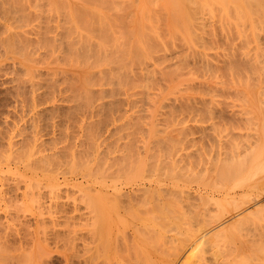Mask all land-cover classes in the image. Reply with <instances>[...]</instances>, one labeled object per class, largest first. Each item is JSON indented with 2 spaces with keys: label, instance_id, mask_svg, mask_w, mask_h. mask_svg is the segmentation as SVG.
Here are the masks:
<instances>
[{
  "label": "rangeland",
  "instance_id": "rangeland-1",
  "mask_svg": "<svg viewBox=\"0 0 264 264\" xmlns=\"http://www.w3.org/2000/svg\"><path fill=\"white\" fill-rule=\"evenodd\" d=\"M24 1V0H23ZM26 2H28V3H31L32 4V9L33 10H35L36 8L38 9L39 8V10H38V12H40L41 13V16H43V17H41L40 16V13H38V12H36V13H38L39 15H38V19L37 20H33L32 21V25L35 23H38V30H40V28H42L40 31L41 32H38V39H33V41L34 42H31L30 41V43L29 44H31L30 45V47H29V44L27 45L26 43H24L23 41V43L26 45V46H24V50H23V48L21 47V49L22 50H20V48H19V46H20V44L22 43V42H20L19 40H17V41H19L20 42V44H19V46L17 47L16 46V43L18 44L19 42H16V40H15V43L14 44H10L11 46H8V47H6V48H8L7 50H6V48H5V42H4V47H2V45H0V55L2 56V57H0V90L3 92V90H4V92H3V94H2V92L0 91V108H2V109H0V113H2L0 116V121L2 120H4L3 121V123L4 122H8L7 123V125L4 127L3 126V123L2 122H0V124H1V126H3V127H0V128H3L4 130H5V128H8L9 127V125L10 124H14L15 123V120H16V122L17 123H15L16 124V126L15 125H13V126H11V127H13L12 128V130L14 129V131L12 132L11 131V133H12V136H13V133H14V135L16 134V133H18V132H16L17 130L18 131H21L20 132V134L18 133L17 135H15V136H11V135H9V137H12V138H16V139H14V141L16 140V141H19L18 139H21L22 138V134H24L23 132H22V130H24V128L23 127H26V130H27V128H29L30 129V125L31 124H36V128L38 129V141H40V142H42L41 144H40V142H38V145H40L39 147H38V151H39V148H40V152H41V149L43 150V153L45 152V153H50L49 155H52L53 153H54V156L57 154V155H60V156H58V157H56V158H58L60 161H58V159H56L53 155V157L55 158H53L52 156H50L49 157V155H47V157H48V162L44 159V157L45 156H43V159H44V161H45V164H43L41 161V163L40 162H38V165L39 166H41L40 168H39V166H38V170H36V169H34L33 167H29V166H27L26 167V165L24 164V166L22 165V161L20 162V160H21V158H18L15 154L16 153H14V156H15V158L16 159H19V161H17L16 159H14L13 158V155H12V153L9 155V153H10V150H8V149H6V151L8 152H6L8 155H9V160L8 161H6L7 159H8V157H7V154H6V157L7 158H5L6 160V162L4 161V156L0 153V157L1 156H3L2 158H1V160L3 159V161L4 162H1V160H0V163H2V165L0 164V174H2V169L4 170V169H6V167L7 168H9L10 167V169H6L7 170V173H6V175L4 174L6 171L4 170L3 172V174H2V176H0V178L1 177H3V181H4V177H5V184L3 185L2 183H3V181H2V178L0 179V181L2 182H0V184L1 185H3L4 186V188H5V194L7 193L6 192V190L7 189H9V192H12V190H13V192H14V190H18L19 188H21V187H23L22 185H18L17 186V181L19 180L20 182H22V181H24L23 183H24V185H25V182L26 181H28V179H33V181L32 182H34V180L35 181H38V183L40 184V186H39V184H38V197H35L37 200H38V208H37V206H36V203H37V200L36 201H34V202H30L29 200V202L31 203H26V206H24V208L25 209H23L22 207V210H20V208L18 209V207H16V206H14V201H13V196H10V193H9V198H4V196H7V195H5L4 194V191L2 190L3 189V186H2V188H1V185H0V193H2V194H0L1 196H0V199H2V201L3 202H1V200H0V213H3L4 214V216H2V217H5V218H7L8 217V213H6V212H8L9 210V208L10 207H12L13 209H14V212H13V209H11V211L12 212H10L9 211V214H12L11 216L9 215V218H7V219H3V218H1L0 219V221H2V219H3V221L5 220V221H7V222H9L10 224L9 225H11V227L13 228H17V226L18 227H21V224H23L22 222L24 221V220H26V219H29L30 217H32L33 218V216L35 215V216H37L38 217V246H40V247H37L38 249H41V250H35V251H37V252H35V253H38V252H42V255H45L46 253L47 254H49V260L51 259L52 261H54V260H56L55 258H59L60 256H61V254H63V253H65V252H69V248L68 249H66L67 247H65L67 244H69V242H68V240L67 239H69V235L67 234V228H71V226H73V223H74V221H76V220H74L73 219V217H75L74 215H79V213H77L76 211L77 210H79L81 207L83 208V210L84 211H86L85 209H87L86 208V204H85V206L83 207L82 206V204H80L81 202H82V196H83V200H84V195L83 194H85V193H83V194H81L83 191L82 190H87V187H84L85 185L84 184H86V185H91L90 187H92V185H93V187H92V189L94 188L95 190L96 189H98V191H99V189H100V191H99V195H103L104 193L106 194H108V202H110V201H112L113 199H115V197H114V194L115 193H117L118 191H121V195L120 194H117V195H119V197L120 196H122V194L124 193V194H128V192L130 191V192H134L133 194H134V196L136 197V194L137 195H139L140 193H141V191H143L144 190V192H145V189H141L140 187H143V186H148L149 185V189H150V187H151V189L150 190H152L151 192H154L155 193V190H156V192H158L157 190H159V189H157V188H160V187H165V189H171L170 191H173L174 189H175V194H179V190L181 191V193L183 194V196H181L182 194L180 193V196L181 197H183L182 199H178L179 198V196H178V194H177V196L176 197H178V198H176L174 195V200H177L176 201V203H178V205H179V207H180V205H185L186 203H184L183 202V200L188 196L189 197V195L191 196V198H192V196H194L193 198H195L196 199V196H198V195H196L195 196V194L197 193V194H199V193H202V194H199L200 195V197L199 198H197L194 202H196L197 204H200V205H198V207H197V210L200 212H198V211H192L191 212V209L193 208V207H191V209L189 210V209H187L186 210V208H188L189 207V205H188V207H186L187 206V204L185 205V207L184 206H181L180 208V212H184V210H186L187 212V214L185 213L184 214V216L183 217H186L185 215H188L187 217H186V219H183V217L181 218V215H183V213H180V212H178V213H175V211H176V207L173 209V210H175V211H173L172 210V208H170V207H172L173 206V204L175 205V203H174V200L172 199H170L171 198V196H172V194H170V196H168V197H170V198H168L167 199V197H166V199H163L164 197H165V195L166 194H168L167 192H168V189H167V191H166V193H165V195H164V197L162 196L163 194H161V192H164L165 191V189H160L159 190V192L157 193L158 195V197L159 196H162V197H160L161 198V200H163V203L164 204H160V199H158V197L157 198H154V199H157V203H158V201H160L159 202V204H154L153 203V198H152V200H151V198L148 196V194H150V190H148V189H146V193H148L147 195H145L146 197V199H149V203H152V204H154V205H151V204H149V206H150V211L148 210V208H147V210H146V207H149L148 205H147V203H145L144 201L146 200L145 198H142V196L144 195L143 193H141V198L143 199H141L140 198V195L139 196H137L138 197V203L142 206V207H138L139 208V210H141L140 208H143L144 209V207H145V209L142 211V215H141V213H140V211L138 210V212L139 213H137V212H134L136 209H137V206L139 205L138 203V205L136 204V206H135V210H133L132 212H131V210L132 209H134V206H132V208H127L128 206H126V208H124V207H122V206H124V203L122 204V203H119V205L117 204V202H116V205H118V207L116 208V207H114L113 205L115 204H113V203H110V204H112V206L114 207V209H113V207L111 206V207H109V212H111V211H113L114 213H115V211H116V215L113 213V212H111V213H113L114 214V216H113V214H111V213H108V214H110L109 215V219L111 218V220H112V218H114L111 222H109V219L107 218V220H108V225L109 226H113V228H114V230H112L111 229V227L109 228V226H107L109 229V234H108V239L107 240H111V239H115V241H117V238H114V236L113 235H115L114 233L115 232H117L116 233V235L117 236H115V237H118V238H120L118 235H120L122 238H121V241H119V242H121V243H119V244H122V241H123V239L124 238H127L129 241H130V238L128 237V235H129V233L130 234H133V233H135L136 232V230H137V232L139 231V228H140V226L141 227H143L144 226V229L142 230V233H143V231L145 230V225H149L150 224V226H152V220H148V221H146L147 219H146V217H145V215H144V217H145V221L144 222H146V223H144V225L142 224V223H137L138 222V220H137V217L138 216H135L136 215V213L137 214H140L142 217H143V212H144V214H145V212H153V214L154 215H156L157 217L159 216L160 217V219L158 218V219H155V218H157V217H155V216H153L152 214V217L153 218H151V219H153V221H154V219L157 221V220H161L162 218H166L167 220H168V211H165V213H167V215L166 214H164V215H166V216H164V217H161L162 215H161V213H159L158 215L156 214V213H158V212H160L158 209H154L153 207H155L156 205H164L165 206V204H167L168 206H170V207H166L168 210H172L174 213H175V218H176V220L173 218L172 219V217L170 216V212H169V216L171 217H169V220L171 221V220H173V223L175 222H177L176 223V226L179 228V231H178V228L175 226V228L177 229H175V228H173L174 227V225H173V223L171 224V225H169L170 226V229L168 230V229H166L165 228V226H164V224H162L163 223V221H165L164 219L163 220H161L162 222L161 223H159V222H157V224L158 225H155V226H152V227H154V228H156V229H154V231H152V232H155V230L157 231L158 229V232H159V234H158V232H155V234L157 233V235H158V237L159 236H163V238L161 239L160 237L158 238L160 241H158L159 242V244L157 243L156 244V249L158 248L157 247V245L158 246H160V248L159 249H157L158 250V252L156 253V251H155V249H153V246L149 243V242H152L153 241V238H155V242L157 241L156 239V237H157V235H153V233H152V235L153 236H151L150 238H146L145 236V232L147 231V229L149 228H147L146 229V231L143 233V235H142V233H139L140 235H142L144 238H146V239H152V241L150 240H148V243L150 244V246H152L151 248H152V251L150 250L151 248H150V246H148V243H143L142 241H144V238H142V240L140 241V242H142V245L143 244H147V245H145V246H147V247H145V246H143V247H145L147 250L149 249L150 251H148V252H152V253H149L148 254V256L147 257H145V260L144 261H146V263H144V264H166L167 262H169V261H167V260H171L172 258H173V251H171V249H170V251H168V248H170V245H168V244H170V243H172V242H170L171 240H173L174 238V236H176L175 237V241H176V243L177 244H180L181 243V241H183V240H180L181 238V236H179L181 233V235H184L185 234V232L187 233V231H188V235H190L191 236V234H196V235H198L197 237H196V235L195 236H193L192 235V239L190 238V236L188 237L186 234V236L188 237L187 238V240H188V242H187V240L185 239V241H186V246H185V244H184V246H183V249L182 248H180L182 245H183V243H181V245L179 246H177V247H179V248H176V246L174 247V245H176L175 243H173V246H172V250L175 248L176 250H178L179 251V249H181L180 250V253H179V255L175 258V260H174V262H173V264H177V262H178V264H180V262L182 261V260H187V261H189L190 262V264H191V261H192V259L194 260L195 259V261L197 260V257H198V254L200 253V252H196L195 251V249H194V247L193 248H191L192 246H194L197 242H199V240H201V239H199V237L201 236V238H202V240L204 239V237L207 235V234H205V232L207 231V230H210L209 228H212V227H214L213 229L214 230H216V228L218 229V228H222V224H223V227L224 228H226V227H228V223H229V225L231 224V221H230V219L232 220V221H235V220H237L236 218H239L240 216H241V213L243 212V210H249V209H253L254 208V206H256L257 204H255L254 202V204L252 203L251 204V202L250 203H247V205H246V207L244 206V208H242V210L241 209H239V210H237L239 213H240V211H242L241 213H240V216L239 217H237V216H234V214L235 215H237V213H234L236 210H232V205H228L229 206V209L227 210V208L225 209V211H224V213H223V217L226 219H224V218H222L219 222H216V223H214V221H210V220H213L212 218L214 217H208V218H206L208 215V212H207V209L208 208H210L209 210H211V211H209L210 213H212V214H210V216L211 215H214L215 213H213V209L215 210V207H216V205L215 206H212V207H208L207 206V203L208 202H211L210 201V199H206L205 201L204 200H201V198H203V197H201V196H208V197H212L213 198V194H214V196H216L215 198L217 199L218 197H220V199L223 197L222 195L224 194V196L225 197H223V200H224V198L226 199L227 197V200H229V199H232V196H233V198L237 195H239L240 196V194H238V192H243L244 191V195H242V196H246V195H248V197H254V196H256V195H260L259 196V198L257 199V202H258V206H261V205H263L264 204V165H263V169L262 168H256L255 170H253V171H255L256 172V174H255V172L253 173V171L252 172H248L246 175H245V178L246 179H244L243 181H242V183L240 184L239 183V185H232L233 186V188H231L232 186H231V184L229 185L228 183H223L224 185H226V184H228V185H226V186H228L227 188H229V186H231L229 189L230 190H228L227 188H226V186H225V188L223 189L222 187H221V183L219 184L218 182V180L215 178V180H217V181H214V173H215V169L211 172H209V167H211L212 165H209V164H214V163H212L213 161H212V159L214 158V157H216V156H214V155H219V156H221L223 153V155H225L226 153H228V152H230L231 151V148H234V150H239V149H242V147L240 148V143H239V140L238 139H240V141H244L242 144H244V146H250V143L251 144H253V139H258L259 138V136H261L262 135V133H263V130H264V118H263V115H264V113H263V111H264V101H262L264 98H261V97H264V76L262 77L261 75H262V73L264 72V35H262V32L264 33V11H262L261 12V10H259L260 11V13L258 12V9H255V10H257L256 12H258L259 14H257L256 12H255V10H253L252 9V12L251 13H256V15H255V13L254 14H251V16H256L257 18L260 16L261 18H262V16H263V18L261 19L260 17V20H259V22H258V26H257V19L255 18V17H253L255 20H254V22L256 23V25H254L255 23L254 22H252L253 20H252V18H249V20H248V23L246 22V26L249 28V26H250V24H251V27L248 29V28H245V20L246 19H243V18H245V16H246V18H247V16H249L250 17V15H248V13H247V11H248V8L245 6V0L243 1V0H240V3L239 2H237L236 3V5L235 4H233V5H235L234 6V11H235V13L233 12V9L231 8V4H230V2L229 3H224V4H226V6L228 7V5H229V7H230V9H228V8H226L225 9V5L223 6L224 7V9L226 10H224V9H222V11L224 10L225 11V13L228 11V10H230V11H228L227 12V14H225L224 13V15L225 16H223L222 18H223V20H222V18L221 17H218V15H223V14H220V13H218V12H220V10H221V7H219L218 6V4L217 3H214V1H212V0H205L204 2H202V4L203 5H205V6H207V4H209L208 6H210L209 7V9H211V12H207L208 11V9L207 8H203V6H201V2H200V4H199V6H196L195 8H193L192 9V12H195L194 14H192V12H191V14H192V16L193 15H196V18L199 16H201V19H199V17H198V21L196 20L195 21V16L192 18L191 16H186L187 17V22L185 23V28H186V31H188V32H190V30L191 29H189L188 27H191V25H192V27H194L193 25H196V24H198L199 22L202 24V25H197V27L195 26V28H193L194 30H197V31H193V33H191V34H194V35H191L192 37L191 38H195V41H194V38L190 41L189 39V36L188 35H186V37H182V35L180 34V32L179 31H177V30H175L174 28H169L170 26H175L174 24H173V22H172V20L170 19V17H171V15H169L168 14V18L166 19L167 21H165V20H163L164 18H165V15H167V13H168V11L165 9V7L163 6V0H146V2H144V4H142L143 2L142 1H144V0H121L122 1V3L123 2H125V4H127V7H124L123 6V4L121 3V1H119V0H104L103 2H102V0H99L100 1V3H102L101 5H103L104 6V8L106 7V6H114V7H116V12L112 9V7H111V10L109 9V11L107 12L106 10H108L107 8L109 7H107L106 8V10L104 9L103 10V7L100 5L99 7H98V5H96L97 4V2L95 3V2H93V0H88V3L90 4L91 2H93V3H95V4H90V7H94L95 5V7L94 8H96V9H99V11H100V13H102L101 14V16H105L106 18L108 17V16H112V17H116L115 19L113 18L112 19V17H108L107 19H105V17H101L102 19H103V22L100 24L101 26H104L105 25V22L104 21H106L107 20V24L104 26L105 27V29L104 30H106V27H110V30H109V27L107 28V32H108V30L109 31H112L113 30V32H111V34H109V35H111V36H109V37H111L110 39H109V41L111 40V42H113V43H115V42H117V41H120L121 40V42H119V44L118 43H116V45L118 44V46H120V45H122L123 43L125 44L126 43V50H128V53H127V56L128 57H125V58H127V59H125V58H123V52H121V54H119V53H117V54H119L118 56H122V60H123V62H121L120 60V64H119V62H115V61H112L113 60V58H117V55H114V54H112V53H116V52H118L119 50V48H121L122 46H120L119 48L117 47V50L118 51H115L116 50V48H111V52H110V47H109V45L111 46V45H114L115 46V44H110V43H108V42H105V40H103L102 41V37L104 36V34H103V36L102 37H100L101 35L99 34L100 33V31H99V27H101L100 25L98 26V22L96 23V22H94L93 21V19H90V17L89 16H87V17H84V18H86V19H83L82 18V16H84V12H82V14H81V16L79 17V16H77L76 17V19H75V21H77V22H74L73 24H74V26H75V29H73V27L72 28H69V33H68V31H67V33H65L64 35L65 36H60L59 38L57 37V38H55V37H53L52 35H53V33L52 32H48V33H45L44 32V28L45 27H49V28H51V29H53V27H54V25L56 24V26H60L61 25V23H60V20H61V22H62V24H64V25H67V26H70L71 25V23L72 22H69V21H71L72 20V18L70 17V19H69V17L67 16V18H65L64 16H66V14L64 15V13L66 12V5L65 4H63V3H66L67 2V4L68 5H70L68 2H73V0H25ZM24 1V2H25ZM59 1V2H58ZM75 1V0H74ZM81 1V0H80ZM79 0H77V1H75L76 2V4L77 3H82V2H80ZM90 1V2H89ZM94 1H96V0H94ZM98 1V2H99ZM130 1V2H129ZM243 1V2H242ZM47 2V3H46ZM87 2V1H86ZM137 2V3H136ZM158 4H157V3ZM44 3V4H43ZM156 3V4H155ZM124 4V5H125ZM147 4V5H146ZM148 4H149V6H148ZM213 4H216L217 6L216 7H218V9L220 8V10L217 12L218 13V15L216 14V12L215 11H217L218 9L217 8H215L214 9V6H213ZM42 5V6H41ZM64 6V8L62 7V6ZM79 5H83V4H79ZM78 5V6H79ZM94 5V6H93ZM120 5V6H119ZM130 5H132V6H130ZM144 5H146V6H148L147 8H146V6L145 7H143ZM41 6V7H40ZM126 6V5H125ZM142 6V7H141ZM150 6H152L151 8H150ZM207 6V7H208ZM212 6H213V9H212ZM222 6V5H221ZM236 6H239L240 8H243V9H241L242 11H244V12H242L241 10H238V8L236 7ZM45 9H44V8ZM81 7H83V6H81ZM123 9H122V8ZM139 7V8H138ZM140 7H141V10L143 11L142 13L140 12H138V10L140 9ZM158 7H160L159 9H156V8H158ZM163 7H164V9H163ZM198 7H199V11L197 10L198 9ZM200 7H201V9H200ZM233 7V6H232ZM35 8V9H34ZM40 8H41V10H40ZM43 8V9H42ZM64 10H63V9ZM80 8V7H79ZM110 8V7H109ZM162 8V9H161ZM239 8V9H240ZM36 9V10H37ZM54 9V10H53ZM81 9V8H80ZM79 9V10H80ZM83 9L84 8H82V10H80V11H83ZM121 9V10H120ZM149 9V10H148ZM154 9H156L157 11L159 10L160 12H158L157 13V11L156 10H154ZM205 9H206V11H205ZM228 9V10H227ZM35 10V11H36ZM133 10H135V12L133 11ZM140 10V11H141ZM164 10H166L165 12H167L165 15L163 14L164 12ZM214 10V11H213ZM263 10V9H262ZM46 12V13H43V12ZM63 11H65L64 13H63V15L61 14ZM113 11V13H111ZM121 11L123 12L122 14H121ZM149 11V13H147V12ZM154 11H156V12H153ZM188 11H191V9L190 10H188ZM204 11V12H203ZM212 11H213V13H212ZM221 11V12H222ZM223 11V12H224ZM52 12V13H51ZM109 12H110V15H108L107 16V14H109ZM129 14H128V13ZM135 14H134V13ZM146 14H145V13ZM163 12V13H162ZM207 12V13H206ZM222 12V13H223ZM230 12V13H229ZM237 12H238V14L240 15H238L237 14ZM240 12H242V13H240ZM106 13V14H105ZM126 13H127V15H126ZM139 13V14H138ZM161 13L164 15V16H162L161 15ZM190 12H188V14H189ZM200 13V14H199ZM247 15H246V14ZM1 15V18H2V13H0ZM45 14V15H44ZM131 14H134V17L133 18H129L128 16H130ZM142 14V15H141ZM191 14H189V15H191ZM207 14V15H206ZM230 14V21L228 22L227 21V18L228 17H226L227 15H229ZM232 14V15H231ZM235 14L236 15H238V16H235ZM245 14V15H244ZM55 15V16H54ZM56 15H57V18H56ZM187 15V14H186ZM215 15H217V17H215ZM234 15V16H233ZM242 15L244 16V17H242ZM258 15V16H257ZM46 16V17H45ZM138 16V17H137ZM207 16V17H206ZM49 17H51V18H53V19H51V18H49ZM79 17V18H78ZM126 19H125V18ZM128 17V18H127ZM167 17V16H166ZM191 17V18H190ZM213 17V18H212ZM224 17H226L225 19H226V21L228 22V25H227V22H225L224 20ZM232 17V18H231ZM235 17V18H234ZM236 17H238L240 20H238V18L236 19ZM242 17V18H241ZM0 18V19H1ZM66 19V21H65V19ZM83 19V20H81V19ZM147 18V19H149L148 21H150L151 20V22H150V24H149V22H147L145 19ZM172 18V17H171ZM211 18V19H210ZM9 19H11V20H7V28L9 29V30H6L7 28H6V26L5 25H2V22L1 21H3V19L0 21V29H2L3 30V32L0 30V32L2 33H0V36H1V38L3 39V41H4V38H3V33L5 32V34H4V37H6L8 34H12L13 33V31L14 30H16L15 28V25L16 26H18L19 24H21V22H20V20L18 19V20H16L17 18H9ZM12 19H14V21H12ZM55 19H57V21L55 20ZM68 19V20H67ZM96 19H98V18H96ZM108 19H110V20H108ZM125 19V20H124ZM188 19L189 20H193L194 21V23L193 24H191L190 22H189V25H188ZM236 19V20H235ZM248 19V18H247ZM78 20H80V21H78ZM111 20H113V22L115 21V20H117V24H115V25H113L112 27L110 26V24H112L113 22L111 21ZM124 20V21H123ZM138 20H145L146 22H147V24H145L146 22H144V21H142V23H140L139 25H138ZM153 20H156L157 21V23H155L156 21H154L153 22ZM162 20L165 22V25H163L164 24V22H162ZM212 21V22H210V21ZM216 20V21H215ZM232 20V21H231ZM241 20H242V22H241ZM257 20V21H256ZM49 21H51V23L49 22ZM68 21V22H67ZM73 21V20H72ZM85 21H87V22H85ZM102 21V20H101ZM111 21V22H110ZM169 21V22H168ZM202 21V22H201ZM217 22V23H215V22ZM223 21H224V23H226L225 24V26H223L224 25V23H223ZM236 21H238V22H236ZM247 21V20H246ZM250 21V22H249ZM260 21H263V22H260ZM10 22V23H9ZM66 22V23H65ZM80 22V24L81 25H79L78 23ZM133 22V23H132ZM137 23V25L139 26H135V24ZM158 22H159V25L161 26V29H160V26H156V28H155V25L156 24H158ZM167 22V23H166ZM196 22V23H195ZM210 22V23H209ZM232 22H233V24H232ZM85 23H87V25L88 24H90V25H88V26H90V27H94L95 29H96V31L98 32H94L92 35H88V33H87V31H84V29L86 30V27L85 26H87ZM104 23V24H103ZM115 23V22H114ZM130 23V24H129ZM134 25H132V24ZM144 23V24H143ZM153 23H155V24H153ZM208 23V24H207ZM215 23V24H214ZM229 23H230V25H229ZM236 23H238V24H236ZM241 23V24H240ZM8 24H10L11 26H13V27H15L14 29H13V27H10ZM72 24V25H73ZM76 24V25H75ZM77 24H78V26H77ZM126 24V25H125ZM162 24V25H161ZM169 26V27H167V25ZM187 24V25H186ZM220 24V25H219ZM232 24V25H231ZM241 25V27H243L244 26V28H240V25ZM248 24H249V26H248ZM261 24H263V25H261ZM31 25V24H30ZM49 25V26H48ZM52 25V26H51ZM108 25V26H107ZM120 26L119 28L118 27H115V26ZM128 25H132L131 26V28H129V26ZM147 25H148V27H147ZM206 25H210L211 27L209 28H206L207 26ZM239 25V26H238ZM243 25V26H242ZM257 26V27H255V30H256V33H254L255 32V30H254V27L253 26ZM259 25H260V27H262L261 29H260V27H259ZM4 26H5V29H3L4 28ZM9 26V27H8ZM29 26V25H28ZM55 26V27H56ZM79 26H83V28L84 29H82L81 27H79ZM140 26H141V28H144L145 30H146V33L148 34V33H151V36L152 37H154V38H152L151 39V36H150V38L148 37L150 34H148V36H147V34L146 33H144V34H146V38L144 37V34H142L143 35V37H144V39H146V43H143L145 40H143V38H142V40L143 41H141L140 42V44H139V42L137 41V39H135L134 38V35L133 36H131V35H129L130 33H131V31H132V28H133V32L132 33H134V30H136V29H138V28H140ZM143 26V27H142ZM165 26L167 27V28H165ZM214 26H220V27H214ZM230 26H233L234 28V30L236 31V32H232V34H233V36H232V34H230V30L231 31H234V30H232V27L230 28ZM3 27V28H2ZM79 27V28H78ZM97 27V28H96ZM115 27V28H114ZM121 27H123V29H122V31L123 32H120L119 30L121 29ZM128 27V28H127ZM153 28L154 30L155 29H157L158 28V33H156L157 31H155L154 33H153V35L154 34H156V35H152V31H154L153 29H151V28ZM200 27V28H199ZM225 29H224V28ZM117 28V30H118V32H117V30H115ZM148 28H150L152 31H150V29L148 30ZM163 28H165V30L163 29ZM169 28V29H168ZM188 28V29H187ZM219 28V29H218ZM222 28V29H221ZM239 28H240V30H241V33H240V30H239ZM257 28V29H256ZM71 29H73V30H71ZM101 29H102V27H101ZM112 29V30H111ZM143 29V30H144ZM172 29V30H171ZM192 29V30H193ZM208 31H207V30ZM209 29H210V32H213V35L214 34H217V35H214V36H216V37H214L213 35H210V32H209ZM212 29L214 30V31H212ZM218 29V30H217ZM223 31H227L228 30V33H229V35H230V37H229V35H228V37L226 36L228 33L226 32H222L221 30ZM230 29V30H229ZM248 29V30H247ZM259 29V30H258ZM76 30H78L77 32H76ZM80 30V31H79ZM82 30H83V32H82ZM104 30H102V32L103 33H105L104 32ZM131 30V31H130ZM142 29H140V32L141 33H143L142 31H143ZM144 30V31H145ZM161 30V31H160ZM164 30V31H163ZM170 30V31H169ZM205 30H206V32H205ZM247 30V31H246ZM253 30H254V32H253ZM7 31V32H6ZM72 31V32H71ZM73 31L74 32H76V33H74L73 34ZM126 31H130V32H126ZM149 31V32H148ZM162 31L165 33V32H167L168 31V35H167V33L166 34H164V33H162ZM172 31V32H171ZM174 31V32H173ZM251 33H250V32ZM259 31H261V32H259ZM11 32V33H10ZM78 32H79V37H78V35H76V34H78ZM86 33V37L85 36H83L84 34H82V36H83V39H82V36L80 35L81 33ZM247 32H248V34H247ZM260 34H259V33ZM108 33H110V32H108ZM112 33H115V34H112ZM121 33H122V35H121ZM131 33V34H132ZM171 33H174V34H171ZM243 33V34H242ZM66 34L68 35V36H66ZM70 34V35H69ZM96 34H98V35H96ZM126 34H127V36L129 35V38H130V40H129V38H128V40L131 42L130 44L132 45L133 43L134 44H136V46H137V50H134L133 48L134 47H131L132 49H133V53L135 52V53H138L139 54V50H138V44L140 45L139 47L141 48V46H143V48H141V57H139V59L137 60H135V57H137V56H135L134 55V60L135 61H137V62H135L133 59H132V57L128 60V58L132 55L133 56V53H132V49L130 48V44H129V42L127 43L126 41H127V39H126V41L124 40V37L126 36ZM212 34V33H211ZM224 34V35H223ZM235 34V35H234ZM236 34L238 35V36H236ZM240 34H242V36L240 35ZM254 34V35H253ZM258 34V35H257ZM6 35V36H5ZM30 35H32V34H30ZM72 35V36H71ZM94 35V36H93ZM108 35V34H107ZM106 35V36H107ZM112 35H116V37H117V35H118V37L115 39V37H114V39L112 38ZM164 35H167L166 37H168V36H170V37H168L167 38V40H171V39H173L174 40V42L175 41H177V42H180V43H174V42H170V41H167L165 38V36ZM177 36V37H175V38H173V36ZM222 35V36H221ZM253 35V36H252ZM255 35H256V37H255ZM262 35V36H261ZM33 36V35H32ZM90 38H89V37ZM246 36V37H245ZM248 36V37H247ZM250 36V37H249ZM252 36V37H251ZM73 37H74V39H76V40H74L73 39ZM84 37H85V39L88 37V42H89V46H91V49H89L90 47H86L87 46V43L85 44V42L87 41H85V39H84ZM98 40H96L95 38ZM108 37V36H107ZM121 37V38H120ZM163 38V37H165L164 38V40H163V42H162V39L161 38ZM213 37V38H212ZM224 37V38H223ZM226 37L228 38L227 39V41H228V43H227V41H226ZM240 37H245V38H247L246 39V41L244 40V38H241L240 39ZM255 37V38H254ZM0 38V39H1ZM66 38V41L64 40ZM72 38V39H71ZM120 38V39H119ZM126 38V37H125ZM157 38V39H156ZM158 38H159V41H158ZM171 38V39H170ZM181 38V39H180ZM185 39V40H183V39ZM189 38V39H188ZM202 38V39H201ZM215 38V39H214ZM219 38H221V39H219ZM256 38H258V39H256ZM104 39H107V38H105V36H104ZM118 39V40H117ZM134 39V40H133ZM151 39V40H150ZM156 39V40H155ZM230 39H232L231 40V45H230ZM36 40H38V41H36ZM85 42H84V41ZM108 40V39H107ZM113 40V41H112ZM148 40H150V41H148ZM160 40H161V42H160ZM181 40H182V43H181ZM189 40V41H188ZM205 43V44H203L204 46H202L201 47V43H202V41ZM243 40V41H242ZM248 40H249V42H248ZM253 40V41H252ZM257 40H259V41H257ZM1 41V40H0ZM75 41H76V43H75ZM122 41H123V43H122ZM125 41V42H124ZM135 41V42H134ZM165 41V42H164ZM172 41V40H171ZM183 41L185 42L184 43V45H183ZM186 41H187V43H186ZM201 41V42H200ZM234 42V44H233V42ZM246 42V44H248V45H246L245 46V42ZM77 42H80V43H78L80 46L83 44V46H84V48H83V46L82 47H80L78 44H77ZM91 42H92V44H91ZM93 42H95L94 43V45H93ZM101 42V43H100ZM103 42H105V43H103ZM189 42H191L192 43V46L190 45L191 43H189ZM194 42V43H193ZM236 42V43H235ZM260 42V43H259ZM1 43V42H0ZM22 43V44H23ZM39 43V44H38ZM64 43H67V44H64ZM71 43H73L75 46H76V44L79 46V47H74V45L72 46L71 45ZM120 43H122V44H120ZM138 43V44H137ZM142 43L143 44H151V45H148V46H144V45H142ZM160 43V45H158ZM161 43H163L162 45H161ZM189 43V44H188ZM213 43V44H212ZM215 43V44H214ZM225 43L227 44V45H225ZM241 43H243V45H244V47H242L241 46ZM250 43V44H249ZM99 44V46H97V45ZM103 44H104V46H105V51L107 52V50L109 49V55L111 56V55H113L112 57V59H111V57L109 58L107 55H108V52L106 53L104 50H103ZM124 44H123V46H124ZM165 44H167L166 46H165ZM188 44V45H187ZM207 44H211V45H207ZM238 44L240 45V46H238ZM7 45V44H6ZM13 45H15L14 47H16L17 48V50H16V48H14L13 47ZM86 45V46H85ZM128 45H130V46H128ZM180 45H183V46H180ZM191 47H190V46ZM233 45H235L234 47H233ZM259 45V46H258ZM23 46V45H22ZM94 46H97L96 48L94 47ZM124 46V47H125ZM135 46V45H134ZM199 46V47H198ZM205 46H208L209 48H205ZM228 46V47H227ZM233 48H232V47ZM236 46H237V48L238 49H236ZM254 46V47H253ZM12 48V50H9V48ZM27 47H29V48H27ZM32 47V48H31ZM71 47V48H70ZM111 47H113V46H111ZM116 47V46H115ZM165 47V48H164ZM196 47V48H195ZM204 47V48H203ZM212 47V48H211ZM215 47V48H214ZM230 47V48H229ZM239 47H240V49H239ZM252 47H253V49L255 50V51H253L252 50ZM3 48H5V49H3ZM26 48H27V50L29 51V52H27V50H26ZM83 48V49H85V50H82L84 53H88L89 51H87L88 49L90 50V52L89 53H91V51L93 52V53H91V54H84L82 51H81V49ZM86 48H88V49H86ZM139 48V49H140ZM147 48V49H146ZM148 48H150V50L148 49ZM151 48H154V49H152V52L154 53V55H152V52H151ZM188 48V49H187ZM191 48V49H190ZM192 48L194 49L195 48V51L194 50H192ZM198 48V49H197ZM214 48V49H213ZM235 51H233L232 49ZM242 48H244V49H242ZM260 48V49H259ZM20 51H19V50ZM30 49H33V51H34V53H32V54H34V55H31V54H29L30 52H32V51H30ZM38 49V50H37ZM67 49V50H66ZM72 49H74V50H72ZM96 49H98L99 51H97ZM113 49V50H112ZM122 49V48H121ZM120 49V50H121ZM187 49V50H186ZM197 49V50H196ZM230 49H231V51L234 53H232L231 51H230ZM249 49H250V51H249ZM258 49H259V51H258ZM4 50V51H3ZM26 50V51H25ZM69 50V51H68ZM77 50H79L78 52H77ZM101 50H103V55H102V52H101ZM123 50H125V48L123 49ZM144 50V51H143ZM146 50L148 51V52H146ZM154 50H156V51H154ZM238 50V51H237ZM241 51V53H240V51ZM253 51V53H252V51ZM7 51V52H6ZM12 51H14L13 53H11ZM16 51V52H15ZM20 53H19V52ZM21 51H23L22 52V54L23 55H25L24 57H22L20 54H21ZM24 51L25 52H27V54L28 55H26L25 53H24ZM42 51H43V53H42ZM76 51V52H75ZM181 51V52H180ZM192 51V52H191ZM201 51V52H200ZM203 51V52H202ZM205 51V52H204ZM256 51H257V54H256ZM2 52L4 53V54H2ZM68 52H70V53H68ZM105 52V53H104ZM127 52V51H126ZM142 52H143V54L145 53V55H150L149 57L147 56H145V55H143L142 54ZM157 52V53H156ZM188 52V53H187ZM207 52V53H206ZM212 52V53H211ZM230 52H231V55H229L230 54ZM242 52H243V54H242ZM261 52V53H260ZM18 53H19V55H18ZM37 53V54H36ZM74 53H76V54H74ZM134 53V54H135ZM196 55H195V54ZM200 53V54H199ZM211 54V56H210V54ZM217 53V54H216ZM222 53V54H221ZM224 53V54H223ZM248 53H249V57H248ZM16 54H17V56H16ZM43 54V55H42ZM62 54V55H61ZM128 54H130V55H128ZM157 54V55H156ZM187 55V56H185V55ZM204 54V55H203ZM208 54V55H207ZM253 55V57H252V55ZM39 55V56H38ZM48 55V56H47ZM49 55L51 56V57H49ZM77 55V56H76ZM101 55V56H100ZM137 55V54H136ZM140 55V54H139ZM152 55V56H151ZM156 55V56H155ZM178 55L180 56V57H178ZM189 55V56H188ZM203 57H202V56ZM206 55V56H205ZM222 55V56H221ZM232 55H236V56H232ZM238 55V56H237ZM256 55V56H255ZM262 55V56H261ZM21 56V57H20ZM35 56H38L37 58L35 57ZM69 56V57H68ZM87 56V58H88V60H86V57ZM185 56V59L183 58L182 59V57H184ZM230 56V57H229ZM257 56H260V57H257ZM12 57V58H11ZM34 57V58H33ZM102 57H106L105 58V60L102 58ZM150 57H151V59H150ZM193 57V58H192ZM226 57V58H225ZM233 57V58H232ZM244 57V58H243ZM255 57H256V59H257V61L256 60H254L255 59ZM25 58V59H24ZM35 58H36V60H35ZM99 58H101V59H99ZM119 58V57H118ZM140 58H143L142 59V62L145 64V63H147V64H145V66H144V64L141 62V59ZM146 58H148V59H150V60H148V59H146ZM178 58H180L179 60H178ZM188 58V59H187ZM191 58V59H190ZM206 58V59H205ZM211 60H210V59ZM215 60H214V59ZM221 58V59H220ZM249 58V59H248ZM259 58V59H258ZM30 59V60H29ZM52 59V60H51ZM67 59V60H66ZM69 59V60H68ZM114 59V60H115ZM132 59V61H131V65H130V67H129V64H130V60ZM145 59L147 60V61H145ZM156 59V60H155ZM187 59V60H186ZM246 59V60H245ZM252 59V60H251ZM263 60V61H261V60ZM20 60V61H19ZM24 60V61H23ZM76 60V61H75ZM100 60V61H99ZM199 60V61H198ZM224 60H225V62L226 63H224ZM227 60H229V61H227ZM230 60H231V64L233 65L232 67L233 68H235V70L232 68V70H223V69H229L230 68V66H227V65H231L230 64ZM234 60V63H232V61ZM249 60V61H248ZM258 60H259V63H258ZM30 61H32V62H30ZM38 61V62H37ZM45 61V62H44ZM63 61H66V63L65 62H63ZM102 61V62H101ZM116 61H117V59H116ZM127 61H129V63L127 62ZM138 61H140V63L139 64H137L138 63ZM149 61V62H148ZM178 61V62H177ZM187 61V62H186ZM221 61V62H220ZM253 61V62H252ZM4 62V63H3ZM28 62V63H27ZM99 63L100 62V64H98V65H96L95 66V64L96 63ZM128 64H127V63ZM134 62V63H133ZM197 62V63H196ZM201 62V63H200ZM250 62V63H249ZM260 62H262V63H260ZM32 63V64H31ZM65 65H64V64ZM68 63V64H67ZM95 63V64H94ZM119 65H118V64ZM122 63L124 64V66L122 65ZM169 63V66L171 67H169L167 64ZM188 63H189V65H188ZM207 63H210V64H207ZM213 63V64H212ZM215 63V64H214ZM223 65H222V64ZM229 63V64H228ZM252 63H254V64H252ZM256 63H258V65H260V67L262 68H259V70H258V67L256 66ZM4 64V65H3ZM19 64V65H18ZM94 64V65H93ZM109 64V65H108ZM115 64V65H114ZM134 64H135V66H134ZM171 64V65H170ZM179 64H180V66H179ZM203 64V65H202ZM64 65V66H63ZM68 65V66H67ZM114 65V66H113ZM119 67H118V66ZM120 65H121V67L123 66V68H126V69H121L120 68ZM125 65H127V66H125ZM140 65V66H139ZM144 66V68H143V66ZM166 65V66H165ZM192 65V66H191ZM198 65V66H197ZM200 65V66H199ZM219 65V66H218ZM221 65V66H220ZM1 66H3V67H1ZM4 66H5V68H4ZM15 66H16V69H15ZM81 68H80V67ZM92 66V67H91ZM105 66V67H104ZM110 66V67H109ZM172 66H173V68H172ZM190 68H189V67ZM196 66V68H194ZM201 66H204V67H201ZM210 66V67H209ZM216 66V67H215ZM225 66V67H224ZM227 66V67H226ZM245 66V67H244ZM253 67V69L255 68V70H252L251 68ZM256 66V67H255ZM6 67H7V69H6ZM21 67V68H20ZM88 67H90V68H88ZM198 67H201V68H203V69H201V68H199V69H197ZM212 67V68H211ZM213 67H215V68H213ZM224 67V68H223ZM229 67V68H228ZM238 67H242L241 69H239ZM29 68V69H28ZM114 68V69H113ZM119 71V73H118V71L116 70V69ZM120 68V69H119ZM129 68H130V70H132V71H130L129 70ZM134 68V69H133ZM138 68V69H137ZM148 68V69H147ZM150 68V69H149ZM152 68H153V70H152ZM161 68H163V69H161ZM193 68V69H192ZM256 68H257V70H256ZM19 69H20V71H19ZM26 69V70H25ZM58 69V70H57ZM136 69V70H135ZM145 69V70H144ZM171 69H172V71H171ZM180 69V70H179ZM209 69H210V72H212V73H210L209 72ZM16 70H17V72H19V73H17L16 72ZM22 70V71H21ZM109 70V71H108ZM110 70H111V72H110ZM114 70V75L112 74V71ZM122 70V71H121ZM125 70H127L126 71V73H124L125 72ZM139 70V71H138ZM144 70V71H143ZM147 70V71H146ZM150 71V73H149V71ZM192 70V71H191ZM194 70V71H193ZM262 70V71H261ZM9 71V72H8ZM25 71V72H24ZM29 71H30V73H29ZM90 71V72H89ZM94 73H93V72ZM95 71H97V73L95 72ZM107 71V72H106ZM138 73V74H135L136 72ZM174 71H176V72H174ZM207 71V72H206ZM226 71V72H225ZM232 71V72H231ZM14 72V73H13ZM20 72H23V73H20ZM49 72V73H48ZM116 72V73H115ZM121 72H123V74H124V76H122L123 74L121 73ZM128 72V73H127ZM129 72H130V74H129ZM146 72H147V74H146ZM154 72V73H153ZM172 72V73H171ZM204 72V73H203ZM223 72L225 73V75H223V78H221L222 77V74H223ZM227 72H229V73H227ZM231 72V73H230ZM234 72V73H233ZM16 73V74H15ZM86 73H88L87 75H86ZM91 73V74H90ZM134 73V74H133ZM168 75H167V74ZM259 75H258V74ZM32 74V75H31ZM34 74V75H33ZM46 74V75H45ZM97 76H96V75ZM111 74V75H110ZM118 74V75H117ZM128 74V75H127ZM148 74H150V76L148 75ZM164 74V75H163ZM176 76H175V75ZM221 74V75H220ZM232 74V75H231ZM234 74V75H233ZM238 74V75H237ZM248 74V75H247ZM26 75L28 76V77H26ZM44 75V76H43ZM86 75V76H85ZM89 75H90V78H89ZM92 75V76H91ZM99 75L101 76V77H99ZM119 75H121L120 77L122 78H120V77H118ZM126 75V76H125ZM130 75V76H129ZM143 75V76H142ZM163 75V76H162ZM166 75V79H165V76ZM170 75H171V77H170ZM191 75V76H190ZM237 75V76H236ZM240 75V76H239ZM251 75V76H250ZM263 75H264V73H263ZM17 76V77H16ZM20 76V77H19ZM49 76V77H48ZM96 78H95V77ZM105 76V77H104ZM110 76V77H109ZM133 77V79H132V77ZM230 78V80L232 81V82H230L229 81V79H228V77ZM233 76H234V78H233ZM248 76V77H247ZM254 76V77H253ZM21 77L22 78H26L25 80L23 79H21ZM67 79H66V78ZM84 77H87V79L85 80L84 79ZM104 77V78H103ZM111 77H114V79H113V82H112V78ZM126 77V78H125ZM136 77V78H135ZM150 77V78H149ZM193 77V78H192ZM220 77V78H219ZM236 77H237V79H236ZM260 77H262V78H260ZM15 80H14V79ZM19 78V79H18ZM28 78V79H27ZM34 78V79H33ZM46 78V79H45ZM60 78V79H59ZM82 78H83V80H85V81H83L82 80ZM91 79V80H89V79ZM109 78V79H108ZM135 78V79H134ZM145 78V79H144ZM150 79V83H148L149 81L147 80V79ZM155 78V79H154ZM173 79V81H172V79ZM192 78V79H191ZM240 78H242V79H240ZM245 80H244V79ZM247 78V79H246ZM249 78H250V80H249ZM40 81H38V80ZM62 79V80H61ZM68 79H70V81L68 80ZM98 79H100V80H98ZM107 79V80H106ZM111 79V80H110ZM122 80V83H123V81H124V83L123 84H121L120 83V81ZM154 79V80H153ZM208 79H209V81H208ZM224 81H223V80ZM235 79V80H234ZM253 79H256V80H253ZM262 79V80H261ZM17 80H20V82L21 81H24V82H18ZM47 80H49V82L47 83ZM64 80H65V82H64ZM93 80V81H92ZM108 80H110V81H108ZM120 80V81H119ZM128 80V81H127ZM144 80V81H143ZM169 80V81H168ZM190 80H192V81H190ZM207 80V81H206ZM229 82H228V81ZM248 80V81H247ZM11 81H13V82H11ZM14 81H15V83H14ZM38 81V82H37ZM55 81L57 82V83H55ZM90 81H92L91 83H89V87H88V82H90ZM106 81H107V84H106ZM126 81V82H125ZM134 81V82H133ZM136 81V82H135ZM146 81V82H145ZM179 82L178 84H176L177 82ZM202 81V82H201ZM211 81V82H210ZM220 81V82H219ZM228 83H227V82ZM235 81V82H234ZM244 81V82H243ZM18 82V84L19 85H21V86H24V87H21V86H17V83ZM27 82V83H26ZM59 82H61L60 84H59ZM67 82H74L73 84L72 83H70V87H69V85H68V87H67V84H69V83H67ZM75 82H77V83H75ZM86 83L85 85H84V83ZM128 82H131V85L128 83ZM133 82V83H132ZM139 82V83H138ZM166 82V83H165ZM185 82V83H184ZM189 82V83H188ZM199 82V83H198ZM223 82V83H222ZM225 82V83H224ZM250 82V83H249ZM254 84H253V83ZM5 83V85H3ZM6 83H8V84H6ZM14 83V84H13ZM24 83V84H23ZM37 83H38V85H37ZM110 83H112V84H110ZM136 83V84H135ZM141 83V84H140ZM146 83H147V85H146ZM168 83V84H167ZM204 83V84H203ZM207 83V84H206ZM212 83V84H211ZM230 83V84H229ZM248 83V84H247ZM28 84V85H27ZM43 84V85H42ZM52 84V85H51ZM77 84V85H76ZM108 84H109V86H108ZM114 84H116V87H114ZM125 84V85H124ZM144 84V86L143 87H146V89H143V87H140V86H142ZM148 84H150V87L148 88ZM167 84V85H166ZM175 86H173V85ZM181 84V85H180ZM194 84V85H193ZM204 86H203V85ZM206 84V85H205ZM214 84V85H213ZM221 84V85H220ZM244 86H243V85ZM251 84V85H250ZM257 84V85H256ZM13 85H15V87H16V89H15V91H14V86ZM27 87H26V86ZM49 85V86H48ZM55 85V86H54ZM59 85V86H58ZM74 85H75V87H74ZM124 85V86H123ZM209 87H208V86ZM216 85H218V86H216ZM225 85H227V86H225ZM229 85H231V86H233V88H231V86L229 87ZM246 85V86H245ZM250 85V86H249ZM256 85V86H255ZM2 86V87H1ZM54 86V87H53ZM63 86V87H62ZM64 86H65V88H64ZM133 86V87H132ZM172 86V87H171ZM205 86H207V88L205 87ZM210 86H212V87H210ZM223 86H224V88H223ZM262 86V87H261ZM5 87H11V89L13 90H11L10 88H8V92H7V90H5L4 88ZM14 87V88H13ZM20 87H21V89H20ZM29 88L28 90L27 89H25V90H27V95H25L26 94V92H24V88ZM50 87H53V88H50ZM88 87V88H87ZM93 87H94V89H93ZM122 87V88H121ZM128 89H127V88ZM140 87V88H139ZM185 88V90L186 91H188V92H186L185 93V91H184V88ZM201 87H204L203 89L201 88ZM214 87V88H213ZM221 87V88H220ZM254 87V88H253ZM36 88V90H37V92H38V97L36 96V94H37V92H36V90H33V89H35ZM38 88V89H37ZM72 89V90H70V89ZM100 88H102V89H100ZM131 88V89H130ZM165 88V89H164ZM170 88V89H169ZM175 90H174V89ZM201 88V89H200ZM216 88V89H215ZM228 89L226 92H225V90L226 89ZM235 88H237V89H235ZM251 88V89H250ZM7 89V88H6ZM21 90V92H20V90ZM51 91H50V90ZM73 89H74V91H73ZM86 89H91V90H89V91H87ZM142 89V90H141ZM148 89V90H147ZM171 89H173V91L171 90ZM176 89H178L177 91H176ZM207 89V90H206ZM212 89L214 90V91H212ZM220 89V90H219ZM225 89V90H224ZM230 89V90H229ZM232 89V90H231ZM240 89H241V91H242V93H240L241 91H240ZM253 89V90H252ZM19 90V91H18ZM45 90V91H44ZM53 90V91H52ZM77 90V91H76ZM81 90V91H80ZM96 90V91H95ZM117 90V91H116ZM136 92V94H135V92ZM141 90V91H140ZM146 90H147V92H146ZM163 90H164V92H163ZM201 92H199V91ZM205 90V91H204ZM219 90V91H218ZM250 90V91H249ZM5 91H6V93H5ZM10 91V92H9ZM11 91H12V93H11ZM31 91V92H30ZM34 91V92H33ZM42 91V92H41ZM81 92L80 94L79 93H76V92ZM167 91V92H166ZM175 91V92H174ZM179 91H181V92H179ZM183 91V92H182ZM208 93H207V92ZM224 91V92H223ZM231 91V92H230ZM232 91L234 92V91H236V92H238V94L236 93H232ZM19 92V93H22V94H24V95H22L23 97H24V99L26 100L27 98H25V97H28L29 99H31V100H29L28 99V101L26 102L22 97H19L21 94H19L18 93V95H17V93ZM24 92V93H23ZM32 92L34 93V96H33V94H32ZM40 92V93H39ZM51 92V93H50ZM71 94H70V93ZM72 92H73V94H72ZM121 92V93H120ZM132 92H133V94H132ZM138 92V93H137ZM141 92V93H140ZM146 92V93H145ZM152 92V93H151ZM163 92V93H162ZM198 92V93H197ZM210 92L212 93V94H214L213 96H212V94H210ZM251 92H252V94H251ZM36 93V94H35ZM68 93V94H67ZM94 93H95V95H94ZM131 93V94H130ZM150 93V94H149ZM175 93H177V94H175ZM190 94V95H188V94ZM218 93V94H217ZM225 93V94H224ZM228 93V94H227ZM230 93V94H229ZM240 93V94H239ZM244 93V94H243ZM12 94V95H11ZM123 94V95H122ZM130 94V96H128ZM135 94V95H134ZM153 94V95H152ZM7 95H8V97H7ZM45 95V96H44ZM81 95V96H80ZM85 95H87V96H85ZM111 95V96H110ZM126 95V96H125ZM151 95V96H150ZM157 95V96H156ZM186 95V96H185ZM216 95V96H215ZM235 95V96H234ZM237 95V96H236ZM253 95V96H252ZM260 95V96H259ZM16 96H18V98H16ZM79 96V97H78ZM122 96H124V97H122ZM144 96V99L142 98ZM153 96V97H152ZM154 96L156 97V98H154ZM212 96V97H211ZM241 96V98L243 99V100H241V98L239 99V97ZM248 96V97H247ZM7 97V98H6ZM37 97V98H36ZM78 97V98H77ZM115 97H117V98H115ZM138 97L140 98V99H138ZM152 97V98H151ZM181 97V98H180ZM185 97V98H184ZM204 97V98H203ZM206 97V98H205ZM236 97H237V100H236ZM6 98V99H5ZM10 100H9V99ZM15 98L17 99L16 100V105H15V101H13V99L15 100ZM34 98H36V99H34ZM43 100V102L40 100ZM70 98H72V100L70 99ZM133 98V99H132ZM137 98V99H136ZM165 98V99H164ZM177 98V99H176ZM179 98H180V100H179ZM23 99V100H22ZM47 99V100H46ZM110 101H109V100ZM112 99V100H111ZM114 99H116V100H114ZM118 99V100H117ZM155 99H156V102H155ZM175 99V100H174ZM184 99V100H183ZM187 99H189V100H187ZM207 99V100H206ZM213 99V101H211ZM251 99V100H250ZM8 100V101H7ZM35 100L37 101V103L35 102ZM74 100L77 102V103H75L74 102ZM123 100V101H122ZM140 100V101H139ZM147 100V101H146ZM177 100V101H176ZM181 100H183V102L181 101ZM186 100H187V103H190V104H188L187 105V103H186ZM192 100V101H191ZM205 100V101H204ZM209 100V101H208ZM255 100V101H254ZM5 101H7V103L5 102ZM17 101H18V103H17ZM23 101V102H22ZM30 101V102H29ZM32 101V102H31ZM89 101V102H88ZM92 101V102H91ZM109 101V102H108ZM117 101H118V103H117ZM122 101V102H121ZM136 101V102H135ZM246 103H245V102ZM251 101V102H250ZM2 102V103H1ZM80 102V103H79ZM91 102V103H90ZM111 102V103H110ZM152 102V103H151ZM185 102V103H184ZM203 102V103H202ZM204 102L206 103V105L204 104ZM208 102H210V105H209V103ZM248 102H250V103H252V104H250V103H248ZM260 104H259V103ZM19 103H20V107L18 106L19 105ZM57 103V104H56ZM109 103V104H108ZM157 103V104H156ZM167 103V104H166ZM218 105L217 107L215 106L216 104ZM23 104V105H22ZM67 105V106H65V105ZM76 104V105H75ZM79 104V105H78ZM93 106H92V105ZM119 106H118V105ZM123 104V105H122ZM180 104V105H179ZM196 104V105H195ZM202 104V105H201ZM238 104V105H237ZM253 104H254V106H253ZM14 105V106H13ZM32 105L33 106H38L37 108H35V107H32ZM49 105V106H48ZM113 105V106H112ZM204 105H205V107H204ZM240 105V106H239ZM79 106V107H78ZM84 106H86V108L84 107ZM97 106V107H96ZM131 106V107H130ZM175 106H176V108H177V110H176V108H175ZM189 106H191V107H189ZM193 106H194V108L196 109V111L194 110V108H193ZM198 108H197V107ZM200 106V107H199ZM211 106H212V108H211ZM215 106V107H214ZM249 106V107H248ZM20 108L21 109V111L20 110H15L16 108ZM22 107V108H21ZM32 107V108H31ZM59 107V108H58ZM61 107V108H60ZM75 107V108H74ZM82 107H84L83 109H82ZM97 108V109H95V108ZM116 107H118V109L116 108ZM154 107V108H153ZM172 107V108H171ZM182 109H181V108ZM25 108H27V109H29L30 111H33L34 113L37 111V114L35 113H33V114H27V110L25 109ZM34 108V109H33ZM51 108H53V109H51ZM57 108V109H56ZM71 108V109H70ZM80 108V109H79ZM93 108L95 109V111L93 110ZM111 108V109H110ZM169 108V109H168ZM191 108H193V110L191 109ZM215 108H216V110H215ZM257 108H258V111H256L257 110ZM10 110V112L8 113V114H10V115H12V120H11V116L10 115H8V116H5V117H8V118H3L2 119V117H4V115H6V113L5 112H7V111H9ZM32 109V110H31ZM51 111H50V110ZM67 109V110H66ZM70 109V110H69ZM82 109V110H81ZM88 109H90V110H88ZM110 109V110H109ZM115 109V110H114ZM145 109V110H144ZM171 109V110H170ZM173 109V110H172ZM183 109H184V112H183ZM206 109V111H204ZM240 109V110H239ZM3 110V111H2ZM7 110V111H6ZM24 110V111H23ZM28 110V111H29ZM54 110V111H53ZM73 110H75L76 112H74ZM79 110H81V111H79ZM85 110V111H84ZM104 110V111H103ZM124 110V111H123ZM143 110H144V112H143ZM200 110H202V111H200ZM210 110H211V112H210ZM213 110V111H212ZM218 110V111H217ZM222 110V111H221ZM239 110V111H238ZM242 110V111H241ZM245 110V111H244ZM247 110V111H246ZM250 110V111H249ZM18 111H20V112H23L24 114L22 115L20 112V114L19 113H17L18 114V116L16 117V112H18ZM29 111V113H32V112H30ZM63 111H64V113H63ZM67 111V112H66ZM71 111V112H70ZM86 111H88V112H86ZM90 111V112H89ZM99 111V112H98ZM115 111V112H114ZM155 111V112H154ZM175 111H177V112H175ZM179 111V112H178ZM199 111H200V113H199ZM208 111V112H207ZM220 111V112H219ZM252 111V112H251ZM259 111H261L260 113V115H262V116H260V118L258 117L259 115L257 114ZM60 112V113H59ZM77 112H79V113H77ZM93 112H95V113H97V114H95V113H93ZM101 112V113H100ZM169 112H172V114L171 113H169ZM190 112V113H189ZM202 112V113H201ZM205 112H207L208 114H209V112H210V114L208 115L207 113V115L205 114ZM213 112H214V114H213ZM220 113V115L219 114H217V113ZM225 114H224V113ZM255 112V113H254ZM3 113H4V115H3ZM70 113H71V115H72V117L73 118H71V116H70ZM110 113V114H109ZM136 113H137V116H138V118H136L137 116H136ZM178 113V114H177ZM238 113V114H237ZM243 113V114H242ZM94 114V115H93ZM103 114V115H102ZM134 114V115H133ZM145 116H143V115ZM171 114V115H170ZM175 114V115H174ZM190 114V115H189ZM199 114H202V115H199ZM204 114V115H203ZM212 114V115H211ZM217 114V115H216ZM237 114V115H236ZM240 114V115H239ZM244 114H245V116H244ZM3 115V116H2ZM19 115H21L20 117L22 118L21 119V121H19L20 120V118H18L19 117ZM28 115H30L29 117L31 118V119H29L28 120V118L26 117V116H28ZM74 115V116H73ZM100 115V116H99ZM163 115V116H162ZM249 115V116H248ZM256 117H255V116ZM10 116V117H9ZM23 116H25V117H23ZM36 116V118H34ZM38 116V117H37ZM63 116V117H62ZM89 116V117H88ZM104 118H103V117ZM108 116H109V118H108ZM121 116V117H120ZM129 116V117H128ZM131 116V117H130ZM175 118H174V117ZM232 116V117H231ZM239 116V117H238ZM249 118V120H250V122H249V120L247 119V117ZM252 116V117H251ZM15 117V118H14ZM74 117H76V118H74ZM79 118V120H78V118ZM134 117L137 119V121H136V119H134ZM169 117H170V119H169ZM212 117L214 118L213 119V121H212ZM218 117V118H217ZM231 117V118H230ZM236 117V118H235ZM243 117V118H242ZM246 117V119H244ZM255 119H254V118ZM23 118H26V119H24V121H23ZM38 118V123H40V122H43L44 123V125L45 126H43V123H41V124H38L36 121H34V119H37ZM67 118V119H66ZM94 118V120H91V119H93ZM119 118V119H118ZM128 120H127V119ZM146 118H149V119H146ZM164 118V119H163ZM171 118H172V120H171ZM182 118V119H181ZM221 118V119H220ZM224 118V119H223ZM228 118V119H227ZM237 118H239V119H237ZM258 118V119H257ZM13 119H15L14 121H13ZM73 121H72V120ZM77 119V120H76ZM111 119H112V122H111ZM132 119V120H131ZM133 119H134V123L136 122L137 124L136 125H134L135 127H133ZM139 119H140V122H139ZM142 119V120H141ZM168 119V120H167ZM230 119H232L233 120V122H232V120H230ZM236 119V120H235ZM241 119H242V122H240L241 121ZM246 121H244V120ZM254 119V120H253ZM7 120V121H6ZM26 120H28V122L26 121ZM46 120V121H45ZM55 120V121H54ZM68 120V121H67ZM81 120V121H80ZM87 120H88V122H87ZM108 120V121H107ZM150 120V121H149ZM156 120V121H155ZM166 120V121H165ZM176 120H177V122H178V120H180L178 123L179 124H177V122H176ZM215 120H217V121H215ZM227 120H229L230 121V123L232 124H230ZM248 120V121H247ZM253 120V121H252ZM11 121H13L12 123H11ZM25 121L29 124H26L25 125ZM75 121V122H74ZM89 121H91V122H89ZM95 121V122H94ZM127 121V122H126ZM131 121H132V124H131ZM155 121V122H154ZM165 121V122H164ZM170 121H172V122H170ZM176 122V124H175V122ZM182 121V122H181ZM225 121V122H224ZM236 121H237V123H236ZM254 121H256V122H254ZM262 121V122H261ZM23 122V123H22ZM47 122V123H46ZM79 122V123H78ZM138 122H139V124L140 125H138ZM154 122V123H153ZM181 122V123H180ZM209 122H210V124H209ZM46 123V124H45ZM63 123V124H62ZM91 123H92V125H91ZM97 125H96V124ZM166 123H168V124H166ZM236 123V124H235ZM244 123H245V125H244ZM248 123V124H247ZM250 123V124H249ZM20 124V125H19ZM47 124H48V126H47ZM50 124V125H49ZM70 124V125H69ZM72 124V125H71ZM117 124V125H116ZM164 124H165V127H164ZM181 124V125H180ZM185 126H184V125ZM198 124V125H197ZM201 124H202V128H201ZM18 125L19 126H21V127H18ZM24 125V126H23ZM74 125V126H73ZM159 125V126H158ZM160 125H162V126H160ZM175 125V126H174ZM183 125V126H182ZM191 127H190V126ZM229 125V126H228ZM238 125V126H237ZM240 125V126H239ZM243 125V126H242ZM249 125V126H248ZM41 126V127H40ZM49 126H51V127H49ZM54 126H56V127H54ZM58 126H60V127H58ZM69 128H68V127ZM92 126V127H91ZM104 126H105V129H104ZM144 126V127H143ZM155 126V127H154ZM180 126H181V129L182 128H184V130L182 129H180ZM206 126V127H205ZM215 126H217V127H215ZM222 126V127H221ZM237 128H235V127ZM242 126V127H241ZM11 127H10V129H11ZM16 127H17V129H16ZM49 127V128H48ZM88 127H90L91 129H90V131H92V132H90V131H88ZM95 127V128H94ZM115 127V128H114ZM128 127H130V128H128ZM161 129H160V128ZM171 127L173 128V131H172V129H171ZM174 127L176 128V130L174 129ZM190 127V128H189ZM209 127V128H208ZM231 128V130L230 129H228V128ZM23 128V129H22ZM48 130H47V129ZM51 128V129H50ZM60 128V129H59ZM63 128H64V130H63ZM76 128V129H75ZM86 128H87V130H86ZM126 128V129H125ZM136 128V129H135ZM138 128V129H137ZM140 128V129H139ZM146 128V129H145ZM155 128H157L156 130H155ZM169 130H167V129ZM179 130H178V129ZM188 130H190V131H188ZM215 128H217V130H214ZM218 128H222V130L221 129H218ZM248 128V129H247ZM3 129H0V134H3V133H1V131L3 130ZM9 128L8 129H6L8 132L7 133H9L10 134V130ZM28 129V130H29ZM49 129H50V131H49ZM59 129V130H58ZM73 129V130H72ZM84 129H85V131L86 132H84ZM95 129V131H93ZM99 129V130H98ZM124 129V130H123ZM130 129H132L131 131H129ZM151 129V130H150ZM153 129V130H152ZM164 129V130H163ZM209 129V130H208ZM228 129V130H227ZM236 129V130H235ZM63 130V131H62ZM71 132H70V131ZM77 130H78V133H77ZM97 130V131H96ZM165 130H167V132L165 131ZM174 130L176 131V133H174ZM186 130H187V133H186ZM194 130V131H193ZM202 130H203V132H202ZM206 130H208L206 133H205V131ZM212 130V131H211ZM221 130V131H220ZM230 130V131H229ZM238 130V131H237ZM259 130V131H258ZM90 133V134H88V132ZM134 131H136L135 133H134ZM147 131V132H146ZM154 131V132H153ZM165 131V132H164ZM173 133H172V132ZM179 131V132H178ZM181 131V132H180ZM199 131V132H198ZM225 131V132H224ZM232 131V132H231ZM53 132H55V133H57V134H53ZM63 132V133H62ZM73 132V133H72ZM76 132V133H75ZM96 132V133H95ZM102 132V133H101ZM111 132H112V135H111ZM118 132V133H117ZM119 132L121 133V135L119 134ZM129 132V133H128ZM131 132V133H130ZM142 132V133H141ZM145 132H146V134H145ZM150 132H152V133H149ZM183 132V133H182ZM195 132V133H194ZM225 134H224V133ZM227 132V133H226ZM253 132H255V133H253ZM257 132V133H256ZM260 132H262V133H260ZM7 133H4V134H6V135H8ZM60 133V134H59ZM66 133V134H65ZM84 133V135H82ZM88 135H87V134ZM98 133V134H97ZM114 133V134H113ZM125 133H128V134H125ZM133 133V134H132ZM144 133V134H143ZM155 133V134H154ZM165 134V136H164V134ZM174 134V135H176V136H172L171 134ZM177 133L179 134V135H177ZM186 134V136H184L185 134ZM189 133V134H188ZM191 133H193V134H191ZM203 133V134H202ZM210 133V134H209ZM249 133H251V134H249ZM4 134L2 135V136H0V139L1 140H4V142H6L5 141V139H7V137L8 136H4ZM62 134V135H61ZM92 134V135H91ZM94 134V135H93ZM141 134H143V135H141ZM166 134H168V135H170L171 137L169 138V136L168 135H166ZM182 134V135H181ZM191 134V135H190ZM200 134V135H199ZM229 134V135H228ZM253 134V135H252ZM60 135V136H59ZM63 135H65V136H63ZM86 135V136H85ZM134 135H136L135 136V138L133 137ZM146 135V136H145ZM152 135V136H151ZM155 135V136H154ZM206 135H208V136H206ZM215 137H214V136ZM224 135V136H223ZM225 135H226V137H225ZM230 135H232V136H230ZM244 135H246V137L247 138H245V136ZM251 135V136H250ZM256 137H255V136ZM258 135V136H257ZM4 136V137H3ZM56 136V137H55ZM59 136V137H58ZM70 136V137H69ZM73 136V137H72ZM83 136V137H82ZM119 136V137H118ZM166 136H168V137H166ZM179 137V139H180V137H181V139L183 140V142L181 141V139H180V141L178 142V137ZM191 136L193 137L192 139H191ZM200 136V137H199ZM213 136V137H212ZM230 136V137H229ZM237 136V137H236ZM244 138H243V137ZM8 137V138H9ZM19 137V138H18ZM49 139H48V138ZM53 137V138H52ZM82 137V138H81ZM133 137V138H132ZM155 137H156V139H155ZM158 137V138H157ZM173 137V138H172ZM176 137V138H175ZM189 139H188V138ZM203 137V138H202ZM205 137V138H204ZM210 137V138H209ZM238 137H240V138H238ZM258 137V138H257ZM4 138V139H3ZM52 138V139H51ZM55 138V139H54ZM64 138V139H63ZM69 138H70V140H69ZM121 138V139H120ZM146 138V139H145ZM163 138V139H162ZM167 139V140H165L164 142H163V140L164 139ZM195 138V139H194ZM200 138V139H199ZM216 138V140H217V143H215L216 142V140L214 141V139ZM226 138V139H225ZM230 138V139H229ZM231 138H232V141H231V143L230 142H228L229 144H230V146H229V144L227 143V141H229V140H231ZM236 138H238L237 139V141H234V139H236ZM250 138V139H249ZM53 139H54V141H53ZM68 139V140H67ZM127 139H128V141H127ZM137 139V140H136ZM148 139V141H146ZM153 139H155V140H153ZM170 139H171V142H170ZM173 139V140H172ZM177 140V141H175V140ZM207 139V140H206ZM229 139V140H228ZM244 139V140H243ZM245 139H247V140H245ZM0 140V141H1ZM13 140V139H12ZM123 140V141H122ZM132 140H133V142L135 143H132ZM135 140V141H134ZM157 140V141H156ZM162 140V141H161ZM168 140H169V142H168ZM186 140V141H185ZM191 140V141H190ZM209 140H211V141H209ZM224 140V141H223ZM255 140H254V142H255ZM7 141H8V139H7ZM46 141V142H45ZM48 141V142H47ZM55 141H56V143H55ZM59 141V142H58ZM60 141H61V143H60ZM71 143H70V142ZM87 141H89V143L91 144V146H90V144L88 145V143H87ZM96 141V143H94L95 144V146L92 144L93 142H95ZM117 141V142H116ZM122 141V142H121ZM126 141L129 143V145H133L134 147H128V150H127V146H128V143H126ZM184 141L186 142L185 144L187 145V146H189L188 148H186L187 146L184 144ZM188 141H190V142H188ZM206 141V142H205ZM225 141H226V143H227V148L225 147L224 148V144H225ZM233 141H234V145H232L231 146V144H233ZM50 142V143H49ZM79 142V143H78ZM131 142V143H130ZM155 142V143H154ZM159 144H158V143ZM166 142H168V144H166ZM175 142V143H174ZM193 142V143H192ZM198 142V143H197ZM212 143V144H210V143ZM239 143V144H237V145H235L236 143ZM3 143V142H2ZM2 143H0V144H2ZM48 143V144H47ZM81 143V144H80ZM113 143H114V145H113ZM170 143V144H169ZM177 143V144H176ZM188 143V144H187ZM196 143V144H195ZM201 143V144H200ZM248 143V144H247ZM3 144H5V143H3ZM15 144H17V142L15 143ZM42 144H43V146H42ZM47 145V147H46V145ZM51 144V145H50ZM56 144V145H55ZM65 144V145H64ZM67 144V145H66ZM87 144V145H86ZM147 144V145H146ZM154 144H155V146H156V148H155V146H154ZM165 144H166V146H165ZM171 144H173V145H171ZM190 144V145H189ZM217 144V145H216ZM223 145V148H219V147H222L221 145ZM245 144H247V145H245ZM97 145V146H96ZM110 145H112V146H110ZM122 145H124V148H122L123 146ZM137 145V146H136ZM138 145H139V147H138ZM163 147H162V146ZM177 145H179V146H177ZM185 145V146H184ZM194 145V146H193ZM198 145V146H197ZM45 146V147H44ZM54 146V147H53ZM71 147V148H68V147ZM83 146H84V148H85V146H86V148H87V146H88V149H87V151H91V148H92V156H91V154H90V151L89 152H87V151H85L86 153H84V150H82L83 152H81L80 150L81 149H83ZM137 148H136V147ZM161 146V147H160ZM197 146V147H196ZM200 146V147H199ZM206 146L209 148V146H210V149H207L206 148ZM213 146V147H212ZM216 147V149H215V147ZM243 146V145H242ZM14 147H16V145L14 146ZM17 147H18V144H17ZM49 147H52L51 149L52 150H49ZM89 147H91V148H89ZM96 147V148H95ZM174 147H176V148H174ZM179 147V148H178ZM184 147V148H183ZM196 147V148H195ZM203 147V148H202ZM236 147H238V149L236 148ZM46 150H45V149ZM47 148H48V150H47ZM56 148V149H55ZM66 148H68V149H66ZM95 150H94V149ZM107 148V149H106ZM129 148H130V150H129ZM142 148V149H141ZM186 148V149H185ZM191 148V149H190ZM193 148V149H192ZM196 150H195V149ZM197 148H199V150L201 149L202 150V152H203V154H204V156H203V154H202V156H203V160L200 158L199 159V161H197V164H196V161L194 162L195 164L193 165L194 166V168H195V170H194V172H193V170L191 171L190 169H192V168H186V167H188V163H186V164H188V165H186V164H184V161H185V159H184V161H183V158H186V157H188V155H190L191 153H193V154H198V152H199V150L197 149ZM236 148V149H235ZM244 148H246V147H243V149ZM66 149V153L68 154V155H66V153H65V150ZM75 149H77V151L75 150ZM80 149V150H79ZM160 149V150H159ZM173 149V150H172ZM45 150V151H44ZM74 151L75 153L77 152V153H79L78 155H76L77 157H79V155H81L80 157H79V159H80V161L77 159H75L76 158V156H75V153H73L72 151ZM86 150V149H85ZM97 150V151H96ZM104 150V151H103ZM195 150V151H194ZM200 150V151H201ZM233 149H232V151H234ZM51 151V152H50ZM56 152V154H55V152ZM59 151V152H58ZM67 151H69V152H67ZM81 153H80V152ZM102 152L101 153V155L100 156H98L97 155V158H101V161L104 159V161H102V163L105 165V163L107 164V166H104L103 164H102V167H104V168H100V169H98V171H96L95 170V168H99V165L101 164V162H98V159L97 158H95L96 157V154L97 153H95V152ZM106 151V152H105ZM130 151V152H129ZM142 151V152H141ZM187 153H186V152ZM191 151V152H190ZM209 151H210V153H209ZM217 151V152H216ZM5 152V151H4ZM12 152V151H11ZM53 152V153H52ZM70 152H72V154L70 153ZM104 152H105V155H104ZM124 154H123V153ZM132 152V153H131ZM141 152V153H140ZM175 152V153H174ZM178 152H180L181 154H182V152H183V154H184V156H183V154L181 155V154H178ZM190 152V153H189ZM195 152H197V153H195ZM205 152V153H204ZM214 152H216L217 154H215ZM218 152H220V153H218ZM226 152V153H225ZM235 152V151H234ZM237 152H239V151H237ZM3 153V152H2ZM43 153H41V154H39L38 155V157L40 156V155H42ZM136 153V154H135ZM206 153H208V155H205ZM231 153V152H230ZM5 154V153H4ZM74 154V155H73ZM112 154V158H111V155ZM186 154V155H185ZM193 154H191V155H193ZM212 154V155H211ZM44 155V154H43ZM46 155V154H45ZM121 155H122V157H121ZM134 156V158H131V159H135V157H136V159L134 160L135 162H136V160H137V162H138V164H136V167L134 166V165H132L131 164V161H130V159H129V157H127L129 160H127V158H126V156ZM136 155V156H135ZM142 155V156H141ZM217 155V156H218ZM230 155V154H229ZM71 156V157H70ZM72 156H74V158L72 157ZM103 156V157H102ZM110 156V157H109ZM119 156L121 157V159H122V161H120V158H119ZM138 156V157H137ZM181 157L180 158V160H179V157ZM209 156H210V158H211V160H209L210 158H209ZM12 157V158H11ZM26 157V156H25ZM34 157H35V155H34ZM51 157H52V161H50L51 160ZM60 157V158H59ZM125 157V158H124ZM149 157L151 158V159H149ZM161 157H163V160H164V162H165V159H166V162H168L167 160H169V165H168V163L167 164H164V162H162L163 160H162V158H161V160H160V158ZM183 157V158H182ZM205 157H206V159H208L207 161H206V159H205ZM29 158V157H28ZM30 158H32V156L30 157ZM29 158V159H30ZM41 158V157H40ZM65 158V160H69V159H71L72 160V158H73V160H75L76 161V163H77V161H79L78 163H80V165H78V166H74V164H76V163H74V162H69V163H67L68 162V160L67 161H64L63 159ZM86 158H90L91 160H92V162L90 161H88V159H87V163L89 162V163H92V165L91 164H87L88 165V167L90 168V173H89V170H88V173H83L84 172V170L86 171V169H83L85 166L87 167V165H85V163H86V160H84V159H86ZM103 158V159H102ZM138 158V159H137ZM155 158V159H154ZM23 159V158H22ZM24 159H26V158H24ZM28 159V160H29ZM96 159H97V163H99V165L97 164V166L98 167H95V165H94V163L96 162ZM110 159H112L110 162H109V160ZM115 159V160H114ZM145 159V160H144ZM264 159V158H263ZM27 160V159H26ZM27 160V162H29ZM31 160V159H30ZM83 160H84V166L82 165V163H83ZM93 160H95V162L93 161ZM141 160H143L142 162H141ZM146 160H148V162H146ZM153 160V161H152ZM200 160H202V161H200ZM14 161H17V162H19L21 165H18L17 164V162L15 163ZM113 161H115L114 163L116 164L115 166H114V163H113ZM123 161H125V163L126 162H128L127 164H129V169H131L132 171H130V170H128V168L127 167H125L124 168V165H125V163L123 162ZM130 161V162H129ZM139 161H140V163H139ZM156 161H157V163H156ZM170 161H171V163H170ZM209 161H212V162H209ZM10 162V163H9ZM23 162H25V160L23 161ZM46 162H47V165H46ZM52 162V163H51ZM58 162H59V164H58ZM61 162V163H60ZM63 162V163H62ZM119 162H122V163H120L119 164ZM134 162V163H135ZM173 162V163H172ZM174 162H176V165L178 166V164H179V167H180V165H182V166H184L186 169H187V171L186 172H188V170H190L189 172H188V174L189 175H191V173H192V175L194 176V174L193 173H195V171H197V168L199 167V168H201L200 167V165H202L203 166V168H205V169H207L206 171H207V174L205 173L203 176H204V178L201 176L202 174H203V171L204 172H206L204 169H203V171L202 170H200V171H202V173L200 172V177H202V178H200V183H198L197 181L199 180V178L197 179V173H199L198 171H197V173L195 174L196 176H194V177H196L195 179V181H196V183H193V179L192 178H190L189 177V175L188 174H186V172H184L186 169L183 167V169H185L183 172L185 173H181V172H179V170L181 171V169H179V170H176V169H178V167L177 166H172V164H175ZM178 162V163H177ZM180 162H182V163H180ZM186 162V161H185ZM199 162V163H198ZM202 162V164H200ZM206 162H207V165H209V166H206ZM26 163V162H25ZM65 163H66V165H65ZM111 163V164H110ZM113 163V164H112ZM133 163V162H132ZM141 163H145L144 164V166H142L143 164H141ZM150 163V164H149ZM151 163H153V166L152 167H154L153 169L152 168H150V165H151ZM5 164H10V166H6ZM13 164V165H12ZM14 164H15V166H14ZM42 164V165H41ZM48 164L50 165H52V167H51V165L50 166H48ZM57 164V165H56ZM62 164V165H61ZM69 164H70V166H69ZM126 164V166H128ZM157 164H159V165H161V166H159V165H157ZM170 164H171V166L173 167V169H171V166H170ZM184 164V165H183ZM61 167H60V166ZM68 165V167H66ZM82 165V166H81ZM123 165V166H122ZM130 165H132V166H134L135 168L134 169H136V168H138L139 166L138 165H140V167L142 168V172L139 170V168H138V171H140L141 173L138 175L139 177H138V179H137V176L135 177V179H134V176L135 175H137L136 173H137V171L135 170H133V167L132 166H130ZM196 165V166H195ZM2 166V167H1ZM17 166V167H16ZM21 166V167H20ZM43 166L46 168L47 166V168L46 169H44L43 168ZM71 166L73 167V168H71ZM91 166H93V167H91ZM109 166V167H108ZM192 166V167H193ZM15 167V169H13ZM28 168V172H27V169H25V168ZM75 167H77V168H75ZM95 167V168H94ZM100 167H101V165H100ZM107 167V168H106ZM121 167V168H120ZM147 167L149 168V170L147 169ZM159 167V168H158ZM174 167H177V168H174ZM189 167H191V166H189ZM207 167V168H206ZM213 167V166H212ZM211 167V168H212ZM16 168H18V170L16 171ZM24 168V170L22 171V169ZM51 168V169H50ZM68 168V169H67ZM94 168V169H93ZM111 168H112V171L113 172H111ZM116 168V169H115ZM165 168H170L171 170H172V172L173 173H175L174 171H178L177 173H178V175H179V178H176L175 176L177 175V174H173V175H169V176H167V175H165V173H166V171H168L167 169H165ZM182 168V167H181ZM214 168V167H213ZM13 169V170H12ZM32 169V170H31ZM40 169V170H39ZM42 169V170H41ZM47 169L49 170V171H47ZM61 169V170H60ZM66 171H65V170ZM73 169V170H72ZM147 169V170H146ZM150 169H152V171H150ZM175 169V170H174ZM14 170L16 171V172H14ZM22 171V174L21 175H23V177H21L20 176V179L18 178L19 177V175L18 174H20L21 173V171ZM26 170V171H25ZM33 170H35V171H33ZM57 172H56V171ZM61 171L62 172V174H61V172H58V171ZM63 170V171H62ZM72 170V171H71ZM93 170H95L96 172H94ZM99 170H101L102 171V176H100V174L98 173L99 172ZM119 170H120V172H119ZM145 170V171H144ZM158 171V175L160 174V176H158V177H156L157 176V174H155L154 172L155 171ZM171 170L169 171V172H167L166 174H169L170 172H171ZM174 170V171H173ZM11 171H12V175H11ZM19 171V172H18ZM31 171V172H30ZM51 171V173H48V172H50ZM134 171V172H133ZM146 171L149 173V171H150V173H152L151 175H148V173H146ZM154 171V172H153ZM10 172V175H9V177H7L8 176V173ZM30 172V173H29ZM32 172H34L33 174H32ZM37 173V175L36 176H38V177H35V174ZM67 172V173H66ZM87 172V171H86ZM93 172L95 173V175L93 174ZM124 172V173H123ZM125 172H127V177H126V173ZM136 172V173H135ZM15 173H17L16 174V176H17V181H15L16 180V176L15 177H13L14 176V174ZM29 173V174H28ZM44 173V174H43ZM60 173V174H59ZM128 173H131L132 174V176H133V173H134V176L132 177L131 176V174L129 175ZM149 173V174H150ZM250 173V174H249ZM39 174H40V176H39ZM90 175V176H88V175ZM96 174H97V176H96ZM116 174H117V176H116ZM120 174V175H119ZM145 174V175H144ZM148 176H147V175ZM171 174V173H170ZM185 176H184V175ZM209 174H210V176H209ZM249 174V175H248ZM256 176H255V175ZM4 175V176H3ZM24 175L26 176V177H24ZM46 175V176H45ZM97 178H95L94 176ZM154 175H155V177H154ZM211 175H213V176H211ZM248 175V176H247ZM252 175H254V176H252ZM13 178H12V177ZM32 176V177H31ZM53 177V179L54 180H52V178H51V180H49L48 181V177H49V179H50V177ZM88 176V177H87ZM120 176V177H119ZM142 176H144L145 177V179H144V177H142ZM151 176V177H150ZM165 176V177H164ZM192 176V177H193ZM247 176V177H246ZM7 177V178H6ZM10 177H11V180H10ZM35 177V178H34ZM131 179H130V178ZM151 179H150V178ZM171 177V178H170ZM185 177L186 178H189V179H186L185 180ZM206 177V178H205ZM211 178V180H212V178H213V183L214 182H216V185L218 184V185H220V188L218 189V188H215L216 187V185H214V190L212 189V185L210 186V185H206V180L208 179V178ZM263 177V178H262ZM9 178V179H8ZM36 178H38V180H36ZM89 178H90V180H89ZM95 180H94V179ZM99 178H101V180H98ZM117 178V179H116ZM154 178H155V180L157 181H155L154 180ZM23 179V180H22ZM119 179H120V181H119ZM192 179V180H191ZM22 180V181H21ZM92 180V181H91ZM103 180V181H102ZM116 180H117V182H116ZM135 180V181H134ZM148 182H147V181ZM152 180V181H151ZM190 180V181H189ZM209 181L208 182H210V183H212V181L210 180V179H208ZM246 180V181H245ZM255 180V181H254ZM256 180H257V183H256ZM19 181H18V184H20L19 183ZM94 181V182H93ZM95 181H96V183H95ZM102 181V182H101ZM132 181V182H131ZM194 181V182H195ZM259 181V182H258ZM86 182V183H85ZM91 182H92V184H91ZM97 182L99 183V184H97ZM108 182H109V184H108ZM111 182H112V184H111ZM130 182V183H129ZM135 182V183H134ZM142 182H144V184L142 183ZM147 182V183H146ZM151 182V183H150ZM157 183V185H155L156 183ZM161 184H160V183ZM243 182H244V185H243ZM9 183H12L11 185H10V187H8V184ZM54 183V184H53ZM100 183H101V185H100ZM104 185H103V184ZM121 185H120V184ZM139 183H142L143 184V186H141L142 184H139ZM148 183H150V184H148ZM210 183H208V184H210ZM212 183V184H213ZM253 183H256V184H253ZM22 184V183H21ZM71 184V185H70ZM119 184V185H118ZM130 184V185H129ZM137 184H139L140 186H138ZM215 184V183H214ZM247 184V185H246ZM255 185V186H253V185ZM16 185V186H15ZM96 185V186H95ZM98 185V186H97ZM116 185V186H115ZM118 185V186H117ZM153 185V186H152ZM224 185H222V186H224ZM240 185H243V186H241L240 187ZM249 185V186H248ZM251 185L253 186V187H251ZM7 187V189H6V187ZM13 186H15L14 188L15 189H13ZM46 186V187H45ZM47 186H50L49 187V189L47 188ZM57 186V187H56ZM74 186V187H73ZM89 186H88V188H89ZM100 186H102V187H100ZM104 186V187H103ZM119 186H120V189H119ZM157 186V187H156ZM159 186V187H158ZM235 186H237V187H235ZM238 186H239V188H238ZM18 189H17V188ZM52 187V188H51ZM72 187V188H71ZM96 187V188H95ZM99 187V188H98ZM131 187H132V189H131ZM135 187H137V188H139V190H136L137 188H135ZM152 187H156V188H154L155 190L153 191V189H152ZM235 187V188H234ZM47 188V189H46ZM57 188V189H56ZM74 188H76V189H74ZM105 188V189H104ZM222 188V189H221ZM243 188H244V190H243ZM10 189H11V191H10ZM40 189V190H39ZM53 189V190H52ZM92 189H88L89 190V192H88V190H87V193H90V191L92 190ZM93 189V190H94ZM104 189V190H103ZM107 189H111L110 191L109 190H107ZM124 189V190H123ZM136 190V191H131V190ZM173 189V190H172ZM215 189H216V191H215ZM218 189V190H217ZM221 189V190H220ZM226 189L229 191V193H228V191L226 192ZM262 189V191H260ZM50 191V192H48V191ZM66 190V191H65ZM74 191V192H72V191ZM92 190V192H94ZM102 190H103V192L104 193H100V192H102ZM163 190V191H162ZM186 190H188V191H186ZM212 190V191H211ZM220 190V191H219ZM226 192H224V191ZM241 190V191H240ZM8 191V190H7ZM18 191H20V190H18ZM34 191H35V188H34ZM71 191V192H70ZM76 191V192H75ZM97 191V192H98ZM109 191V192H108ZM124 191H126V192H124ZM138 191H140V193L138 194ZM161 191V192H160ZM169 191V192H170ZM215 191V192H214ZM223 191V192H222ZM12 192V193H13ZM55 194H54V193ZM67 192V193H66ZM71 194H69V193ZM135 192H136V194H135ZM186 192H187V194H186ZM210 192H211V194H210ZM220 192V193H219ZM231 192V193H230ZM235 192V193H234ZM241 192V193H242ZM11 193V194H12ZM44 193H45V195H44ZM95 194H96V191L94 192ZM114 193V194H113ZM119 193V192H118ZM131 193V194H132ZM145 193V194H146ZM160 193V194H159ZM174 193V192H173ZM195 193V194H194ZM235 195H234V194ZM247 193V194H246ZM257 193V194H256ZM54 196H53V195ZM65 194H66V196H65ZM69 194V196H67ZM78 194V195H77ZM80 194H81V196H80ZM91 194V193H90ZM93 194V193H92ZM189 194V195H188ZM192 194V195H191ZM222 194V195H221ZM227 194H233L231 197L230 196H228ZM255 194V195H254ZM42 195V196H41ZM48 195V196H47ZM59 195H60V198H59ZM76 195L79 197V200H78V198L76 197ZM117 195L115 194V196H116V199H117ZM155 195V194H154ZM154 195H151L152 197L154 196ZM169 195V194H168ZM186 197H185V196ZM217 195H219L218 197H217ZM43 196H45V198H44V200H42L43 199ZM70 196H71V198H70ZM75 196V197H74ZM147 196H148V198H147ZM236 196V197H237ZM238 196V197H239ZM242 196H240V197H242ZM8 197V196H7ZM54 197V198H53ZM66 197H68V198H66ZM72 197L74 198V199H76V200H78V201H76L75 202V204H74V202H73V200H70V199H72ZM118 197V198H119ZM156 197V196H155ZM185 197V198H184ZM207 197V198H208ZM210 197V198H211ZM235 197V198H236ZM237 197V198H238ZM239 197V198H240ZM11 198V199H10ZM52 198V199H51ZM65 198H66V200H65ZM70 198V199H69ZM120 198H123V196L122 197H120ZM8 199V200H7ZM169 199H170V201H171V204H170V201H169ZM204 199V198H203ZM5 200V201H4ZM6 200L7 201H9V208L6 206H4L5 205V203H7L6 202ZM13 201V203H12V201ZM52 200V201H51ZM54 200V201H53ZM139 200H142V201H139ZM164 200H165V202H164ZM182 200V201H181ZM200 200L201 201H204L202 204L201 203H199L200 202ZM211 200H214V198L213 199H211ZM218 200H219V198H218ZM222 200V199H221ZM48 201V202H47ZM75 201V200H74ZM79 201H81L79 204H80V206H78L77 207V210L76 211H73L74 209L73 208H75L76 206H77V204H78V202ZM151 201V202H150ZM41 202H43V203H41ZM45 202V203H44ZM84 202V201H83ZM183 202V203H182ZM48 203H50V204H48ZM71 203V204H70ZM74 204V206L75 207H72L73 206V204ZM77 203V204H76ZM141 203H144V205L146 204L147 206H144L143 207V204H141ZM162 203V202H161ZM181 203V204H180ZM215 203V202H214ZM47 204V205H46ZM58 204V205H57ZM78 204V205H79ZM83 204V205H84ZM170 204V205H169ZM211 203H209V205H210ZM212 204H213V202H212ZM4 206L5 208H3V207H1V206ZM7 205H8V203H7ZM19 205V204H18ZM27 205H28V207H27ZM31 205V206H30ZM72 205V206H71ZM115 205V206H116ZM201 205H203L202 207H203V209H201V208H199V206H201ZM254 205V206H253ZM23 206V205H22ZM33 206V207H32ZM44 206V207H43ZM59 206V207H58ZM60 206H61V208H60ZM227 206V205H226ZM32 207V208H31ZM64 207V208H63ZM160 207V206H159ZM158 207V208H159ZM178 207V206H177ZM189 207V208H190ZM257 207V206H256ZM1 208H3V210L4 209H6L7 211L5 212V211H3L2 212V209ZM8 208V209H7ZM31 208V209H30ZM44 208H48V209H44ZM50 208H51V210H50ZM54 208H56V209H54ZM60 208V209H59ZM66 208L68 209V210H66ZM71 208V211L69 210ZM79 208V209H78ZM85 208V209H84ZM122 208H124V209H122ZM156 208H157V206H156ZM249 208V209H248ZM28 211H27V210ZM33 209V210H32ZM37 211H39V213L38 212H35V210ZM57 209H58V211H57ZM62 209V210H61ZM64 209V210H63ZM116 209V210H115ZM127 209V210H126ZM151 209H153L152 211H151ZM179 209V208H178ZM199 209H201V210H199ZM18 210V211H17ZM41 210H42V213H41ZM47 210H49V211H47ZM67 212H66V211ZM121 210H123V211H121ZM130 210V211H129ZM154 210H155V213H154ZM158 210V211H157ZM166 210V209H165ZM192 210H194V208L192 209ZM202 210H203V212H202ZM17 211V212H16ZM31 211H33V213L31 212ZM54 211V212H53ZM80 211H82V210H80ZM80 211H78V212H80ZM125 211V212H124ZM157 211V212H156ZM47 212V213H46ZM71 212V213H70ZM72 212H74L75 214H72ZM83 212V211H82ZM121 212V213H120ZM124 212V214L126 213V212H128V215L130 216V218L129 217H127L128 215H124V214H122ZM134 212V213H133ZM172 212V213H173ZM194 212H196L195 214H194ZM216 212V211H215ZM232 212H233V214H232ZM6 213V214H5ZM22 213H24L23 215L24 216H27L26 218L25 217H23V215H22ZM36 213V214H35ZM131 213V214H130ZM171 213V214H172ZM199 215H198V214ZM203 213H206L205 215H203V217L201 218V216H202V214ZM232 215H231V214ZM238 213V214H239ZM245 213V212H244ZM2 214V215H3ZM19 216V217H17V215ZM21 216H20V215ZM25 214H27V215H25ZM42 214V216L44 217H42V216H40ZM52 214V215H51ZM65 214V215H64ZM69 214H71V215H69ZM133 214H135V215H133ZM201 214V215H200ZM47 215V216H46ZM65 217H67L68 215L71 217L70 219L67 217L66 219H64V216ZM73 215V216H72ZM149 215V219H150V214H147L146 216H148ZM173 215V214H172ZM194 216V215H197V216H195V218H191V220L193 221H191L190 220V218H189V216ZM228 215H230V216H228ZM1 216V215H0ZM50 216V217H49ZM126 217L125 219H126V221L127 220H129L130 222H127V223H131V224H128V227L126 226L127 224H125V220L124 219H122V218H124V217ZM133 216V217H132ZM134 216H135V220H134ZM140 216V217H141ZM174 216V215H173ZM201 218V220L202 221H204L203 219H204V216H205V219H206V222H203L204 223V225H205V223H207L206 224V227L201 223V226L203 225L204 226V228L202 229V227H200L199 225H200V222H202L201 220L199 221V217ZM232 216V218H230ZM234 216V217H233ZM21 217H23L22 219H21ZM29 217V218H28ZM47 217V218H46ZM115 217H116V219H115ZM139 217V218H140ZM155 217V218H154ZM228 217H229V219H228ZM32 218H30V219H32ZM46 218V219H45ZM48 218L50 219L49 221H48ZM148 218V217H147ZM180 218H181V220H183L182 222H181V220H180ZM196 218H199V219H196ZM8 219H9V221H8ZM20 220V221H18L17 223H16V221L15 220ZM43 219V220H42ZM77 219H79V218H77ZM143 219L144 218H142V221H143ZM196 219V220H195ZM12 220V221H11ZM54 220H55V222H54ZM70 220V221H69ZM114 220H117V221H114ZM137 220V221H136ZM140 220H141V218H140ZM167 220L165 221V223L167 222ZM185 220H190V224L189 225H192L193 227H194V229H195V227H196V229H197V227L201 230H204V232L203 231H200L199 229V232L197 231V233H195L196 231H194L193 233H189L190 231H191V229L193 228L192 226H190L191 228H189V225H187L188 223H189V221H188V223H187V221L185 222ZM224 220H225V223H224ZM262 220H264V218L263 219H261V221ZM44 221V223H45V225L44 224H42V222ZM51 221V222H50ZM53 221V222H52ZM124 221V222H123ZM156 221H155V224H156ZM194 221H199L198 223H197V226H196V222L194 223ZM229 221V222H228ZM260 221V220H259ZM13 222V223H12ZM20 222V223H19ZM39 222L41 223V224H39ZM69 222V223H68ZM112 222H115V223H113V225H112ZM118 222V223H117ZM141 222V221H140ZM172 222V221H171ZM171 222H169V223H171ZM194 223V224H192V223ZM211 222H213V224L215 225V226H213L212 225V223ZM51 223V224H50ZM56 223V224H55ZM120 223V224H119ZM136 223V224H135ZM154 223V222H153ZM168 223V222H167ZM167 223L165 224V225H167ZM181 223L183 224L182 226H181ZM187 223V224H186ZM211 223V224H210ZM234 222H232V224H233ZM242 223V224H241ZM241 223H239V225H237L238 223H236L234 226L237 228V226H238V228L240 227L241 228V226L242 225H244L243 227H245L244 229L245 230H243V227L239 230L240 232H242V231H244L245 233H247L246 232V230L247 229H249L250 227H252L253 229H257V227L259 228V226H261V224H264V221L263 222H261L260 224H257L256 225V223H259L258 221H256L255 223H251V225L249 224H246L247 222H245L244 223V221H242ZM244 223V224H243ZM19 224H20V226H19ZM68 224V226H70V227H68V226H66ZM121 224H125V226L126 227H124V226H121ZM138 224V225H137ZM178 224V225H177ZM184 224H186L188 227H187V231H184V227H186V225L184 226ZM209 224V225H208ZM225 224H226V227H225ZM230 225V227L232 226L233 228H234V226L233 225ZM240 224H241V226H240ZM49 225H52V226H49ZM117 225V226H116ZM120 225V226H119ZM137 225V229L133 232V228H132V226H136ZM159 225H163V226H159ZM245 225H248L247 227H249V228H247L246 229V226ZM252 225H254V226H252ZM46 226V227H45ZM49 228H48V227ZM81 226V225H80ZM79 226V227H80ZM159 226V227H158ZM169 226H168V228H169ZM210 226H212V227H210ZM255 226H257L256 228H255ZM32 227V229L34 228L33 226H31ZM57 227V229H55ZM67 227V228H66ZM116 227H119V228H121V230H122V227H124V228H127L126 230H124V231H121L120 233H124V234H119V232H118V230L120 231V229H118V228H116ZM132 229H131V228ZM147 227V226H146ZM167 227V226H166ZM183 227V228H182ZM232 227H231V229H232ZM23 228H24V225H23ZM41 228V229H40ZM47 228V229H46ZM151 228V227H150ZM163 228V229H162ZM164 228H165V230H164ZM235 228V229H236ZM50 229H52V230H50ZM83 229V230H82ZM107 229V228H106ZM118 229V230H117ZM193 229V230H194ZM213 229H212V231H213ZM251 229V228H250ZM252 229V230H253ZM61 230V231H60ZM85 229L82 227H80V233L82 234H80L81 236H83L84 237V235H85V238L87 237L86 235V230L84 231ZM169 231V232H164V231ZM174 230H176V231H174ZM192 230V231H193ZM230 230V229H229ZM44 231V232H43ZM82 231H84V232H82ZM151 230H149V232H150ZM171 231V232H170ZM172 231H174V232H176L175 234L172 232ZM182 231H184V232H182ZM211 231V232H212ZM234 231V232H233ZM248 231V230H247ZM58 232H62V234L65 232V234H63V235H61L60 237H58L57 236V233ZM106 232H108L107 230H106ZM136 232V234H135V239L134 240H132L133 241V243L131 244L130 242H129V246L130 245H133L134 243H137L138 245H141V243L139 242L138 243V239L139 238H137V237H142V236H138L137 233ZM140 232H141V228H140ZM148 232V231H147ZM146 232V234H148ZM179 232H181V233H179ZM209 233H210V231H208ZM230 232H233L232 234H231V236L236 232V234L235 235H237V233H239L238 231H235V230H230ZM83 233H85L84 235H83ZM113 233V234H112ZM202 233V234H201ZM207 233V232H206ZM125 234H127V236L125 235ZM243 234V233H242ZM242 234H241V236H242ZM54 235V236H53ZM96 235V234H95ZM124 235H125V237H124ZM145 235V236H144ZM168 235H170V236H168ZM203 235V236H202ZM234 235V237L236 238V240H235V238L232 236V238H234L233 239V241L235 240V245L233 244V245H227V244H231L230 242H233V241H230V242H228L227 241V239L229 240V237H230V235H228V237L226 238L225 236L223 237L222 236V238L220 239V242L222 243V246H220V247H217V246H215V247H217L219 250H217L218 252H220L221 250H222V252H220L221 254H222V256H220L221 254L220 253H218L219 255L218 256H220L221 258H223V259H225L226 257H227V259H230V261H232L231 260V258L233 259V257L231 256V254L229 255V252L230 251H232V250H230V249H233L234 247H232V246H236V245H240L241 243H243L244 242V239L242 238V237H244V234H243V236L241 237L239 234L237 235V236H235ZM63 236V237H62ZM80 236V237H81ZM98 236V235H97ZM112 236V237H111ZM156 236V237H155ZM173 236V237H172ZM239 236H240V238H239ZM58 237V238H57ZM80 237H79V239H80ZM111 237V238H110ZM131 237V236H130ZM148 237V236H147ZM153 237V238H152ZM169 237V238H168ZM185 237V236H184ZM183 237V238H184ZM237 237H238V240H240V239H242V242H240V243H238V240H237ZM61 238H62V240H61ZM84 238V239H85ZM137 238V239H136ZM171 238H173V239H171ZM186 238V237H185ZM199 239V240H197V239ZM231 238V239H232ZM57 239V240H56ZM79 239H77V240H79ZM81 239H82V237H81ZM80 239V240H81ZM100 239V238H99ZM97 240V243H98V241H101V240ZM167 239H169L170 241H169V243L167 244V241H165V240H167ZM190 239V240H189ZM53 240H54V244H53ZM60 240H61V242H60ZM80 240L78 241V242H80ZM86 240V239H85ZM85 240H84V242H83V239H82V243H85ZM136 240V241H135ZM162 240H163V242H162ZM196 240V241H195ZM44 241H46V242H44ZM88 241V240H87ZM86 241V242H87ZM117 241V242H118ZM131 241V242H132ZM153 241V242H154ZM241 241V240H240ZM65 242V243H64ZM67 242V243H66ZM152 242V244H155V243H153ZM173 242H174V240H173ZM196 242V243H195ZM220 242H219V244H220ZM61 244V246L60 247H58V244ZM81 243V242H80ZM79 243V244H80ZM168 245L167 247L165 246L166 244ZM237 243V244H236ZM49 244V245H48ZM53 244V245H52ZM62 244H65V245H62ZM137 244H134L133 246H134V248L132 247V246H130V252L132 253V250H133V253H134V251H135V255H137V251H136V249H137ZM189 244V245H188ZM193 244V245H192ZM56 245V248H58V249H55L54 248V246ZM81 245H83V244H81ZM81 245H80V248H81ZM141 245V246H142ZM172 245V244H171ZM203 245V249H204V247H206L207 248V246H209V245H207V243L204 245V243L202 244ZM136 246V247H135ZM191 246V247H190ZM228 246V247H227ZM65 248V249H62V251H61V249H59V248ZM154 247H155V245H154ZM190 247V248H189ZM200 248H202L201 247V245L199 246ZM210 247V246H209ZM222 247V248H221ZM230 247H232V248H230ZM43 248V249H42ZM47 248V249H46ZM189 248V249H188ZM205 248V249H206ZM230 248V249H229ZM55 249V250H54ZM141 249H143V248H141ZM203 249H198V251H204L205 252V249L203 250ZM208 249V252H209V248H207ZM207 249H206V252H207ZM215 250H216V248H214ZM229 249V250H228ZM42 250H44V251H42ZM47 250V251H46ZM52 250V251H51ZM56 250H58V251H56ZM63 250H64V252H63ZM66 250V251H65ZM154 250V251H153ZM160 250V251H159ZM2 251V250H1ZM11 251H14V250H11ZM10 251V252H11ZM45 251H46V253H45ZM187 251V252H186ZM210 251L212 252V249H210ZM229 251V252H228ZM3 252V251H2ZM2 252H0V253H2ZM7 252V254L8 255H10L9 253H8V251H6ZM5 252V253H6ZM153 252H154V254H153ZM176 252V251H175ZM196 252V255H194V253ZM204 252H201V253H204ZM206 252H205V254H203L204 256L206 255L207 257H206V259H208L207 260V263H206V261L204 262V263H206V264H211V262H215L216 263V261H212V260H209V259H212V256H211V252H209V254H208V252H207V254H206ZM251 252V253H250ZM4 253V252H3ZM2 253V254H3ZM12 253H14V252H12ZM16 253H18V251L16 252ZM16 253H14V255H16ZM45 253V254H44ZM59 253V257H57V254ZM131 253H129V254H131ZM156 253V254H155ZM164 253L165 254H169V255H164ZM184 255H183V254ZM228 253V254H227ZM249 253L251 254V255H253L254 253L250 250L249 251ZM253 253V254H252ZM46 254V257L45 256H43V258H47L46 260H48V255ZM79 254L82 256V251H80L79 252ZM134 254L132 255H130L131 257H133L134 256ZM40 255V256H39ZM55 255V256H54ZM80 255H79V258H81L80 257ZM139 255H140V253H139ZM152 255V256H151ZM153 255H155V256H153ZM158 255V257H156ZM195 256V258H194V256ZM226 255H228V256H226ZM249 255V254H248ZM142 254H141V258H140V256H139V258L138 257H136V259L138 258V263H139V261L142 259ZM180 256V257H179ZM230 256V257H229ZM250 256V255H249ZM7 257H9V256H7ZM13 257V258H12ZM15 256H12L11 255V258L8 260L7 259V261H5L6 259V256H4V258L2 259V257H0V264H4L5 262H7V264H12L11 262H12V260L14 259V261H13V264L15 263V264H30L31 262H33V263H31V264H37V263H39V261L41 260V259H39V261L37 262V260H38V258H40L41 257V253H38V258L36 257V256H33L32 258H33V261H32V259L31 258H26L27 259V261L26 262H24V260H22V258H25V256H20V257H18L19 259H17V258H14ZM55 257V258H54ZM126 256L124 255V258H125ZM144 257V256H143ZM159 257H160V259L162 260V262L160 261V259H159ZM211 257V258H210ZM220 257H219V261H223V259H221L220 260ZM252 257V256H251ZM250 257V258H251ZM254 258H251V260L253 259V261H255L256 260V257L255 256H253ZM37 258V259H36ZM42 258V257H41ZM127 258V257H126ZM156 258V259H155ZM163 258V259H162ZM190 258V260H188ZM192 258V259H191ZM237 260H236V259ZM234 259V262L235 261H242L239 257L237 258V257H235ZM246 258H248V257H246ZM30 259H31V262H30ZM35 259V260H34ZM133 258H131V260H132ZM134 259H135V256H134ZM140 259V260H139ZM155 259V260H154ZM227 259H225V260H227ZM255 259V260H254ZM2 260H4V261H2ZM10 260H11V262H10ZM50 260V261H51ZM160 262H159V261ZM251 260H249V264L250 263H252V264H254L253 263V261L252 262H250ZM9 261V262H8ZM30 263H29V262ZM209 261H211V262H209ZM248 261V260H247ZM1 262H3V263H1ZM141 262V261H140ZM150 262V263H149ZM156 262V263H155ZM245 262H246V259H245ZM256 262V261H255ZM137 263V264H138ZM203 263V264H204ZM236 263V262H235ZM239 263V262H238ZM241 263H243V261L241 262ZM240 263V264H241ZM248 263V262H247ZM246 263V264H247ZM142 264V263H141ZM244 264V263H243Z\"/></svg>",
  "mask_w": 264,
  "mask_h": 264
},
{
  "label": "bare ground",
  "instance_id": "bare-ground-1",
  "mask_svg": "<svg viewBox=\"0 0 264 264\" xmlns=\"http://www.w3.org/2000/svg\"><path fill=\"white\" fill-rule=\"evenodd\" d=\"M24 1H25V0H24ZM24 1H23V0H0V13H2V18H1V16H0V18H1L0 21L3 19V21H1V22H2V25H5V26H6V25H7V20H11V19H9V18H17L16 20L19 19L20 22H21V24H19L18 26L15 25L16 28L13 27V26H11L10 24H8L10 27H13V29L15 28L16 30H14L12 34H8L7 36L5 35L6 37H4V34H5V32H4L3 35H2L3 38H4V41H3V39H2L1 36H0V38H1V39H0V40H1V41H0V42H1L0 45H2V47H4V45H3L4 42H5V48L8 47V46H11L10 44H14L16 39H17V40L20 39V40H21V41L19 40L20 42H22V41L24 40L25 42H24V41H23V42L26 43L27 45L30 43V41H31V42H34L33 39H34V40H35V39H38V32H41L40 30H41L42 28H40V30H38V29H39V28H38V23H36V24L34 23V24L32 25V21L38 19V15H39L38 13H40L41 11L38 12L39 8H38V9L36 8L37 10L34 8L36 11L33 10V9L31 8V7H32V4H31V3H28V2H26V1L24 2ZM65 1H66V0H65ZM75 1H77V0H75ZM75 1L73 0V2H68L70 5H68L67 2H66V3H63V4L66 5V9H67V10H66V12L63 11V12L61 13L62 15H63L64 12H65L64 15L67 13L66 16L63 15L65 18H67L68 15L72 18L73 21H72V20L69 21V22H72L71 25H70V26L64 25V24H62V22H63L64 20H63L62 22H61V20H60V23H61L60 26H56V24L58 23V22H57V23L54 25L53 29H51V28H49V27H45V28H44V32H45V33L52 32V33H53L52 36L55 37V38H57V37L59 38V37L62 36V35L65 36L64 34L67 33V31H68V33H69V28H72V27H73V29H75V26H74L73 23H74V22H77V21H75V19H76L77 16L80 17L81 14H82V12H84V13H83L84 16H82L83 19H86V18H84V17L89 16L90 19H93L94 22H96V23L98 22V26L103 22V19H104L103 17H105V16H101V14H102L103 12L100 13L99 9L94 8L96 5H98V7H99V6L102 4V3H100L99 0H96V1L93 0V2H95V3L97 2V4H96L95 6L93 5L94 7H90V4H91V3H92V4H95V3L91 2V3L89 4V3H88V0H81V1L79 0V1L82 2V3H77V4H76ZM86 1H87V2H86ZM98 1H99V2H98ZM103 1H104V0H102V2H103ZM108 1H109V0H108ZM119 1H121V0H119ZM122 1H123V0H122ZM122 1H121V3H122ZM140 1H141V0H140ZM148 1H149V0H148ZM204 1H205V0H163V6H164L165 9L168 11V13L165 12L166 10L163 11L164 13L162 12L164 15L167 13V15H165V18H164L163 20L167 21L166 19L169 17V16H168V14H169V15H171V17H172V18L170 17V19L172 20L173 24L175 25V26H170V27H169V26L166 24L167 27H169V28H174L175 30L179 31L180 34L182 35V37H186V35H188L189 38H190V39H189V38H188V39L191 41V40L194 38V37L191 38V37H192L191 35H194V34H191V33H193V31H197V30H194L193 28H195V26L197 27V25H198L200 22H199L198 24H196V25H193L194 27H192L191 24L194 23V21H193L194 19H193V20H192V19H191V20L188 19V25H189V22H190V23L192 22V23L190 24L191 27H188L189 29H191V30H190L191 33H190V32H188L189 30L186 31V28H185V27H186V26H185V23L187 22V20H186L187 17H186V16H188V17L191 16L192 18L195 16V21H196V20L198 19L199 16H198L197 18H196V15H193V16H192V14L195 13V12H192V9L195 8L196 6H199L200 2H201V6H203V8H207V9H208V11H207L208 13L211 12V9H209L210 6H208L209 4H207L208 7L202 4V2H204ZM212 1H214V3H217L218 6L220 5L219 7H221V10H220V8L218 9V7H216V6H217L216 4H213L214 9H215V8L218 9L217 11H215L216 14H217V15H218V13L223 14L222 16H221V15H218V17H221V18H222L223 16H225V15H224V13H225V11H226L225 9L229 7V5H228V7H227L226 4H224V3H229V2H230V4H231L230 6H231V8L233 9V12H234V13H235V11H234V10H235V9H234V6L236 5L237 2L240 3V0H212ZM243 1H244V0H243ZM243 1H242V2H243ZM58 2H59V1H58ZM89 2H90V1H89ZM129 2H130V1H129ZM142 2H143L142 4H144V2H146V0H144V1H142ZM46 3H47V2H46ZM123 3L125 4V2H123ZM123 3H122V4H123ZM136 3H137V2H136ZM156 3H157V2H156ZM156 3H155V4H156ZM232 3L235 4V5H233ZM43 4H44V3H43ZM79 4H83V5H79ZM92 4H91V5H92ZM124 4H123V6H124V7H127V4H125L126 6H125ZM157 4H158V3H157ZM244 4H245V6L248 8V11H247L248 15H250V17L247 16L248 19L246 18V16H245V18H243V19H246V20H247V21L245 20V28H248V27L246 26V25H247L246 22L248 23L249 18H252V20H253L252 22H254V20H255L253 17H255L257 20H258V19L260 20V18H261L260 16H261V15L259 16L260 18H259V17L257 18V17L254 16V15L251 16V14H254V13L257 11V10H255V9H258V12H259V13H260L259 10H261V12L264 11V0H245V3H244ZM65 5H64V6H65ZM78 5H79V6H78ZM103 5H104V4H103ZM103 5H101V6L103 7V10H104V9L106 10V8L109 6V5H108V6H106V7L104 8L105 5H104V6H103ZM146 5H147V4H146ZM146 5H144L143 7H145ZM221 5H222V6H221ZM224 5H225V6H224ZM41 6H42V5H41ZM41 6H40V7H41ZM61 6H62V5H61ZM64 6H62V7L64 8ZM81 6H83V7H81ZM119 6H120V5H119ZM130 6H132V5H130ZM148 6H149V4H148ZM148 6H146V8H147ZM213 6H212V9H213ZM223 6L225 7V9H224ZM232 6H233V7H232ZM79 7H80L81 9H80ZM109 7H110V8H109ZM109 7L107 8L108 10H106L107 12L109 11V9L111 10V7H112V9H113L114 11L116 10V7H114V6H112V5L109 6ZM124 7H123V8H124ZM141 7H142V6H141ZM141 7H140V9L138 10L139 13H140V12H141V13L143 12V11L141 10ZM151 7H152V6H150V8H151ZM164 7H163V9H164ZM236 7L238 8V10L243 9V8H240L239 6H236ZM43 8H44V7H43ZM43 8H42V9H43ZM45 8H46V7H45ZM45 8H44V9H45ZM63 8H62V9H63ZM82 8H84L83 11H80V10H82ZM121 8H122V7H121ZM123 8H122V9H123ZM138 8H139V7H138ZM159 8H160V7L156 8V9H159ZM239 8H240V9H239ZM79 9H80V10H79ZM151 9H152V8H151ZM156 9H154V10H156ZM161 9H162V8H161ZM190 9H191V11H188V10H190ZM195 9H196V8H195ZM200 9H201V7H200ZM222 9H224L225 11L223 10V11H224V12H223ZM228 9H230V7H229ZM228 9H227V10H228ZM252 9L255 10L254 13H251V12H252ZM262 9H263V10H262ZM40 10H41V8H40ZM53 10H54V9H53ZM63 10H64V9H63ZM120 10H121V9H120ZM140 10H141V11H140ZM148 10H149V9H148ZM159 10H160V9H159ZM159 10H158V11L156 10L157 13L160 12ZM197 10L199 11V7H198ZM219 10H220V12H218ZM133 11L135 12V10H133ZM156 11H154V12H156ZM205 11H206V9H205ZM213 11H214V10H213ZM213 11H212V13H213ZM221 11H222L223 13H222ZM228 11H230V10H228ZM228 11H227V12H228ZM241 11H242V10H241ZM36 12H38V13H36ZM115 12H116V11H115ZM134 12H133V13H134ZM146 12H147V11H146ZM152 12H153V11H152ZM154 12H153V13H154ZM188 12H190L189 14H191V12H192V14L189 15ZM203 12H204V11H203ZM207 12H206V13H207ZM217 12H218V13H217ZM227 12H226L225 14H227ZM242 12H244V11H242ZM242 12H240V13H242ZM258 12H256V13L259 14ZM43 13H46V12L44 11ZM51 13H52V12H51ZM111 13H113V11H112ZM122 13H123V12L121 11V14H122ZM127 13H128V12H127ZM127 13H126V15H127ZM139 13H138V14H139ZM144 13H145V12H144ZM147 13H149V11H148ZM162 13H161V15L164 16ZM229 13H230V12H229ZM256 13H255V15H256ZM262 13H263V12H262ZM105 14H106V13H105ZM128 14H129V13H128ZM134 14H135V13H134ZM134 14H131V15L128 16V17L130 18V17L133 15V16L131 17V18H133V17H134ZM145 14H146V13H145ZM186 14H187V15H186ZM199 14H200V13H199ZM237 14H238V12H237ZM245 14H246V13H245ZM245 14H244V15H245ZM0 15H1V14H0ZM44 15H45V14H44ZM102 15H103V14H102ZM108 15H110V12H109V14H107V16H108ZM141 15H142V14H141ZM206 15H207V14H206ZM217 15H215V17H217ZM231 15H232V14H231ZM238 15H239V14H238ZM238 15L235 14V16H238ZM246 15H247V14H246ZM40 16H41V13H40ZM54 16H55V15H54ZM69 16H68V17H69ZM166 16H167V17H166ZM201 16H202V15H201ZM201 16L199 17V19H201ZM233 16H234V15H233ZM239 16H240V15H239ZM239 16H238V17H239ZM257 16H258V15H257ZM263 16H264V15H263ZM263 16H262V18H263ZM41 17H43V16H41ZM45 17H46V16H45ZM70 17H69V19H70ZM79 17H78V18H79ZM101 17H102L103 19H102ZM108 17H112V16H108ZM108 17H107V18H108ZM128 17H127V18H128ZM137 17H138V16H137ZM191 17H190V18H191ZM206 17H207V16H206ZM226 17H228V18H227V21L229 22V21H230V19H229V18H230V14L227 15ZM226 17H224V19H225ZM238 17H236V19H237ZM242 17H244V16L242 15ZM242 17H241V18H242ZM49 18H51V17H49ZM56 18H57V15H56ZM65 18H64V19H65ZM96 18H98V19H96ZM107 18L105 17V19H107ZM113 18L115 19L116 17H112V19H113ZM124 18H125V17H124ZM212 18H213V17H212ZM231 18H232V17H231ZM234 18H235V17H234ZM239 18H240V17H239ZM239 18H238V20H240ZM262 18H261V19H262ZM51 19H53V18H51ZM80 19H81V18H80ZM83 19H81V20H83ZM105 19H104V20H105ZM125 19H126V18H125ZM125 19H124V20H125ZM144 19H145V18H144ZM146 19H147V18H146ZM146 19H145V20H146ZM199 19H198V20H199ZM210 19H211V18H210ZM236 19H235V20H236ZM55 20L57 21V19H55ZM67 20H68V19H67ZM76 20H77V19H76ZM101 20H102V21H101ZM108 20H110V19H108ZM124 20H123V21H124ZM145 20H138V25H139L140 23H142V21H144V22L147 21V22H149V24H150L151 20H150V21H148L149 19H147L146 21H145ZM163 20H162V22H164ZM198 20H197V21H198ZM222 20H223V18H222ZM257 20H256V21H257ZM259 20L257 21V26H258V22H259ZM12 21H14V19H12ZM65 21H66V19H65ZM78 21H80V20H78ZM111 21L113 22V20H111ZM111 21H110V22H111ZM140 21H141V22H140ZM154 21H156V20H153V22H154ZM209 21H210V20H209ZM215 21H216V20H215ZM215 21H214V22H215ZM224 21L227 22L226 19H225ZM224 21H223V23H224ZM231 21H232V20H231ZM263 21H264V20H263ZM263 21H260V22H263ZM49 22L51 23V21H49ZM67 22H68V21H67ZM85 22H87V21H85ZM104 22H105V25H106V24H107V20L104 21ZM114 22H115V23H114ZM114 22H113L112 24H110L111 27H112L113 25L117 24V23H116L117 20H115ZM139 22H140V23H139ZM147 22H146L145 24H147ZM168 22H169V21H168ZM201 22H202V21H201ZM210 22H212V21H210ZM210 22H209V23H210ZM228 22H227V25H228ZM236 22H238V21H236ZM241 22H242V20H241ZM249 22H250V21H249ZM9 23H10V22H9ZM65 23H66V22H65ZM132 23H133V22H132ZM132 23H131V24H132ZM135 23H136V22H135ZM155 23H157V21H156ZM155 23H153V24H155ZM166 23H167V22H166ZM195 23H196V22H195ZM215 23H217V22H215ZM215 23H214V24H215ZM238 23H239V22H238ZM238 23H236V24H238ZM254 23H255V22H254ZM30 24H31V25H30ZM72 24H73V25H72ZM78 24L81 25L80 22H79ZM78 24H77V26H78ZM85 24L87 25V23H85ZM103 24H104V23H103ZM129 24H130V23H129ZM143 24H144V23H143ZM202 24H203V23H202ZM202 24L200 23L199 25H202ZM207 24H208V23H207ZM225 24H226V23H224L223 26H225ZM232 24H233V22H232ZM232 24H231V25H232ZM240 24H241V23H240ZM240 24H239V25H240ZM28 25H29V26H28ZM75 25H76V24H75ZM88 25H90V24H88ZM88 25L85 26V27H86V30L83 28V26H79V27H81L82 29H84V31H87L88 35H92V34L96 31V29H95L94 27H90V26H88ZM101 25H102V24H101ZM101 25H100V26H101ZM105 25H104V26H105ZM125 25H126V24H125ZM132 25H133V24H132ZM132 25H131V26H132ZM136 25H137V23L135 24V26H136ZM138 25H137V26H138ZM157 25L160 26V25H159V22H158V24L155 25V28H156ZM161 25H162V24H161ZM163 25H165V22H164ZM186 25H187V24H186ZM190 25H189V26H190ZM219 25H220V24H219ZM229 25H230V23H229ZM239 25H238V26H239ZM254 25H256V23H255ZM261 25H263V24H261ZM5 26H4V28H3V27H2V28L5 29ZM9 26H8V27H9ZM48 26H49V25H48ZM51 26H52V25H51ZM55 26H56V27H55ZM104 26H101L102 29H101V27H99V31H100L99 34H100V35L102 34L100 37H102L103 34H104L105 38H107L108 40H107V39H104V36H103V37H102V41L105 40V42H108V43H110V44H115L116 47H115L114 45H111V46H113V47H111V46L109 45V47H110V52H111V48H113V49L116 48L115 51H118V50H119V51L116 52V53H112V54H114V55H117V58H116L117 61H116L115 58L112 57L113 55H111V56L109 55V54H110V53H109V49L107 50V52H108V55H107V56H108V57L110 56L111 59L113 58L112 61L119 62V64H120V61L123 62V60L121 59L122 56H118L119 54H121V52L124 51V52H123V54H124V55H123V58L128 57V56H127L128 50H126V46H125L126 43L124 44L123 41H122V43L124 44L125 47L123 46L122 43H120V44H122V45H120V46H122V47H121L122 49H121V48H119L120 46H118V44H119V42H121V40H120V41H117V42H115V43H113V42H114L113 40H112L113 42H111V40L109 41V39L111 38V37H109V36H111V35H109V34H111V32H113V30L111 29L112 31H109V30H110V27L107 25V26L109 27L108 32H110V33H108V32L106 31L108 27H106V30H104V29H105ZM128 26H129V28H131L130 25H128ZM133 26H134V25H133ZM133 26H132V27H133ZM158 26H157V27H158ZM206 26H207L206 28H208V27L210 28V27H211L210 25H206ZM242 26H243V25H242ZM248 26H249V24H248ZM252 26H253V25H252ZM257 26H253V27H254V30H255V27H257ZM0 27H1V26H0ZM79 27H78V28H79ZM115 27H118V28H119L120 26H117V25H116ZM115 27H114V28H115ZM138 27H139V26H138ZM142 27H143V26H142ZM147 27H148V25H147ZM167 27L165 26V28H167ZM214 27H216V26H214ZM217 27H220V26H217ZM217 27H216V28H217ZM231 27H232V30H234V29H233L234 27H233V26H230V28H231ZM250 27H251V24H250L249 28H250ZM259 27H260V25H259ZM263 27H264V26H263ZM6 28H7V26H6ZM96 28H97V27H96ZM127 28H128V27H127ZM150 28H151V27H150ZM150 28H148V30H149ZM165 28H163V29L165 30ZM169 28H168V29H169ZM188 28H187V29H188ZM199 28H200V27H199ZM223 28H224V27H223ZM225 28H226V27H225ZM225 28H224V29H225ZM240 28L242 29V28H244V26L241 27V25H240ZM240 28H239V30H240ZM249 28H248V29H249ZM261 28H262V27H260V29H261ZM73 29H71V30H73ZM122 29H123V27H121V29H120L119 31H120V32H123ZM140 29L143 30L144 28H141V26H140V28L134 30V33H132V32H133V28H132V31L130 30L132 34L130 33L129 35H131V36L134 35V38L137 39V41L139 42V44H140V42L143 41V40H145L143 43H146V42H147L146 39H147L148 37L150 38L151 33H148V34H150V35L148 36V34L146 33V30H145V29H144L145 31H144V30L142 31L143 33L140 32ZM151 29H153V28H151ZM151 29H150V31H152ZM160 29H161V26H160ZM192 29H193V30H192ZM218 29H219V28H218ZM218 29H217V30H218ZM221 29H222V28H221ZM221 29H220V30H221ZM226 29H227V28H226ZM248 29H247V30H248ZM256 29H257V28H256ZM0 30L3 32L2 29H0ZM6 30H9V29L7 28ZM102 30H104L105 33H103ZM115 30H117V28H116ZM153 30H154V29H153ZM157 30H158V28L155 29L154 31H152V35H153V33H154L155 31H157ZM164 30H163V31H164ZM171 30H172V29H171ZM206 30H207V29H206ZM206 30H205V32H206ZM229 30H230V29H229ZM247 30H246V31H247ZM254 30H253V32H254ZM258 30H259V29H258ZM77 31H78V30H76V32H77ZM79 31H80V30H79ZM130 31H126V32H130ZM160 31H161V30H160ZM163 31H162V33H164ZM165 31H166V30H165ZM169 31H170V30H169ZM207 31H208V30H207ZM212 31H214V30L212 29ZM221 31H222V30H221ZM225 31H226V30H225ZM225 31L223 30L222 32H225ZM6 32H7V31H6ZM71 32H72V31H71ZM76 32L73 31V34L76 33ZM82 32H83V30H82ZM96 32H97V31H96ZM117 32H118V30H117ZM148 32H149V31H148ZM171 32H172V31H171ZM173 32H174V31H173ZM209 32H210V29H209ZM226 32L228 33V30H227ZM226 32H225V33H226ZM232 32H236V31H235V30H234V31H231V30H230V34H232ZM249 32H250V31H249ZM259 32H261V31H259ZM259 32H258V33H259ZM0 33H1V32H0ZM10 33H11V32H10ZM68 33H67V34H68ZM80 33H81V32H80ZM84 33H85V32H84ZM84 33H81L80 35L82 36V34H84ZM97 33H98V32H97ZM144 33L147 34V36H148L147 38H146V34H144ZM156 33H158V31H157ZM166 33H167V35H168V31L165 32L164 34H166ZM206 33H207V32H206ZM211 33H212V34H211ZM240 33H241V30H240ZM250 33H251V32H250ZM254 33H256V30H255ZM1 34H2V33H1ZM30 34H32L33 36L30 35ZM67 34H66V36H68ZM107 34H108V35H107ZM112 34H115V33H112ZM142 34H144V37H145L146 39H144V37H143ZM171 34H174V33H171ZM242 34H243V33H242ZM242 34H240V35L242 36ZM247 34H248V32H247ZM259 34H260V33H259ZM69 35H70V34H69ZM76 35H78V37H79V32H78V34H76ZM85 35H86V33H85L83 36H85ZM96 35H98V34H96ZM106 35H107L108 37H107ZM121 35H122V33H121ZM129 35L127 36V34H126V36H125L126 38L124 37V40L126 41V39H127L126 42H127V43L129 42V44H130L131 42H130L129 40H130L131 37L129 38ZM154 35H156V34H154ZM154 35H153V36H154ZM167 35H164V36L166 37ZM210 35H213V32H210ZM214 35H217V34H214ZM214 35H213V36H214ZM223 35H224V34H223ZM228 35H229V33H228L226 36L228 37ZM234 35H235V34H234ZM248 35H249V34H248ZM253 35H254V34H253ZM253 35H252V36H253ZM257 35H258V34H257ZM262 35H264L263 32H262ZM262 35H261V36H262ZM71 36H72V35H71ZM83 36H82V39H83ZM86 36H87V35H86ZM86 36H85V37H86ZM93 36H94V35H93ZM156 36H157V35H156ZM221 36H222V35H221ZM232 36H233V34H232ZM236 36H238V35L236 34ZM252 36H251V37H252ZM85 37H84V39H85ZM88 37H89V36H88ZM88 37L85 39V41L87 40L86 42L83 40V41L85 42V44H86V43L88 42V40H89ZM114 37H115V39H116V38L118 37V35H117V37H116V35H115V36L112 35V38H113V39H114ZM127 37L129 38V40H128ZM157 37H158V36H157ZM165 37H163V38L160 37V38L162 39V42H163V40H164ZM168 37H170V36H168ZM168 37H166L165 39L167 40ZM175 37H177V36H176V35L173 36V38H175ZM214 37H216V36H214ZM227 37H226V41H227V39H228ZM229 37H230V35H229ZM245 37H246V36H245ZM245 37H240V39H241V38H244V40L246 41L247 38H245ZM247 37H248V36H247ZM249 37H250V36H249ZM255 37H256V35H255ZM255 37H254V38H255ZM60 38H61V37H60ZM89 38H90V37H89ZM94 38H95V37H94ZM120 38H121V37H120ZM120 38H119V39H120ZM142 38H143V40H142ZM149 38H148V39H149ZM152 38H154V37L151 36V39H152ZM212 38H213V37H212ZM223 38H224V37H223ZM71 39H72V38H71ZM73 39H74V37H73ZM95 39H96V38H95ZM131 39H132V38H131ZM151 39H150V40H151ZM156 39H157V38H156ZM156 39H155V40H156ZM170 39H171V38H170ZM180 39H181V38H180ZM182 39H183V38H182ZM201 39H202V38H201ZM214 39H215V38H214ZM219 39H221V38H219ZM256 39H258V38H256ZM17 40H16V42H19V41H17ZM64 40L66 41V38H65ZM74 40H76V39H74ZM96 40H97V39H96ZM117 40H118V39H117ZM133 40H134V39H133ZM150 40H148V41H150ZM171 40H172V41H171ZM171 40H167V41H170L171 43L174 42L173 39H171ZM183 40H185V39H183ZM189 40H188V41H189ZM231 40H232V39L229 40V41H230V42H229L230 45H231ZM36 41H38V40H36ZM97 41H98V40H97ZM125 41H124V42H125ZM158 41H159V38H158ZM194 41H195V38H194ZM201 41H202V40H201ZM201 41H200V42H201ZM242 41H243V40H242ZM245 41H244V42H245ZM252 41H253V40H252ZM257 41H259V40H257ZM20 42H19L18 44L16 43V46H17V45L19 46ZM23 42H22V43H23ZM105 42H103V43H105ZM134 42H135V41H134ZM160 42H161V40H160ZM164 42H165V41H164ZM175 42H176V43H180V42H177V41H175ZM175 42H174V43H175ZM232 42H233V41H232ZM248 42H249V40H248ZM2 43H3V44H2ZM22 43H21L20 46H19L20 50H22L21 47H22L23 50H24V49H25L24 46H26L24 43H23V44H22ZM75 43H76V41H75ZM78 43H80V42H77V44H78ZM94 43H95V42H93V45H94ZM100 43H101V42H100ZM116 43H118V44L116 45ZM143 43H142V45H144V46H145V45H146V46L151 45V44H148V43H147L148 45H147V44H143ZM181 43H182V40H181ZM184 43H185V42L183 41V45H184ZM186 43H187V41H186ZM189 43H191V42H189ZM189 43H188V44H189ZM193 43H194V42H193ZM227 43H228V41H227ZM235 43H236V42H235ZM259 43H260V42H259ZM6 44H7V45H6ZM38 44H39V43H38ZM64 44H67V43H64ZM72 44H73V43H71V45H72ZM77 44H76V46L79 47L80 45L78 44V45H79V46H78ZM91 44H92V42H91ZM137 44H138V43H137ZM139 44H138V50H139L138 52H139L140 55H139L138 53H135V52H134L135 54L133 53V49H134V50H137V49H136V48H137L136 44L133 43L132 45L130 44L131 46L128 45V46H130V48H131V47H134L133 49L131 48V49H132L133 56L131 55V56L128 58V60H129L131 57H132V59L134 60V55L137 56V57H135V60H136L137 58L139 59V57H141V53H140V52H141V48H143V46H141V48H140V47H139V46H140ZM162 44H163V43H161V45H162ZM188 44H187V45H188ZM201 44H202V45H201V47H202V46H204L203 44H205V43L202 41ZM212 44H213V43H212ZM214 44H215V43H214ZM233 44H234V42H233ZM244 44H245V46L248 45V44H246V42H245ZM249 44H250V43H249ZM22 45H23V46H22ZM30 45H31V44H29V47H30ZM73 45H74V44H73ZM73 45H72V46H73ZM96 45H97V44H96ZM134 45H135V46H134ZM158 45H160V43H159ZM166 45H167V44H165V46H166ZM183 45H180V46H183ZM190 45L192 46V43H191ZM190 45H189V46H190ZM207 45L209 46V45H211V44H207ZM225 45H227V44L225 43ZM242 45H243V43H241V46H242ZM14 46H15V45H13V47H14ZM18 46H17V47H18ZM76 46L74 45V47H76ZM82 46H83V44H82L80 47H82ZM85 46H86V45H85ZM97 46H99V44H98ZM97 46H94V47L96 48ZM103 46H104V44H103ZM191 46H190V47H191ZM208 46H205V48H206V47H207V48L210 47V46H209V47H208ZM211 46H212V45H211ZM234 46H235V45H233V47H234ZM238 46H240V45L238 44ZM258 46H259V45H258ZM263 46H264V45H263ZM29 47H27V48H29ZM86 47H90L89 49H91V46H89V42L87 43V46H86ZM117 47L119 48L118 50H117ZM166 47H167V46H166ZM198 47H199V46H198ZM227 47H228V46H227ZM231 47H232V46H231ZM233 47H232V48H233ZM242 47H244V45H243ZM253 47H254V46H253ZM253 47H252V50L255 51V50L253 49ZM5 48H3V49H5ZM14 48H16V47H14ZM27 48H26V50H27ZM31 48H32V47H31ZM70 48H71V47H70ZM83 48H84V46H83ZM83 48H82V49L80 48L81 51H82V50H85V49H83ZM124 48H125V50H123ZM139 48H140V49H139ZM144 48H145V47H144ZM144 48H143V49H144ZM164 48H165V47H164ZM195 48H196V47H195ZM195 48H194V49L192 48V50L195 51ZM203 48H204V47H203ZM211 48H212V47H211ZM214 48H215V47H214ZM214 48H213V49H214ZM229 48H230V47H229ZM232 48H231V49H232ZM234 48H235V47H234ZM263 48H264V47H263ZM7 49H8V48H6V50H7ZM86 49H88V48H86ZM89 49H88L87 51L90 52ZM113 49H112V50H113ZM120 49H121V50H120ZM146 49H147V48H146ZM148 49L150 50V48H148ZM152 49H154V48H151V52H152ZM187 49H188V48H187ZM187 49H186V50H187ZM190 49H191V48H190ZM197 49H198V48H197ZM197 49H196V50H197ZM231 49H230V51H231ZM236 49H238L237 46H236ZM239 49H240V47H239ZM242 49H244V48H242ZM259 49H260V48H259ZM259 49H258V51H259ZM9 50H12V48L10 47ZM16 50H17V48H16ZM18 50H19V49H18ZM20 50H19V51H20ZM26 50H25V51H26ZM28 50H29V49H28ZM28 50H27V52H29ZM37 50H38V49H37ZM66 50H67V49H66ZM72 50H74V49H72ZM96 50L99 51L98 49H96ZM103 50L105 51V46L103 47ZM103 50H101L102 55H103ZM232 50H233V49H232ZM252 50H251V51H252ZM3 51H4V50H3ZM19 51H18V52H19ZM25 51H24V53H25L26 55H28L27 52H25ZM30 51H32V52H30L29 54L34 55V54H32V53H34L33 49H30ZM68 51H69V50H68ZM78 51H79V50H77V52H78ZM92 51H93V50H92ZM92 51H91V53L94 52V51H93V52H92ZM126 51H127V52H126ZM143 51H144V50H143ZM154 51H156V50H154ZM233 51H234V50H233ZM237 51H238V50H237ZM239 51H240V50H239ZM249 51H250V49H249ZM253 51H252V53H253ZM6 52H7V51H6ZM10 52H11V51H10ZM13 52H14V51H12L11 53H13ZM15 52H16V51H15ZM22 52H23V51H21V54H20V55H21L22 57H24L25 55H23ZM75 52H76V51H75ZM82 52H83V51H82ZM89 52H88V53H84V52H83V53H84L85 55H86V54L89 55V54H91V53H89ZM105 52H106V51H105ZM105 52H104V53H105ZM107 52H106V53H107ZM119 52H120V53H119ZM146 52H148V51L146 50ZM180 52H181V51H180ZM191 52H192V51H191ZM195 52H196V51H195ZM200 52H201V51H200ZM202 52H203V51H202ZM204 52H205V51H204ZM231 52H232V51H231ZM231 52H230L229 55H231ZM234 52H235V51H234ZM19 53H20V52H19ZM19 53H18V55H19ZM42 53H43V51H42ZM68 53H70V52H68ZM78 53H79V52H78ZM117 53H119V54H117ZM156 53H157V52H156ZM187 53H188V52H187ZM206 53H207V52H206ZM211 53H212V52H211ZM232 53H233V52H232ZM240 53H241V51H240ZM260 53H261V52H260ZM2 54H4V53L2 52ZM36 54H37V53H36ZM74 54H76V53H74ZM136 54H137V55H136ZM142 54H143V52H142ZM194 54H195V53H194ZM199 54H200V53H199ZM209 54H210V53H209ZM216 54H217V53H216ZM221 54H222V53H221ZM223 54H224V53H223ZM233 54H234V53H233ZM242 54H243V52H242ZM256 54H257V51H256ZM258 54H259V53H258ZM258 54H257V55H258ZM42 55H43V54H42ZM61 55H62V54H61ZM128 55H130V54H128ZM143 55H145V53H144ZM152 55H154L153 52H152ZM152 55H151V56H152ZM156 55H157V54H156ZM156 55H155V56H156ZM184 55H185V54H184ZM195 55H196V54H195ZM203 55H204V54H203ZM207 55H208V54H207ZM251 55H252V54H251ZM16 56H17V54H16ZM21 56H20V57H21ZM38 56H39V55H38ZM38 56H35V57L37 58ZM47 56H48V55H47ZM76 56H77V55H76ZM100 56H101V55H100ZM145 56H146V57H147V56L149 57L150 55H145ZM185 56H187V55H185ZM185 56L182 57V59H183V58L185 59ZM188 56H189V55H188ZM201 56H202V55H201ZM205 56H206V55H205ZM210 56H211V54H210ZM221 56H222V55H221ZM232 56H236V55H232ZM237 56H238V55H237ZM255 56H256V55H255ZM261 56H262V55H261ZM0 57H2V56L0 55ZM49 57H51V56L49 55ZM68 57H69V56H68ZM110 57H109V58H110ZM118 57H119V58H118ZM178 57H180V56L178 55ZM202 57H203V56H202ZM229 57H230V56H229ZM248 57H249V53H248ZM252 57H253V55H252ZM257 57H260V56H257ZM11 58H12V57H11ZM33 58H34V57H33ZM36 58H35V60H36ZM85 58H86V60H88L87 56H86ZM102 58L105 60L106 57H102ZM192 58H193V57H192ZM225 58H226V57H225ZM232 58H233V57H232ZM243 58H244V57H243ZM253 58H254V57H253ZM24 59H25V58H24ZM99 59H101V58H99ZM114 59H115V60H114ZM120 59H121V60H120ZM125 59H127V58H125ZM132 59L130 60L129 67H130V65H131V61H132ZM138 59H137V60H138ZM140 59H141V62H142V59H143V58H140ZM146 59H148V58H146ZM146 59H145V61H147ZM150 59H151V57H150ZM150 59H148V60H150ZM179 59H180V58H178V60H179ZM187 59H188V58H187ZM187 59H186V60H187ZM190 59H191V58H190ZM205 59H206V58H205ZM209 59H210V58H209ZM213 59H214V58H213ZM220 59H221V58H220ZM248 59H249V58H248ZM258 59H259V58H258ZM29 60H30V59H29ZM51 60H52V59H51ZM66 60H67V59H66ZM68 60H69V59H68ZM119 60H120V61H119ZM135 60H134V61H135ZM155 60H156V59H155ZM210 60H211V59H210ZM214 60H215V59H214ZM245 60H246V59H245ZM251 60H252V59H251ZM254 60L257 61L256 57H255ZM260 60H261V59H260ZM19 61H20V60H19ZM23 61H24V60H23ZM75 61H76V60H75ZM99 61H100V60H99ZM105 61H106V60H105ZM198 61H199V60H198ZM227 61H229V60H227ZM248 61H249V60H248ZM261 61H263V60H261ZM30 62H32V61H30ZM37 62H38V61H37ZM44 62H45V61H44ZM63 62L66 63V61H63ZM101 62H102V61H101ZM127 62L129 63V61H127ZM127 62H126V63H127ZM135 62H137V61H135ZM148 62H149V61H148ZM177 62H178V61H177ZM186 62H187V61H186ZM220 62H221V61H220ZM252 62H253V61H252ZM263 62H264V61H263ZM3 63H4V62H3ZM27 63H28V62H27ZM128 63H127V64H128ZM133 63H134V62H133ZM139 63H140V61H138L137 64H139ZM142 63H143V62H142ZM196 63H197V62H196ZM200 63H201V62H200ZM224 63H226L225 60H224ZM224 63H223V64H224ZM232 63H234V60L232 61ZM249 63H250V62H249ZM258 63H259V60H258ZM258 63H256V66L258 67V70H259V68H261V67H260V65H258ZM260 63H262V62H260ZM31 64H32V63H31ZM63 64H64V63H63ZM67 64H68V63H67ZM94 64H95V63H94ZM94 64H93V65H94ZM98 64H100V62H99V63L97 62V63L95 64V66L98 65ZM117 64H118V63H117ZM119 64H118V65H119ZM140 64H141V63H140ZM143 64H144V63H143ZM145 64H147V63H145ZM145 64H144V66H145ZM207 64H210V63H207ZM212 64H213V63H212ZM214 64H215V63H214ZM221 64H222V63H221ZM223 64H222V65H223ZM228 64H229V63H228ZM230 64H231V60H230ZM252 64H254V63H252ZM263 64H264V63H263ZM3 65H4V64H3ZM18 65H19V64H18ZM64 65H65V64H64ZM64 65H63V66H64ZM108 65H109V64H108ZM114 65H115V64H114ZM114 65H113V66H114ZM118 65H117V66H118ZM122 65L124 66L123 63H122ZM167 65L169 66V63H168ZM170 65H171V64H170ZM188 65H189V63H188ZM202 65H203V64H202ZM254 65H255V64H254ZM67 66H68V65H67ZM123 66L121 67V65H120V68H121V69H126V68H123ZM125 66H127V65H125ZM134 66H135V64H134ZM139 66H140V65H139ZM142 66H143V65H142ZM144 66H143V68H144ZM165 66H166V65H165ZM179 66H180V64H179ZM191 66H192V65H191ZM197 66H198V65H197ZM199 66H200V65H199ZM218 66H219V65H218ZM220 66H221V65H220ZM227 66H230V68L228 67L229 69H226V68H225V69H223V70H227V71H228V70H229V71L232 70V68H233V67H232V66H233L232 64H231V65H227ZM227 66H226V67H227ZM256 66H255V67H256ZM1 67H3V66H1ZM79 67H80V66H79ZM81 67H82V66H81ZM81 67H80V68H81ZM91 67H92V66H91ZM104 67H105V66H104ZM109 67H110V66H109ZM118 67H119V66H118ZM127 67H128V66H127ZM169 67H170V66H169ZM188 67H189V66H188ZM201 67H204V66H201ZM201 67H198L197 69H199V68H201ZM209 67H210V66H209ZM215 67H216V66H215ZM215 67H213V68H215ZM224 67H225V66H224ZM224 67H223V68H224ZM231 67H232V68H231ZM244 67H245V66H244ZM251 67H252V66H251ZM4 68H5V66H4ZM20 68H21V67H20ZM88 68H90V67H88ZM120 68H119V69H120ZM170 68H171V67H170ZM172 68H173V66H172ZM189 68H190V67H189ZM194 68H196V66H195ZM211 68H212V67H211ZM238 68L241 69L242 67H241V68L238 67ZM6 69H7V67H6ZM15 69H16V66H15ZM28 69H29V68H28ZM113 69H114V68H113ZM115 69H116V68H115ZM133 69H134V68H133ZM137 69H138V68H137ZM147 69H148V68H147ZM149 69H150V68H149ZM161 69H163V68H161ZM192 69H193V68H192ZM201 69H203V68H201ZM233 69L235 70V68H233ZM251 69H252V70H255V68L253 69V67H252ZM261 69H262V68H261ZM25 70H26V69H25ZM57 70H58V69H57ZM116 70H117V69H116ZM129 70H130V68H129ZM135 70H136V69H135ZM144 70H145V69H144ZM144 70H143V71H144ZM152 70H153V68H152ZM179 70H180V69H179ZM256 70H257V68H256ZM19 71H20V69H19ZM21 71H22V70H21ZM108 71H109V70H108ZM117 71H118V70H117ZM119 71H120V70H119ZM119 71H118V73H119ZM121 71H122V70H121ZM126 71H127V70H125L124 73H126ZM130 71H132V70H130ZM138 71H139V70H138ZM138 71H137V72H138ZM146 71H147V70H146ZM148 71H149V70H148ZM150 71H151V70H150ZM150 71H149V73H150ZM171 71H172V69H171ZM191 71H192V70H191ZM193 71H194V70H193ZM232 71H233V70H232ZM232 71H231V72H232ZM261 71H262V70H261ZM8 72H9V71H8ZM16 72H17V70H16ZM24 72H25V71H24ZM89 72H90V71H89ZM92 72H93V71H92ZM95 72L97 73V71H95ZM106 72H107V71H106ZM110 72H111V70H110ZM135 72H136V71H135ZM137 72H136L135 74H138V73H139V72H138V73H137ZM174 72H176V71H174ZM206 72H207V71H206ZM209 72H210V69H209ZM225 72H226V71H225ZM231 72H230V73H231ZM13 73H14V72H13ZM17 73H19V72H17ZM20 73H23V72H20ZM29 73H30V71H29ZM48 73H49V72H48ZM93 73H94V72H93ZM115 73H116V72H115ZM121 73L123 74V72H121ZM127 73H128V72H127ZM153 73H154V72H153ZM171 73H172V72H171ZM203 73H204V72H203ZM210 73H212V72H210ZM227 73H229V72H227ZM233 73H234V72H233ZM263 73H264V72H263ZM263 73H262V75H261L262 77L264 76ZM15 74H16V73H15ZM87 74H88V73H86V75H87ZM90 74H91V73H90ZM112 74L114 75V70L112 71ZM129 74H130V72H129ZM133 74H134V73H133ZM146 74H147V72H146ZM166 74H167V73H166ZM257 74H258V73H257ZM31 75H32V74H31ZM33 75H34V74H33ZM45 75H46V74H45ZM86 75H85V76H86ZM95 75H96V74H95ZM110 75H111V74H110ZM117 75H118V74H117ZM127 75H128V74H127ZM148 75L150 76V74H148ZM163 75H164V74H163ZM163 75H162V76H163ZM167 75H168V74H167ZM174 75H175V74H174ZM220 75H221V74H220ZM223 75H225L224 72H223L221 78H223ZM231 75H232V74H231ZM233 75H234V74H233ZM237 75H238V74H237ZM237 75H236V76H237ZM247 75H248V74H247ZM258 75H259V74H258ZM43 76H44V75H43ZM87 76H88V75H87ZM91 76H92V75H91ZM96 76H97V75H96ZM120 76H121V75H119L118 77H120ZM122 76H124V74H123ZM125 76H126V75H125ZM129 76H130V75H129ZM142 76H143V75H142ZM175 76H176V75H175ZM190 76H191V75H190ZM225 76H226V75H225ZM239 76H240V75H239ZM250 76H251V75H250ZM16 77H17V76H16ZM19 77H20V76H19ZM26 77H28V76L26 75ZM48 77H49V76H48ZM94 77H95V76H94ZM99 77H101V76L99 75ZM104 77H105V76H104ZM104 77H103V78H104ZM109 77H110V76H109ZM131 77H132V76H131ZM164 77H165V79H166V75H165ZM170 77H171V75H170ZM227 77H228V76H227ZM229 77H230V76H229ZM229 77H228L229 81L232 82V81L230 80ZM247 77H248V76H247ZM253 77H254V76H253ZM262 77H260V78H262ZM65 78H66V77H65ZM67 78H68V77H67ZM67 78H66V79H67ZM89 78H90V75H89ZM89 78H88V79H89ZM95 78H96V77H95ZM111 78H112V82H113L114 77H111ZM120 78H121V77H120ZM125 78H126V77H125ZM135 78H136V77H135ZM135 78H134V79H135ZM149 78H150V77H149ZM192 78H193V77H192ZM192 78H191V79H192ZM219 78H220V77H219ZM233 78H234V76H233ZM263 78H264V77H263ZM13 79H14V78H13ZM18 79H19V78H18ZM21 79L23 80L24 78L21 77ZM25 79H26V78H25ZM25 79H24V80H25ZM27 79H28V78H27ZM33 79H34V78H33ZM45 79H46V78H45ZM59 79H60V78H59ZM84 79L86 80L87 77H84ZM108 79H109V78H108ZM121 79H122V78H121ZM121 79H120V80H121ZM132 79H133V77H132ZM144 79H145V78H144ZM146 79H147V78H146ZM154 79H155V78H154ZM154 79H153V80H154ZM171 79H172V78H171ZM173 79H174V78H173ZM173 79H172V81H173ZM236 79H237V77H236ZM240 79H242V78H240ZM243 79H244V78H243ZM246 79H247V78H246ZM14 80H15V79H14ZM37 80H38V79H37ZM61 80H62V79H61ZM68 80L70 81V79H68ZM82 80H83V78H82ZM85 80H83V81H85ZM89 80H91V79H89ZM98 80H100V79H98ZM106 80H107V79H106ZM110 80H111V79H110ZM110 80H108V81H110ZM120 80H119V81H120ZM147 80L149 81L148 83H150V79H147ZM222 80H223V79H222ZM234 80H235V79H234ZM244 80H245V79H244ZM249 80H250V78H249ZM253 80H256V79H253ZM261 80H262V79H261ZM17 81L20 82V80H17ZM25 81H26V80H25ZM38 81H39V80H38ZM38 81H37V82H38ZM92 81H93V80H92ZM92 81L88 82V87H89V83H91ZM127 81H128V80H127ZM143 81H144V80H143ZM168 81H169V80H168ZM190 81H192V80H190ZM206 81H207V80H206ZM208 81H209V79H208ZM223 81H224V80H223ZM227 81H228V80H227ZM227 81H226V82H227ZM229 81H228V82H229ZM247 81H248V80H247ZM11 82H13V81H11ZM18 82H17L16 84H17V86L19 87V86H21V85H19ZM21 82H24V81H21ZM21 82H20V83H21ZM39 82H40V81H39ZM48 82H49V80H47V83H48ZM64 82H65V80H64ZM125 82H126V81H125ZM133 82H134V81H133ZM133 82H132V83H133ZM135 82H136V81H135ZM145 82H146V81H145ZM176 82H177V81H176ZM201 82H202V81H201ZM210 82H211V81H210ZM219 82H220V81H219ZM228 82H227V83H228ZM234 82H235V81H234ZM243 82H244V81H243ZM14 83H15V81H14ZM14 83H13V84H14ZM26 83H27V82H26ZM55 83H57V82L55 81ZM60 83H61V82H59V84H60ZM67 83H69V84H67V87H68V85H69V87H70V83L73 84L74 82H67ZM75 83H77V82H75ZM83 83H84V82H83ZM120 83L123 84L124 81H123V83H122V80H121ZM128 83L131 85V82H128ZM138 83H139V82H138ZM165 83H166V82H165ZM178 83H179V82H177L176 84H178ZM184 83H185V82H184ZM188 83H189V82H188ZM198 83H199V82H198ZM222 83H223V82H222ZM224 83H225V82H224ZM249 83H250V82H249ZM252 83H253V82H252ZM6 84H8V83H6ZM21 84H22V83H21ZM23 84H24V83H23ZM77 84H78V83H77ZM77 84H76V85H77ZM85 84H86V83H84V85H85ZM106 84H107V81H106ZM110 84H112V83H110ZM135 84H136V83H135ZM140 84H141V83H140ZM167 84H168V83H167ZM167 84H166V85H167ZM203 84H204V83H203ZM203 84H202V85H203ZM206 84H207V83H206ZM206 84H205V85H206ZM211 84H212V83H211ZM229 84H230V83H229ZM247 84H248V83H247ZM253 84H254V83H253ZM3 85H5V83H4ZM27 85H28V84H27ZM37 85H38V83H37ZM42 85H43V84H42ZM51 85H52V84H51ZM86 85H87V84H86ZM124 85H125V84H124ZM124 85H123V86H124ZM146 85H147V83H146ZM172 85H173V84H172ZM180 85H181V84H180ZM193 85H194V84H193ZM213 85H214V84H213ZM220 85H221V84H220ZM242 85H243V84H242ZM250 85H251V84H250ZM250 85H249V86H250ZM256 85H257V84H256ZM256 85H255V86H256ZM13 86L15 87V85H13ZM25 86H26V85H25ZM48 86H49V85H48ZM54 86H55V85H54ZM54 86H53V87H54ZM58 86H59V85H58ZM108 86H109V84H108ZM143 86H144V84H143L142 86H140V87H143ZM173 86H174V85H173ZM203 86H204V85H203ZM207 86H208V85H207ZM207 86H205V87L207 88ZM216 86H218V85H216ZM225 86H227V85H225ZM230 86H231V85H229V87H230ZM243 86H244V85H243ZM245 86H246V85H245ZM1 87H2V86H1ZM14 87H13V88H14ZM21 87H24V86H21ZM21 87H20V89H21ZM26 87H27V86H26ZM26 87L24 88V92H26L25 95H27V90L29 89V88L27 89ZM53 87H50V88H53ZM62 87H63V86H62ZM74 87H75V85H74ZM88 87H87V88H88ZM114 87H116V84H114ZM132 87H133V86H132ZM140 87H139V88H140ZM149 87H150V84H148V88H149ZM171 87H172V86H171ZM174 87H175V86H174ZM208 87H209V86H208ZM210 87H212V86H210ZM261 87H262V86H261ZM6 88H7V89H6ZM8 88L11 89V87H5L4 89L7 90V92H8ZM64 88H65V86H64ZM89 88H90V87H89ZM121 88H122V87H121ZM126 88H127V87H126ZM183 88H184V87H183ZM201 88L203 89L204 87H201ZM201 88H200V89H201ZM213 88H214V87H213ZM220 88H221V87H220ZM223 88H224V86H223ZM231 88H233V86H231ZM253 88H254V87H253ZM263 88H264V87H263ZM15 89H16V87L14 88V91H15ZM20 89H19V90H20ZM25 89H27V90H25ZM37 89H38V88H37ZM69 89H70V88H69ZM93 89H94V87H93ZM100 89H102V88H100ZM127 89H128V88H127ZM130 89H131V88H130ZM143 89H146V87H143ZM164 89H165V88H164ZM169 89H170V88H169ZM173 89H174V88H173ZM173 89H171V90L173 91ZM204 89H205V88H204ZM215 89H216V88H215ZM225 89H226V88H225ZM225 89H224V90H225ZM235 89H237V88H235ZM250 89H251V88H250ZM11 90H12V89H11ZM19 90H18V91H19ZM33 90H36V88L33 89ZM49 90H50V89H49ZM70 90H72V89H70ZM86 90L89 91V90H91V89H86ZM141 90H142V89H141ZM141 90H140V91H141ZM147 90H148V89H147ZM147 90H146V92H147ZM174 90H175V89H174ZM177 90H178V89H176V91H177ZM206 90H207V89H206ZM219 90H220V89H219ZM219 90H218V91H219ZM227 90H228V89H226L225 92H226ZM229 90H230V89H229ZM231 90H232V89H231ZM252 90H253V89H252ZM0 91H1V90H0ZM12 91H13V90H12ZM12 91H11V93H12ZM28 91H29V90H28ZM44 91H45V90H44ZM50 91H51V90H50ZM52 91H53V90H52ZM73 91H74V89H73ZM76 91H77V90H76ZM76 91H75V92H76ZM80 91H81V90H80ZM95 91H96V90H95ZM116 91H117V90H116ZM133 91H134V90H133ZM184 91H185V93H186V92H188L189 90L186 91L185 88H184ZM198 91H199V90H198ZM204 91H205V90H204ZM212 91H214V90L212 89ZM240 91H241V89H240ZM249 91H250V90H249ZM1 92H2V91H1ZM3 92H4V90H3ZM3 92H2V94H3ZM9 92H10V91H9ZM20 92H21V90H20ZM24 92H23V93H24ZM30 92H31V91H30ZM33 92H34V91H33ZM33 92H32V94H33V96H34V93H33ZM36 92H37V90H36ZM41 92H42V91H41ZM134 92H135V91H134ZM146 92H145V93H146ZM163 92H164V90H163ZM163 92H162V93H163ZM166 92H167V91H166ZM174 92H175V91H174ZM179 92H181V91H179ZM182 92H183V91H182ZM199 92H200V91H199ZM206 92H207V91H206ZM223 92H224V91H223ZM230 92H231V91H230ZM235 92H236V91H234V92L232 91L233 94H234ZM5 93H6V91H5ZM16 93H17V92H16ZM18 93H19V92H18ZM18 93H17V95H18ZM39 93H40V92H39ZM50 93H51V92H50ZM69 93H70V92H69ZM76 93H79V92H76ZM80 93H81V92H80ZM80 93H79V94H80ZM120 93H121V92H120ZM137 93H138V92H137ZM140 93H141V92H140ZM151 93H152V92H151ZM197 93H198V92H197ZM200 93H201V92H200ZM207 93H208V92H207ZM236 93L238 94V92H236ZM236 93H235V94H236ZM240 93H242V91H241ZM240 93H239V94H240ZM19 94H21L19 97H22V98L24 99V97L22 96V95H24V94H22V93H19ZM35 94H36V93H35ZM67 94H68V93H67ZM70 94H71V93H70ZM72 94H73V92H72ZM130 94H131V93H130ZM130 94H129L128 96H130ZM132 94H133V92H132ZM135 94H136V92H135ZM135 94H134V95H135ZM149 94H150V93H149ZM175 94H177V93H175ZM187 94H188V93H187ZM210 94H212V93L210 92ZM217 94H218V93H217ZM224 94H225V93H224ZM227 94H228V93H227ZM229 94H230V93H229ZM243 94H244V93H243ZM251 94H252V92H251ZM11 95H12V94H11ZM25 95H24V96H25ZM94 95H95V93H94ZM122 95H123V94H122ZM152 95H153V94H152ZM188 95H190V94H188ZM213 95H214V94H212V96H213ZM27 96H28V95H27ZM36 96L38 97V92H37ZM44 96H45V95H44ZM80 96H81V95H80ZM85 96H87V95H85ZM110 96H111V95H110ZM125 96H126V95H125ZM150 96H151V95H150ZM156 96H157V95H156ZM185 96H186V95H185ZM212 96H211V97H212ZM215 96H216V95H215ZM234 96H235V95H234ZM236 96H237V95H236ZM252 96H253V95H252ZM259 96H260V95H259ZM7 97H8V95H7ZM7 97H6V98H7ZM37 97H36V98H37ZM78 97H79V96H78ZM78 97H77V98H78ZM87 97H88V96H87ZM122 97H124V96H122ZM152 97H153V96H152ZM152 97H151V98H152ZM247 97H248V96H247ZM6 98H5V99H6ZM16 98H18V96H16ZM16 98H15V100L13 99V101H15V105H16V100H17ZM25 98H27L26 100L24 99V100L27 102L29 98H28V97H25ZM36 98H34V99H36ZM115 98H117V97H115ZM124 98H125V97H124ZM142 98L144 99V96H143ZM154 98H156V97L154 96ZM180 98H181V97H180ZM180 98H179V100H180ZM184 98H185V97H184ZM203 98H204V97H203ZM205 98H206V97H205ZM240 98H241V96L239 97V99H240ZM242 98H243V97H242ZM242 98H241V100L244 99V98H243V99H242ZM261 98H264V97H261ZM8 99H9V98H8ZM18 99H19V98H18ZM23 99H22V100H23ZM39 99H40V98H39ZM70 99L72 100V98H70ZM132 99H133V98H132ZM136 99H137V98H136ZM138 99H140V98L138 97ZM164 99H165V98H164ZM176 99H177V98H176ZM9 100H10V99H9ZM29 100H31V99H29ZM36 100H37V99H36ZM36 100H35V102L37 103ZM40 100H41V99H40ZM46 100H47V99H46ZM108 100H109V99H108ZM111 100H112V99H111ZM114 100H116V99H114ZM117 100H118V99H117ZM174 100H175V99H174ZM183 100H184V99H183ZM183 100H181V101L183 102ZM187 100H189V99H187ZM187 100H186V103H187ZM206 100H207V99H206ZM236 100H237V97H236ZM250 100H251V99H250ZM7 101H8V100H7ZM7 101H5V102L7 103ZM41 101L43 102V100H41ZM109 101H110V100H109ZM109 101H108V102H109ZM122 101H123V100H122ZM122 101H121V102H122ZM139 101H140V100H139ZM146 101H147V100H146ZM176 101H177V100H176ZM191 101H192V100H191ZM204 101H205V100H204ZM208 101H209V100H208ZM211 101H213V99H212ZM254 101H255V100H254ZM262 101H264V99H263ZM22 102H23V101H22ZM29 102H30V101H29ZM31 102H32V101H31ZM74 102L77 103L75 100H74ZM88 102H89V101H88ZM91 102H92V101H91ZM91 102H90V103H91ZM135 102H136V101H135ZM155 102H156V99H155ZM244 102H245V101H244ZM250 102H251V101H250ZM250 102H248V103H250ZM1 103H2V102H1ZM17 103H18V101H17ZM79 103H80V102H79ZM110 103H111V102H110ZM117 103H118V101H117ZM151 103H152V102H151ZM184 103H185V102H184ZM190 103H191V102H190ZM190 103H187V105L190 104ZM202 103H203V102H202ZM208 103H209V105H210V102H208ZM245 103H246V102H245ZM258 103H259V102H258ZM56 104H57V103H56ZM108 104H109V103H108ZM156 104H157V103H156ZM166 104H167V103H166ZM204 104L206 105L205 102H204ZM215 104H216V103H215ZM250 104H252V103H250ZM259 104H260V103H259ZM22 105H23V104H22ZM64 105H65V104H64ZM75 105H76V104H75ZM78 105H79V104H78ZM91 105H92V104H91ZM117 105H118V104H117ZM122 105H123V104H122ZM179 105H180V104H179ZM195 105H196V104H195ZM201 105H202V104H201ZM205 105H204V107H205ZM237 105H238V104H237ZM13 106H14V105H13ZM18 106L20 107V103H19ZM48 106H49V105H48ZM65 106H67V105H65ZM92 106H93V105H92ZM112 106H113V105H112ZM118 106H119V105H118ZM215 106L217 107L218 105L216 104ZM215 106H214V107H215ZM239 106H240V105H239ZM253 106H254V104H253ZM32 107H35V106L32 105ZM32 107H31V108H32ZM37 107H38V106H36L35 108H37ZM78 107H79V106H78ZM84 107L86 108V106H84ZM84 107H82V109H83ZM96 107H97V106H96ZM130 107H131V106H130ZM189 107H191V106H189ZM196 107H197V106H196ZM199 107H200V106H199ZM248 107H249V106H248ZM15 108H16V107H15ZM21 108H22V107H21ZM58 108H59V107H58ZM60 108H61V107H60ZM74 108H75V107H74ZM85 108H84V109H85ZM94 108H95V107H94ZM94 108H93V110L95 111V109H97V108H95V109H94ZM116 108L118 109V107H116ZM153 108H154V107H153ZM171 108H172V107H171ZM175 108H176V106H175ZM180 108H181V107H180ZM193 108H194V106H193ZM193 108H191V109L193 110ZM197 108H198V107H197ZM211 108H212V106H211ZM217 108H218V107H217ZM0 109H2V108H0ZM25 109L27 110V114H30V115H31V114L34 113L33 111H30V110L27 109V108H25ZM33 109H34V108H33ZM51 109H53V108H51ZM56 109H57V108H56ZM70 109H71V108H70ZM70 109H69V110H70ZM79 109H80V108H79ZM82 109H81V110H82ZM110 109H111V108H110ZM110 109H109V110H110ZM168 109H169V108H168ZM181 109H182V108H181ZM8 110H9V109H8ZM15 110H20V111H21L20 108H19V109L16 108ZM28 110H29L30 112H32V113H29ZM31 110H32V109H31ZM49 110H50V109H49ZM66 110H67V109H66ZM81 110H79V111H81ZM88 110H90V109H88ZM114 110H115V109H114ZM118 110H119V109H118ZM144 110H145V109H144ZM144 110H143V112H144ZM170 110H171V109H170ZM172 110H173V109H172ZM176 110H177V108H176ZM194 110L196 111L195 108H194ZM215 110H216V108H215ZM239 110H240V109H239ZM239 110H238V111H239ZM2 111H3V110H2ZM6 111H7V110H6ZM20 111L16 112V117L18 116L17 113H19ZM23 111H24V110H23ZM50 111H51V110H50ZM53 111H54V110H53ZM73 111L76 112L75 110H73ZM84 111H85V110H84ZM96 111H97V110H96ZM96 111H95V112H96ZM103 111H104V110H103ZM123 111H124V110H123ZM200 111H202V110H200ZM200 111H199V113H200ZM204 111H206V109H205ZM212 111H213V110H212ZM217 111H218V110H217ZM221 111H222V110H221ZM241 111H242V110H241ZM244 111H245V110H244ZM246 111H247V110H246ZM249 111H250V110H249ZM256 111H258V108H257ZM9 112H10V110L7 111V112H5L6 115H4V113H3L4 117H2V119H3V118H8V117H5V116L10 115V114H8ZM66 112H67V111H66ZM70 112H71V111H70ZM86 112H88V111H86ZM89 112H90V111H89ZM95 112H93V113H95ZM98 112H99V111H98ZM98 112H97V113H98ZM114 112H115V111H114ZM154 112H155V111H154ZM175 112H177V111H175ZM178 112H179V111H178ZM183 112H184V109H183ZM207 112H208V111H207ZM207 112H205V114H206ZM210 112H211V110H210ZM210 112H209V114H210ZM219 112H220V111H219ZM219 112H218L217 114L220 115ZM251 112H252V111H251ZM260 112H261V111H259V112L257 113V114L259 115V116H258L259 118H260V116L263 115V114L260 115V114L262 113V112H261V113H260ZM20 113H21L22 115L24 114L23 112H20ZM20 113H19V114H20ZM35 113L37 114V111H36ZM35 113H34V114H35ZM59 113H60V112H59ZM63 113H64V111H63ZM77 113H79V112H77ZM97 113H95V114H97ZM100 113H101V112H100ZM144 113H145V112H144ZM169 113L172 114V112H169ZM189 113H190V112H189ZM201 113H202V112H201ZM223 113H224V112H223ZM225 113H226V112H225ZM225 113H224V114H225ZM254 113H255V112H254ZM263 113H264V111H263ZM1 114H2V113H0V115H1ZM98 114H99V113H98ZM109 114H110V113H109ZM171 114H170V115H171ZM177 114H178V113H177ZM207 114H208V113H207ZM207 114H206V115H207ZM209 114H208V115H209ZM213 114H214V112H213ZM217 114H216V115H217ZM237 114H238V113H237ZM237 114H236V115H237ZM242 114H243V113H242ZM3 115H2V116H3ZM30 115L26 116V117L28 118V120L31 119V118L29 117ZM93 115H94V114H93ZM102 115H103V114H102ZM133 115H134V114H133ZM142 115H143V114H142ZM144 115H145V114H144ZM144 115H143V116H144ZM174 115H175V114H174ZM189 115H190V114H189ZM199 115H202V114H199ZM203 115H204V114H203ZM211 115H212V114H211ZM239 115H240V114H239ZM10 116H11V117H10ZM10 116H9V117H10L11 120H12V115H10ZM20 116H21V115H19V117H18V118H20L19 121H21V119H22ZM70 116H71V118H73L72 115H71V113H70ZM73 116H74V115H73ZM99 116H100V115H99ZM136 116H137V113H136ZM162 116H163V115H162ZM244 116H245V114H244ZM248 116H249V115H248ZM254 116H255V115H254ZM0 117H1V116H0ZM23 117H25V116H23ZM37 117H38V116H37ZM62 117H63V116H62ZM88 117H89V116H88ZM102 117H103V116H102ZM120 117H121V116H120ZM128 117H129V116H128ZM130 117H131V116H130ZM144 117H145V116H144ZM173 117H174V116H173ZM231 117H232V116H231ZM231 117H230V118H231ZM238 117H239V116H238ZM246 117H247V116H246ZM246 117H245L244 119H246ZM251 117H252V116H251ZM255 117H256V116H255ZM14 118H15V117H14ZM34 118H36V116H35ZM74 118H76V117H74ZM77 118H78V117H77ZM103 118H104V117H103ZM108 118H109V116H108ZM136 118H138V116H137ZM136 118L134 117V119H136ZM174 118H175V117H174ZM217 118H218V117H217ZM235 118H236V117H235ZM242 118H243V117H242ZM253 118H254V117H253ZM263 118H264V115H263ZM0 119H1V118H0ZM24 119H26V118H23V121H24ZM66 119H67V118H66ZM118 119H119V118H118ZM126 119H127V118H126ZM134 119H133V123H134ZM146 119H149V118H146ZM163 119H164V118H163ZM169 119H170V117H169ZM181 119H182V118H181ZM213 119H214V118L212 117V121H213ZM220 119H221V118H220ZM223 119H224V118H223ZM227 119H228V118H227ZM237 119H239V118H237ZM244 119H243V120H244ZM247 119L249 120L248 117H247ZM254 119H255V118H254ZM254 119H253V120H254ZM257 119H258V118H257ZM14 120H15V119H13V121H14ZM28 120H26V121L28 122ZM71 120H72V119H71ZM76 120H77V119H76ZM78 120H79V118H78ZM91 120H94V118L91 119ZM127 120H128V119H127ZM131 120H132V119H131ZM141 120H142V119H141ZM167 120H168V119H167ZM171 120H172V118H171ZM230 120H232V119H230ZM235 120H236V119H235ZM248 120H247V121H248ZM250 120H251V119H250ZM250 120H249V122H250ZM253 120H252V121H253ZM263 120H264V119H263ZM3 121H4V120H3ZM3 121L1 120L0 122L3 123ZM6 121H7V120H6ZM13 121H11V123H12ZM26 121H25V125L29 123V122L27 123ZM34 121L37 122V121H38V118H37V119H34ZM45 121H46V120H45ZM54 121H55V120H54ZM67 121H68V120H67ZM72 121H73V120H72ZM80 121H81V120H80ZM107 121H108V120H107ZM136 121H137V119H136ZM149 121H150V120H149ZM155 121H156V120H155ZM155 121H154V122H155ZM165 121H166V120H165ZM165 121H164V122H165ZM179 121H180V120H178V122H179ZM215 121H217V120H215ZM227 121L230 123L229 120H227ZM244 121H245V120H244ZM74 122H75V121H74ZM87 122H88V120H87ZM89 122H91V121H89ZM94 122H95V121H94ZM111 122H112V119H111ZM126 122H127V121H126ZM139 122H140V119H139ZM139 122H138V125H140ZM154 122H153V123H154ZM170 122H172V121H170ZM174 122H175V121H174ZM176 122H177V120H176ZM176 122H175V124H176ZM178 122H177V124H179ZM181 122H182V121H181ZM181 122H180V123H181ZM224 122H225V121H224ZM232 122H233V120H232ZM240 122H242V119H241ZM245 122H246V121H245ZM254 122H256V121H254ZM261 122H262V121H261ZM7 123H8V122H4V123H3V126H4V125L6 126ZM15 123H17L16 120H15ZM15 123H14V124H10L8 128L10 129V127L13 126V125L16 126ZM22 123H23V122H22ZM37 123H38V122H37ZM41 123H43V122H40V123H38V124H41ZM46 123H47V122H46ZM46 123H45V124H46ZM78 123H79V122H78ZM140 123H141V122H140ZM236 123H237V121H236ZM236 123H235V124H236ZM250 123H251V122H250ZM250 123H249V124H250ZM62 124H63V123H62ZM95 124H96V123H95ZM131 124H132V121H131ZM136 124H137V123L135 122V123L133 124V127H135L134 125H136ZM166 124H168V123H166ZM209 124H210V122H209ZM230 124H231V123H230ZM232 124H233V123H232ZM232 124H231V125H232ZM237 124H238V123H237ZM247 124H248V123H247ZM19 125H20V124H19ZM19 125H18V127H21V126H19ZM28 125H29V124H28ZM49 125H50V124H49ZM69 125H70V124H69ZM71 125H72V124H71ZM91 125H92V123H91ZM96 125H97V124H96ZM116 125H117V124H116ZM180 125H181V124H180ZM183 125H184V124H183ZM183 125H182V126H183ZM197 125H198V124H197ZM244 125H245V123H244ZM3 126H1V124H0V127H3ZM5 126H4V127H5ZM23 126H24V125H23ZM43 126H45L44 123H43ZM47 126H48V124H47ZM73 126H74V125H73ZM158 126H159V125H158ZM160 126H162V125H160ZM174 126H175V125H174ZM184 126H185V125H184ZM189 126H190V125H189ZM191 126H192V125H191ZM191 126H190V127H191ZM228 126H229V125H228ZM237 126H238V125H237ZM239 126H240V125H239ZM242 126H243V125H242ZM242 126H241V127H242ZM248 126H249V125H248ZM13 127H14V126H13ZM13 127H11V129L9 130V131H10V134L7 133L8 131H7L6 129H8V128H5V130H4L3 128H0V129H3V130L1 131V133H3V132L5 131L4 133H7L8 135H6V134L3 133L4 136H5V135L8 136V137H9V135L12 136L11 131H12V132L14 131V129L12 130ZM40 127H41V126H40ZM49 127H51V126H49ZM49 127H48V128H49ZM54 127H56V126H54ZM58 127H60V126H58ZM67 127H68V126H67ZM91 127H92V126H91ZM143 127H144V126H143ZM154 127H155V126H154ZM162 127H163V126H162ZM162 127H161V128H162ZM164 127H165V124H164ZM164 127H163V128H164ZM190 127H189V128H190ZM205 127H206V126H205ZM215 127H217V126H215ZM221 127H222V126H221ZM234 127H235V126H234ZM23 128H24V130H22V132H23L24 134H22V138H21V139H18L19 141H16V140H17L16 138H12L13 136L17 135L18 133L20 134L21 131H18V130L16 131V132H18V133H16V134L14 135V133H15V132H14L12 137H9V138L7 137L8 141H7V139H5L6 142H4V140H1V139H0V140H1L0 143H2V142L5 143V144H3V143L0 144V153L4 156V158H3L4 161L6 160L5 158H7V157H8V159H7L6 161H8V160H9V155L12 153L14 159H16L17 157H18V158H21L20 162L22 161L21 163H22L23 166H24V164H25L26 167H27V166H29V167H33L34 169L38 170V166H39V165H38V162H40V161L42 162V161H43L42 163L45 164L44 159L47 161V160H48L47 155H49L50 153H45V152L43 153V150H42L43 148L41 149V152H40V148H39V151H38V147L40 146V145H38V142H40V141H38V129L36 128V124H35V123L30 125V129L27 128V130H26V127H23ZM23 128H22V129H23ZM56 128H57V127H56ZM68 128H69V127H68ZM94 128H95V127H94ZM114 128H115V127H114ZM128 128H130V127H128ZM159 128H160V127H159ZM161 128H160V129H161ZM184 128H185V127H184ZM184 128H182V129L184 130ZM201 128H202V124H201ZM208 128H209V127H208ZM235 128H236V127H235ZM16 129H17V127H16ZM28 129H29V130H28ZM46 129H47V128H46ZM50 129H51V128H50ZM50 129H49V131H50ZM59 129H60V128H59ZM59 129H58V130H59ZM75 129H76V128H75ZM90 129H91V128L88 127V131H90ZM104 129H105V126H104ZM125 129H126V128H125ZM135 129H136V128H135ZM137 129H138V128H137ZM139 129H140V128H139ZM145 129H146V128H145ZM156 129H157V128H155V130H156ZM166 129H167V128H166ZM171 129H172V131H173V128H172V127H171ZM174 129L176 130L175 127H174ZM177 129H178V128H177ZM180 129H181V126H180ZM182 129H181V130H182ZM186 129H187V128H186ZM218 129H221V130H222V128H218ZM228 129L231 130L230 127H229ZM228 129H227V130H228ZM236 129H237V128H236ZM236 129H235V130H236ZM247 129H248V128H247ZM47 130H48V129H47ZM63 130H64V128H63ZM63 130H62V131H63ZM72 130H73V129H72ZM86 130H87V128H86ZM91 130H92V129H91ZM98 130H99V129H98ZM123 130H124V129H123ZM131 130H132V129H130L129 131H131ZM150 130H151V129H150ZM152 130H153V129H152ZM163 130H164V129H163ZM167 130H168V129H167ZM167 130H165V131L167 132ZM175 130H174V133H176V131H177V130H176V131H175ZM178 130H179V129H178ZM187 130H188V129H187ZM187 130H186V133H187ZM208 130H209V129H208ZM208 130H206L205 133H206ZM214 130H217V128H215ZM221 130H220V131H221ZM230 130H229V131H230ZM64 131H65V130H64ZM69 131H70V130H69ZM88 131H87V132H88ZM93 131H95V129H94ZM96 131H97V130H96ZM165 131H164V132H165ZM168 131H169V130H168ZM172 131H171V132H172ZM188 131H190V130H188ZM193 131H194V130H193ZM211 131H212V130H211ZM237 131H238V130H237ZM258 131H259V130H258ZM70 132H71V131H70ZM84 132H86L85 129H84ZM90 132H92V131H90ZM135 132H136V131H134V133H135ZM146 132H147V131H146ZM146 132H145V134H146ZM153 132H154V131H153ZM178 132H179V131H178ZM180 132H181V131H180ZM198 132H199V131H198ZM202 132H203V130H202ZM224 132H225V131H224ZM224 132H223V133H224ZM231 132H232V131H231ZM54 133H55V132H53V134H54ZM62 133H63V132H62ZM72 133H73V132H72ZM75 133H76V132H75ZM77 133H78V130H77ZM95 133H96V132H95ZM101 133H102V132H101ZM117 133H118V132H117ZM128 133H129V132H128ZM128 133H125V134H128ZM130 133H131V132H130ZM141 133H142V132H141ZM148 133H149V132H148ZM150 133H152V132H150ZM150 133H149V134H150ZM167 133H168V132H167ZM172 133H173V132H172ZM182 133H183V132H182ZM194 133H195V132H194ZM226 133H227V132H226ZM253 133H255V132H253ZM256 133H257V132H256ZM260 133H262V132H260ZM3 134H0V136H2ZM55 134H57V133H55ZM59 134H60V133H59ZM65 134H66V133H65ZM86 134H87V133H86ZM88 134H90V133L88 132ZM88 134H87V135H88ZM97 134H98V133H97ZM113 134H114V133H113ZM119 134L121 135L120 132H119ZM132 134H133V133H132ZM135 134H136V133H135ZM143 134H144V133H143ZM143 134H141V135H143ZM154 134H155V133H154ZM163 134H164V133H163ZM170 134H171V133H170ZM184 134H185V133H184ZM188 134H189V133H188ZM191 134H193V133H191ZM191 134H190V135H191ZM202 134H203V133H202ZM209 134H210V133H209ZM224 134H225V133H224ZM249 134H251V133H249ZM61 135H62V134H61ZM82 135H84V133H83ZM91 135H92V134H91ZM93 135H94V134H93ZM111 135H112V132H111ZM166 135H168V134H166ZM171 135L173 136L174 134H171ZM177 135H179V134L177 133ZM181 135H182V134H181ZM193 135H194V134H193ZM199 135H200V134H199ZM228 135H229V134H228ZM252 135H253V134H252ZM4 136H3V137H4ZM6 136H5V137H6ZM59 136H60V135H59ZM59 136H58V137H59ZM63 136H65V135H63ZM85 136H86V135H85ZM135 136H136V135H134L133 137L135 138ZM145 136H146V135H145ZM151 136H152V135H151ZM154 136H155V135H154ZM164 136H165V134H164ZM168 136H169V138L171 137L170 135H168ZM168 136H166V137H168ZM174 136H176V135H174ZM184 136H186V134H185ZM206 136H208V135H206ZM213 136H214V135H213ZM213 136H212V137H213ZM223 136H224V135H223ZM230 136H232V135H230ZM230 136H229V137H230ZM244 136H245V138L248 137V136L246 137V135H244ZM250 136H251V135H250ZM254 136H255V135H254ZM257 136H258V135H257ZM55 137H56V136H55ZM69 137H70V136H69ZM72 137H73V136H72ZM82 137H83V136H82ZM82 137H81V138H82ZM118 137H119V136H118ZM133 137H132V138H133ZM177 137H178V136H177ZM199 137H200V136H199ZM214 137H215V136H214ZM225 137H226V135H225ZM236 137H237V136H236ZM242 137H243V136H242ZM255 137H256V136H255ZM18 138H19V137H18ZM47 138H48V137H47ZM49 138H50V137H49ZM49 138H48V139H49ZM52 138H53V137H52ZM52 138H51V139H52ZM157 138H158V137H157ZM172 138H173V137H172ZM175 138H176V137H175ZM187 138H188V137H187ZM192 138H193V137L191 136V139H192ZM202 138H203V137H202ZM204 138H205V137H204ZM209 138H210V137H209ZM238 138H240V137H238ZM238 138L234 139V141H237ZM243 138H244V137H243ZM257 138H258V137H257ZM3 139H4V138H3ZM12 139H13V140H12ZM14 139H16V140L14 141ZM54 139H55V138H54ZM54 139H53V141H54ZM63 139H64V138H63ZM120 139H121V138H120ZM145 139H146V138H145ZM155 139H156V137H155ZM155 139H153V140H155ZM162 139H163V138H162ZM167 139H168V138H167ZM167 139L165 138V139L163 140V142H164L165 140H167ZM180 139H181V137H180ZM180 139H179V137H178V142L180 141ZM188 139H189V138H188ZM194 139H195V138H194ZM199 139H200V138H199ZM213 139H214V138H213ZM225 139H226V138H225ZM229 139H230V138H229ZM229 139H228V140H229ZM249 139H250V138H249ZM67 140H68V139H67ZM69 140H70V138H69ZM136 140H137V139H136ZM172 140H173V139H172ZM174 140H175V139H174ZM206 140H207V139H206ZM215 140H216V138L214 139V141H215ZM238 140H239V143H240L239 146H240V148L242 147V149L234 150V148H231V151H230L231 153H230V152H228V153L225 152L226 154L223 155V154H224V153H223L221 156H219V155L216 153V152H217V151H216V152H214V153L217 154L218 156H217V155H214V156H216V157H214V158L212 159V161H213V160H214V161H213V162H212V161H209V162L214 163V164H209V165H212V166L214 167V168H213L212 166H211L212 168L209 167V172H210L211 170L213 171V170L215 169V173H214V174H215V175H214V181H217V180H218L219 182H218V181H217V182H218L219 184L221 183L220 185H221V187H222L223 189H224L225 186L228 185V184H229V185L231 184V186H232V185H239V183L241 184L242 181H243L244 179H246V178H245V175H246L249 171L252 172L253 170H255L256 168H259V167L263 169V165H264V159H263V158H264V130H263L262 135L259 136V138L256 139V140L253 139V144H251V143H252V142H251V143H250V146H248V147H247V146H244V144H242L244 141H240V139H238ZM243 140H244V139H243ZM245 140H247V139H245ZM254 140H255V142H254ZM122 141H123V140H122ZM122 141H121V142H122ZM127 141H128V139H127ZM127 141H126V143H128ZM134 141H135V140H134ZM146 141H148V139H147ZM156 141H157V140H156ZM161 141H162V140H161ZM175 141H177V140H175ZM181 141L183 142L182 139H181ZM181 141H180V142H181ZM185 141H186V140H185ZM185 141H184V144L186 143ZM190 141H191V140H190ZM190 141H188V142H190ZM209 141H211V140H209ZM223 141H224V140H223ZM231 141H232V138H231V140L227 141V143H228V142L231 143ZM234 141H233V144H231V146L234 145ZM16 142H17V144H18V147H17V144H15ZM45 142H46V141H45ZM47 142H48V141H47ZM58 142H59V141H58ZM69 142H70V141H69ZM116 142H117V141H116ZM168 142H169V140H168ZM168 142H166V144H168ZM170 142H171V139H170ZM205 142H206V141H205ZM241 142H242V143H241ZM41 143H42V142H40V144H41ZM49 143H50V142H49ZM55 143H56V141H55ZM60 143H61V141H60ZM70 143H71V142H70ZM78 143H79V142H78ZM87 143H88V145L90 144L89 141H87ZM94 143H96V141L92 143V144L95 146ZM130 143H131V142H130ZM132 143H134L133 140H132ZM154 143H155V142H154ZM157 143H158V142H157ZM159 143H160V142H159ZM159 143H158V144H159ZM164 143H165V142H164ZM174 143H175V142H174ZM192 143H193V142H192ZM197 143H198V142H197ZM209 143H210V142H209ZM215 143H217V140H216ZM227 143H226V141H225V144H224L225 146H224V148L227 146ZM239 143L237 142L235 145H237V144H239ZM47 144H48V143H47ZM80 144H81V143H80ZM134 144H135V143H134ZM166 144H165V146H166ZM169 144H170V143H169ZM176 144H177V143H176ZM187 144H188V143H187ZM195 144H196V143H195ZM200 144H201V143H200ZM210 144H212V143H210ZM228 144H229V143H228ZM247 144H248V143H247ZM247 144H245V145H247ZM15 145H16V147H14ZM45 145H46V144H45ZM50 145H51V144H50ZM55 145H56V144H55ZM64 145H65V144H64ZM66 145H67V144H66ZM86 145H87V144H86ZM113 145H114V143H113ZM146 145H147V144H146ZM171 145H173V144H171ZM185 145H186V144H185ZM185 145H184V146H185ZM189 145H190V144H189ZM216 145H217V144H216ZM220 145H221V144H220ZM242 145H243V146H242ZM42 146H43V144H42ZM90 146H91V144H90ZM96 146H97V145H96ZM110 146H112V145H110ZM122 146H123L122 148H124V145H122ZM130 146H131V147H134L132 144L129 145V143H128L127 150H128V147H130ZM136 146H137V145H136ZM136 146H135V147H136ZM154 146H155V144H154ZM161 146H162V145H161ZM161 146H160V147H161ZM173 146H174V145H173ZM177 146H179V145H177ZM186 146H187V145H186ZM193 146H194V145H193ZM197 146H198V145H197ZM197 146H196V147H197ZM221 146H222V147H219V148H223V145H221ZM229 146H230V144H229ZM44 147H45V146H44ZM46 147H47V145H46ZM53 147H54V146H53ZM131 147H130V148H131ZM138 147H139V145H138ZM162 147H163V146H162ZM188 147H189V146H187L186 148H188ZM196 147H195V148H196ZM199 147H200V146H199ZM212 147H213V146H212ZM214 147H215V146H214ZM216 147H217V146H216ZM216 147H215V149H216ZM243 147H246V148L243 149ZM51 148H52V147H49V150H52ZM68 148H71V147L69 146ZM68 148H66V149H68ZM89 148H91V147H89ZM95 148H96V147H95ZM130 148H129V150H130ZM136 148H137V147H136ZM155 148H156V146H155ZM174 148H176V147H174ZM178 148H179V147H178ZM183 148H184V147H183ZM186 148H185V149H186ZM195 148H194V149H195ZM202 148H203V147H202ZM206 148H207V149H210V146H209V148L206 146ZM226 148H227V147H226ZM236 148L238 149V147H236ZM236 148H235V149H236ZM6 149L10 150L9 155L7 154V153H8V152H7L8 150L6 151ZM44 149H45V148H44ZM55 149H56V148H55ZM66 149L64 150L65 153H66ZM85 149H86V150H85ZM87 149H88V146H87V148H86V146H85V148H84V146H83V149H81V150L79 149V150H80L81 152H83L82 150H84V153H86L85 151H87ZM93 149H94V148H93ZM106 149H107V148H106ZM141 149H142V148H141ZM190 149H191V148H190ZM192 149H193V148H192ZM197 149L199 150V148H197ZM232 149H233L235 152L232 151ZM45 150H46V149H45ZM45 150H44V151H45ZM47 150H48V148H47ZM68 150H69V149H68ZM75 150L77 151V149H75ZM94 150H95V149H94ZM159 150H160V149H159ZM172 150H173V149H172ZM195 150H196V149H195ZM195 150H194V151H195ZM200 150H201V149H200ZM200 150H199V152H198L197 155H196V154H193V153H194V152H193V153H191V154H193V155L190 154V155H188V157H186V158H183V157H182V158H183V161H184V159H185V161H186V162L184 161V164H186V163L189 164V165L186 164V165H188V167H186V168H189V169L192 168V169H190L191 171H192L193 169L195 170V168H196V167L194 168V166H193V165L195 164L194 162L196 161V164H197V161H199L200 158L202 159L203 156H204L202 150H201V151H200ZM4 151H5V152H4ZM11 151H12V152H11ZM69 151H70V150H69ZM69 151H67V152H69ZM71 151H72V150H71ZM80 151H79V152H80ZM89 151H90V150H89ZM89 151H87V152H89ZM91 151H92V148H91ZM91 151H90V154H91V156H92V152H91ZM96 151H97V150H96ZM103 151H104V150H103ZM103 151H102V152H103ZM237 151H239V152H237ZM2 152H3V153H2ZM6 152H7V153H6ZM50 152H51V151H50ZM54 152H55V151H54ZM58 152H59V151H58ZM72 152L75 153L74 151H72ZM72 152H70V153L72 154ZM81 152H80V153H81ZM102 152H101V151H100V152H99V151H98V152H95V153H97L95 158H97V155L100 156ZM105 152H106V151H105ZM105 152H104V155H105ZM129 152H130V151H129ZM141 152H142V151H141ZM141 152H140V153H141ZM185 152H186V151H185ZM190 152H191V151H190ZM190 152H189V153H190ZM4 153H5V154H4ZM14 153H16V154H15V155L17 156L16 158H15V156H14ZM38 153H39V154L43 153L44 155L42 154V155H40V156L38 157V155H39ZM52 153H53V152H52ZM122 153H123V152H122ZM131 153H132V152H131ZM174 153H175V152H174ZM186 153H187V152H186ZM195 153H197V152H195ZM204 153H205V152H204ZM209 153H210V151H209ZM218 153H220V152H218ZM6 154H7V157H6ZM45 154H46V155H45ZM55 154H56V152H55ZM57 154H58V153H57ZM57 154L55 155L56 157L60 156V155H57ZM78 154H79V153L76 152V153H75V156L78 155ZM99 154H100V155H99ZM123 154H124V153H123ZM135 154H136V153H135ZM178 154H181V153L178 152ZM182 154H183V152H182ZM182 154H181V155H182ZM202 154H203V156H202ZM220 154H221V153H220ZM229 154H230V155H229ZM34 155H35V157H34ZM52 155L54 156V153H53ZM52 155H49V157L52 156ZM66 155H68V154L66 153ZM73 155H74V154H73ZM185 155H186V154H185ZM205 155H208V153H206ZM211 155H212V154H211ZM3 156L0 157V160H1V158H2ZM25 156H26V157H25ZM31 156H32V158H30ZM43 156H45L44 159H43ZM53 156H52V157H53ZM55 156H54V157H55ZM80 156H81V155H79V157H80ZM110 156H111V158H112V154H111ZM110 156H109V157H110ZM131 156H132V155H131ZM131 156H130V157H131ZM135 156H136V155H135ZM141 156H142V155H141ZM183 156H184V154H183ZM28 157H29L31 160H30ZM40 157H41V158H40ZM52 157H51V160H50V161L53 160ZM54 157H53V158H54ZM56 157H55V158H56ZM70 157H71V156H70ZM72 157L74 158V156H72ZM79 157L76 156L75 159H76V160L78 159V160L80 161ZM81 157H82V156H81ZM102 157H103V156H102ZM121 157H122V155H121ZM121 157L119 156L120 161H122ZM127 157H129V156L127 155L126 158H127ZM130 157H129V159H130V161H131V164L134 165V166L136 167V164H138L137 160H136V162L134 161V160L136 159V157H135V159H131V158H134V156H132L131 158H130ZM137 157H138V156H137ZM178 157H179V156H178ZM184 157H185V156H184ZM11 158H12V157H11ZM22 158H23V159H22ZM24 158H26L27 160L29 159V160H28L29 162H27V160L24 159ZM55 158H54V159H55ZM59 158H60V157H59ZM73 158H72V160H71V159H69V160L67 159V160H68L67 163H69V162H70V163H71V162L76 163V161L73 160ZM124 158H125V157H124ZM159 158H160V157H159ZM161 158H162V160H163V157H161ZM161 158H160V160H161ZM180 158H181V157H179V160H180ZM209 158H210V156H209ZM3 159L1 160V162H4ZM56 159H58V158H56ZM87 159H88V158L84 159V160H86V163H85L84 160H83V163H82L83 166H84V163H85V165H87V164H88V165H89V164L92 165V163H89L90 161L92 162V160L89 158V159H88L89 162L87 163ZM97 159H98V162H101V164H100L101 167H100L99 163H97ZM97 159H96V162H95V160H93V161L95 162V163H94L95 167H98L97 164L99 165V168H95V167H94L96 171H98V169H100V168H104V167H102V164H103L102 161H104L105 158H104V159L102 158V159H103L102 161H101V158H97ZM112 159H113V158H112ZM112 159H110L109 162H110ZM129 159L127 158V160H129ZM137 159H138V158H137ZM149 159H151V158L149 157ZM154 159H155V158H154ZM203 159H204V158H203ZM203 159H202V160H203ZM205 159H206V157H205ZM16 160L19 161V159H16ZM24 160H25L26 163L23 162ZM63 160H64V161H67V160H65V158H64ZM105 160H106V159H105ZM114 160H115V159H114ZM144 160H145V159H144ZM202 160H200V161H202ZM207 160H208V159H206V161H207ZM209 160H211V158H210ZM6 161H5V162H6ZM17 161H14V162L16 163ZM48 161H49V160H48ZM48 161H47V162H48ZM58 161H60V160L58 159ZM79 161H77V163L74 164V166H75V165H76V166L80 165L81 162L78 163ZM130 161H129V162H130ZM142 161H143V160H141V162H142ZM152 161H153V160H152ZM167 161H168V162H166V159H165V162H164V160H163L162 162H164V164H167V163H168V165H169V160H167ZM41 162H40V163H41ZM47 162H46V165H47ZM111 162H112V161H111ZM114 162H115V161H113V163H114ZM123 162L125 163V161H123ZM132 162H133V163H132ZM134 162H135V163H134ZM146 162H148V160H146ZM202 162H203V161H202ZM202 162H201L200 164H202ZM6 163H7V162H6ZM9 163H10V162H9ZM18 163H19V162H17V164H18ZM23 163H24V164H23ZM51 163H52V162H51ZM60 163H61V162H60ZM62 163H63V162H62ZM96 163H97V164H96ZM113 163H112V164H113ZM120 163H122V162H119V164H120ZM127 163H128V162L125 163L124 168H125V167H127V168L129 167V164H127ZM139 163H140V161H139ZM156 163H157V161H156ZM170 163H171V161H170ZM172 163H173V162H172ZM174 163H175V164H172V166H177V165H176V162H174ZM177 163H178V162H177ZM180 163H182V162H180ZM198 163H199V162H198ZM0 164L2 165V163H0ZM58 164H59V162H58ZM107 164H108V163H107ZM107 164L105 163V165H104V164H103V165H104V166H107ZM110 164H111V163H110ZM122 164H123V163H122ZM126 164H127L128 166H126ZM141 164H143L142 166H144L145 163H141ZM149 164H150V163H149ZM184 164H183V165H184ZM5 165H6V166H10V164H9V165H8V164H5ZM12 165H13V164H12ZM18 165H21V164L19 163ZM41 165H42V164H41ZM50 165H51V164H50ZM50 165L48 164V166H50ZM56 165H57V164H56ZM61 165H62V164H61ZM65 165H66V163H65ZM82 165H81V166H82ZM88 165H87V167L85 166V167L83 168V169H86V171H87V172H86V171L84 170L83 173H85V174L88 173V170H89V173H90V168H89L90 166L88 167ZM115 165H116V164L114 163V166H115ZM132 165H130V166H132ZM157 165H159V164H157ZM202 165H203V164H202ZM202 165H200L201 168H199V167L197 168V171H198L199 173H197V171H195V173H193L194 176H196L195 174L197 173V176H198L197 179L199 178V180L197 181L198 183H200V178H202V177L204 178L203 175H204L205 173L207 174V171H206V170H207L208 168L206 167L207 169H205V168H203ZM209 165H207V162H206V166H209ZM14 166H15V164H14ZM48 166H47V167H48ZM59 166H60V165H59ZM69 166H70V164H69ZM74 166H73V167H74ZM122 166H123V165H122ZM134 166H132V167H133V170H134V171H135V170L137 171V173L135 172L137 175L134 176V173H133V176H134V179H135L136 176H137V179H138V177L140 176L139 174L142 172V168L140 167V165H138V166H139V167H138L139 170L141 169V170H140L141 172H140V171H138V168L134 169V168H135ZM152 166H153V163H151V165H150V168L153 169L154 167H152ZM159 166H161V165H159ZM170 166H171V164H170ZM172 166H171V169H173ZM184 166H185V165H184ZM184 166L180 165V167H179V164H178V166H177L178 169H176V170L181 169V171L179 170V172L184 173V172L187 171V169H186ZM189 166H191V167H189ZM192 166H193V167H192ZM195 166H196V165H195ZM1 167H2V166H1ZM16 167H17V166H16ZM20 167H21V166H20ZM29 167H28V168H29ZM40 167H41V166H39V168H40ZM47 167H46V168H47ZM51 167H52V165H51ZM60 167H61V166H60ZM66 167H68V165H67ZM73 167L71 166V168H73ZM91 167H93V166H91ZM108 167H109V166H108ZM177 167H174V168H177ZM181 167H182V168H181ZM183 167H184L186 170L183 169ZM24 168H25V167H24ZM24 168L22 169V171L24 170ZM28 168H25V169H27V172H28ZM43 168L46 169L44 166H43ZM75 168H77V167H75ZM94 168H93V169H94ZM106 168H107V167H106ZM120 168H121V167H120ZM129 168H130V167H129ZM129 168H128V170L132 171V170L129 169ZM158 168H159V167H158ZM6 169H10V167H9V168L6 167ZM6 169H4V170L6 171L5 173L3 172L4 170L2 169V174L4 173V174L6 175V173H7V170H6ZM13 169H15V167H14ZM13 169H12V170H13ZM50 169H51V168H50ZM67 169H68V168H67ZM115 169H116V168H115ZM147 169L149 170L148 167H147ZM147 169H146V170H147ZM152 169H150V171H152ZM165 169L168 170V171H166V173L169 172V171L171 170L170 168H169V169H168V168H165ZM199 169L202 170V171H203V169H204L206 172L203 171V174L201 175L200 172L202 173V171H200ZM17 170H18V168H16V171H17ZM31 170H32V169H31ZM39 170H40V169H39ZM41 170H42V169H41ZM60 170H61V169H60ZM60 170H59L58 172H61ZM64 170H65V169H64ZM72 170H73V169H72ZM72 170H71V171H72ZM95 170H93V171L96 172ZM174 170H175V169H174ZM174 170H173V171H174ZM182 170H183V171L185 170V171L183 172ZM190 170H188V172H189ZM194 170H193V172H194ZM0 171H1V170H0ZM16 171L14 170V172H16ZM20 171H21V170H20ZM22 171H21L20 174H18V175H19V177H18L19 179H20V176L23 177V175H21V174H22ZM25 171H26V170H25ZM33 171H35V170H33ZM47 171H49V170L47 169ZM55 171H56V170H55ZM62 171H63V170H62ZM65 171H66V170H65ZM134 171H133V172H134ZM144 171H145V170H144ZM150 171H149V173H150ZM154 171H155V170H154ZM154 171H153V172H154ZM212 171H211V172H212ZM18 172H19V171H18ZM30 172H31V171H30ZM30 172H29V173H30ZM56 172H57V171H56ZM94 172H93V174L95 175ZM111 172H113V171H112V168H111ZM119 172H120V170H119ZM156 172L158 173V171H155L154 173L157 174ZM174 172H175V173H173L172 170H171V172H170L171 174H170V173H169V174H166V173H165V175H167V176L170 175V176H171V175H173V174H177L175 177H176V178H179V175H178V173H177L178 171H174ZM188 172H186V174H188ZM254 172H255V171H253V173H254ZM29 173H28V174H29ZM33 173H34V172H32V174H33ZM35 173H36V172H35ZM37 173H38V172H37ZM37 173L35 174V177H38V176H36ZM48 173H51V171L48 172ZM66 173H67V172H66ZM98 173L100 174V176H102V171H101V170H99ZM123 173H124V172H123ZM125 173H126V177H127V172H125ZM146 173H148V172L146 171ZM149 173H148V175H151V174H152V173H150V174H149ZM189 173H190V172H189ZM2 174H0V176H2ZM16 174H17V173H15L13 177H15ZM43 174H44V173H43ZM59 174H60V173H59ZM61 174H62V172H61ZM128 174L130 175L131 173H128ZM141 174H142V173H141ZM184 174H185V173H184ZM184 174H183V175H184ZM199 174H200L202 177H200ZM249 174H250V173H249ZM249 174H248V175H249ZM255 174H256V172H255ZM255 174H254V175H255ZM9 175H10V172L8 173V176H7V177H9ZM11 175H12V171H11ZM18 175H17V176H18ZM33 175H34V174H33ZM87 175H88V174H87ZM94 175H93V176H94ZM119 175H120V174H119ZM138 175H139V176H138ZM144 175H145V174H144ZM146 175H147V174H146ZM148 175H147V176H148ZM188 175H189V174H188ZM248 175H247V176H248ZM254 175H252V176H254ZM3 176H4V175H3ZM17 176H16V180H15V181H17V179H18ZM39 176H40V174H39ZM45 176H46V175H45ZM88 176H90V175H88ZM88 176H87V177H88ZM96 176H97V174H96ZM116 176H117V174H116ZM131 176H132V174H131ZM133 176H132V177H133ZM151 176H152V175H151ZM151 176H150V177H151ZM158 176H160V174H159V175L157 174L156 177H158ZM184 176H185V175H184ZM190 176H191V177H190ZM192 176H193V175H192V173H191V175H189V177L192 178V179L194 178L193 180L195 181V180H196V179H195L196 177H194V176L192 177ZM209 176H210V174H209ZM211 176H213V175H211ZM247 176H246V177H247ZM255 176H256V175H255ZM7 177H6V178H7ZM11 177H12V176H11ZM11 177H10V180H11ZM13 177H12V178H13ZM24 177H26V176L24 175ZM31 177H32V176H31ZM35 177H34V178H35ZM53 177H54V176H53ZM53 177L51 176L50 179H49V177H48V178H47L48 181L51 180V178H52V180H54ZM94 177H95V176H94ZM97 177H98V176H97ZM119 177H120V176H119ZM132 177H131V178H132ZM140 177H141V176H140ZM142 177H144V176H142ZM150 177H149V178H150ZM154 177H155V175H154ZM160 177H161V176H160ZM164 177H165V176H164ZM1 178H2V181H3V177H1ZM1 178H0V179H1ZM95 178H96V177H95ZM129 178H130V177H129ZM131 178H130V179H131ZM158 178H159V177H158ZM170 178H171V177H170ZM205 178H206V177H205ZM215 178H216L217 180H215ZM262 178H263V177H262ZM8 179H9V178H8ZM93 179H94V178H93ZM96 179H97V178H96ZM116 179H117V178H116ZM132 179H133V178H132ZM144 179H145V177H144ZM150 179H151V178H150ZM186 179H189V178H186V177H185V180H186ZM192 179H191V180H192ZM208 179L211 180L210 177H209ZM208 179L206 180V185H207V186H208V185H210V186L212 185V189L214 190V185H216V182H214V183H215V184H214L213 181H212V180H213V178H212V180H211L212 183H213V184H212V183L208 182V181H209ZM22 180H23V179H22ZM22 180H21V181H22ZM31 180L33 181V179H28V181L25 182V185H24V183H23L25 180L22 181V182H20V181L18 180L20 184H18V181H17V182H16V183H17V186H18V185H19V186L22 185L23 187H21V188H19V189L16 187V188H17L18 190H20V191H18V190H14V192H13V190H12L13 193H12V192H9V189H7V187L5 186L6 189L8 190V191L6 190L7 193L5 194V188H4V186H3V185L5 184V177H4V181H3V183L0 181L3 185H1V184H0V185H1V188H2V186H3V189H2V190L4 191V194H5V195L8 194V195H7L8 197H7V196H4L2 193H0V194H2V195L4 196L5 199H6V198H9L10 196H13V201H14L15 204L13 203L12 200H11V201H12V203L14 204V206L18 207V209L20 208V210H22V208L25 209L26 207L24 208V206H26V203L29 204L30 202H34V201H36L37 199H36L35 197H38V195H39V194H38V188H39V187H38V184H39L38 181H35V180H34V182H32ZM36 180H38V178H36ZM89 180H90V178H89ZM94 180H95V179H94ZM98 180H101V178H99ZM154 180H155V178H154ZM91 181H92V180H91ZM102 181H103V180H102ZM102 181H101V182H102ZM119 181H120V179H119ZM134 181H135V180H134ZM146 181H147V180H146ZM151 181H152V180H151ZM155 181H156V180H155ZM189 181H190V180H189ZM194 181H193V183H196V181H195V182H194ZM245 181H246V180H245ZM254 181H255V180H254ZM93 182H94V181H93ZM116 182H117V180H116ZM131 182H132V181H131ZM147 182H148V181H147ZM147 182H146V183H147ZM156 182H157V181H156ZM156 182H155V183H156ZM258 182H259V181H258ZM21 183H22V184H21ZM85 183H86V182H85ZM95 183H96V181H95ZM129 183H130V182H129ZM134 183H135V182H134ZM142 183L144 184V182H142ZM142 183H139V184H142ZM150 183H151V182H150ZM150 183H148V184H150ZM159 183H160V182H159ZM161 183H162V182H161ZM161 183H160V184H161ZM208 183H210V184H208ZM223 183H228V184L224 185ZM256 183H257V180H256ZM256 183H253V184H256ZM11 184H12V183H9V184H8V187H10ZM53 184H54V183H53ZM91 184H92V182H91ZM97 184H99V183L97 182ZM102 184H103V183H102ZM108 184H109V182H108ZM111 184H112V182H111ZM119 184H120V183H119ZM119 184H118V185H119ZM139 184H137V185L140 186ZM143 184H142L141 186H143ZM253 184H252V185H253ZM12 185H13V184H12ZM12 185H11V186H12ZM70 185H71V184H70ZM84 185H85L84 187H87V190H88V189L90 190V189H92V187H93V185H92V187H90L91 185H90V186H89V185H86V184H84ZM100 185H101V183H100ZM103 185H104V184H103ZM118 185H117V186H118ZM120 185H121V184H120ZM129 185H130V184H129ZM155 185H157V183H156ZM220 185L217 184L215 188H218V187L220 188ZM222 185H224V186H222ZM243 185H244V182H243ZM243 185H240V187L243 186ZM246 185H247V184H246ZM252 185H251V187L255 186V185H253V186H252ZM256 185H257V184H256ZM15 186H16V185H15ZM15 186H13V189H15V188H14ZM19 186H18V187H19ZM39 186H40V184H39ZM88 186H89V188H88ZM95 186H96V185H95ZM97 186H98V185H97ZM115 186H116V185H115ZM152 186H153V185H152ZM231 186H229V188H230ZM248 186H249V185H248ZM257 186H258V185H257ZM45 187H46V186H45ZM49 187H50V186H47L48 189H49ZM56 187H57V186H56ZM73 187H74V186H73ZM100 187H102V186H100ZM103 187H104V186H103ZM156 187H157V186H156ZM156 187H152L153 191L155 190L154 188H156ZM158 187H159V186H158ZM227 187H228V186H226V188H227ZM235 187H237V186H235ZM235 187H234V188H235ZM243 187H244V186H243ZM258 187H259V186H258ZM1 188H0V189H1ZM10 188H11V187H10ZM34 188H35V191H34ZM47 188H46V189H47ZM51 188H52V187H51ZM71 188H72V187H71ZM95 188H96V187H95ZM98 188H99V187H98ZM135 188H137V187H135ZM140 188H141L142 190L145 189V192H144V190L141 191V193L144 192V193H143L144 195L142 194L143 196L141 195L140 191H138V194L140 193V194H139V195H140V198H141V196H142V198H145V197H146L145 195L148 194V193H146V189L150 190L151 187H150V189H149V185H148V186L146 185V186H143V187H140ZM162 188L165 189V187H160V188H157V189L160 190V189H162ZM219 188H218V189H219ZM222 188H221V189H222ZM229 188H227V189L230 190ZM231 188H233V186H232ZM238 188H239V186H238ZM241 188H242V187H241ZM56 189H57V188H56ZM74 189H76V188H74ZM93 189H94V188H93ZM93 189H92V190H93ZM100 189H101V188H100ZM100 189H99V191H100ZM104 189H105V188H104ZM104 189H103V190H104ZM119 189H120V186H119ZM131 189H132V187H131ZM167 189H168V188H167ZM167 189H165L164 192H161V191H160L161 194H163V195H162L163 197H164V195H165ZM218 189H217V190H218ZM221 189H220V190H221ZM227 189H226V192L228 191ZM39 190H40V189H39ZM52 190H53V189H52ZM87 190H82L83 192H82L81 194L85 193V194H83V195H84V200H83V196H82V199H81L82 202H81V201L78 202V204H79L80 202H81L80 204H82V203H83V204H84V203L86 204V208H87V209L84 208L86 211H84L82 207H81L80 209L78 208L79 210H77V207L80 206V204L78 205V204L76 203L77 206H76V205H75L76 207L74 206L75 202L79 200V197L81 196V194H80L79 197L77 196L78 194L76 195V197L78 198V200L74 199L73 197H72V199H70L71 196H70V198H69L70 200H73V202H74V204L72 203L73 206L71 205L72 207H75V208H73V209H74L73 211H76V210H77L76 212L79 213V215H74L75 217H73V219L76 220V221H74L73 226H71L70 229L66 227V228L68 229V230H67V234L69 235V239H67V240H68L69 244H67L65 247L68 246L66 249L69 248V249H68L69 252H68V253L65 252V253L61 254V256H60L59 253H58V254H57V257H59V256H60V257H59L58 259L54 257V258L56 259V260H54V261H52L51 259H50L51 261L49 260V257H50V256H49V254L46 253L47 250L45 251V253L48 255V260H46L47 258H46V259L43 258V256L46 257V254H45V253H44L45 255H42V252H41V251L38 252V253H41V257H42V258H41V257L38 258V253H35V252H37V251H35L36 249H37V250H41V249H38V248H37V247H40V246H38V217H37V216L34 215L33 218L30 217V218H32V219H30V218L28 217L29 219L24 220V221L22 222L23 224H21V227H18V226H17V228H16V227H15V228H14V227L12 228L11 225H9V224H10L9 222H7V221H5V220L3 221V219H7V218H9V215L11 216V215L13 214V213H12V214H9V211L12 212L11 209H13V208H12L13 206L10 207V208L8 207V206H9V201H7V200H8V199H7L6 202L8 203V205H7V203H5L4 206H5V207L7 206V207L9 208V209H8V208H7V209H8L9 211L6 212V211H7L6 209L3 210V208H5L3 205L1 206V207H3V208H1V209H2V212L5 211L6 213H8V214H7L8 217H7V218L2 217V216H4V214H3V213H0V215H1V216H0V219L3 218L2 221H0V252H2V251L4 252V253L2 252L3 254L0 253V257H2V259H3L4 256H6V258H5L6 260H5V261H7V259L9 260V259L11 258V255H12V256H15L14 258H17V259H19L18 257H20V256H22V257L25 256V258H22V260L25 259V260L27 261L28 258H31L32 261H33V258H34L33 256H36V257L38 258L37 262L39 261V259H41V260L39 261V263H37V264H137V263H138V258H139V256H140V258H141V254H142L144 257L142 256V259H141V260L139 259L141 262L139 261L138 264H141V263L144 264V263H146V261H144V260H145V257H147L149 253H152V252H148V251H150V250L152 251V248H151L152 246H153V249H155L156 253L158 252L157 249H159L160 246L157 245L158 248L156 249V244H157V243L159 244L158 241H160V240H159L158 238L160 237V238L162 239L163 236H162V237H161V236L158 237L157 233L155 234V232H158L159 229H158L157 231L155 230V232H152V231H154V229L157 228V227L154 228V227H152V226L158 225L157 222L161 223V222H162L161 220H163L164 218H162L161 220H157V221H156L155 219H158V218L160 219V217H159L160 215L157 217L156 215L153 214V212H149V213H148V212H145V214H144V212H143V217H142L141 215H142V211L145 209L144 206H147V205L149 206V204H151V205L159 204L160 201L162 202V203L160 202V204H164V203H163V200H161V198H160V197H162V196H159V197L157 196V195H158L157 193L159 192V190H157L158 192H156V190H155V193H154V192H151L152 190H150V194H148V196L151 198V200H152V198H153V200H152L153 203H154L155 201H156V202H155L154 204L149 203V199H146V198H145L146 200H145L144 202L147 203V205H146V204L144 205V203H141V204H143V207H144V209H143V208H140L141 210H139V208H138V207H142V206L137 202V201H138V197H137V196H139V195H137L136 192H135L136 197H135L134 194H133L134 192L132 193V192L129 191L128 194H124V193H123V194H122L123 198H120V197H122V196L119 197V195H117V194H120V195H121V191H118L119 193H118V192L115 193V194L117 195V199H116L115 194L113 193L115 199H113L112 201L108 202V200H107V199H108V194H107V193L105 194V193L103 192V190H102V192H100V193H104L103 195H99V191H98V189H96V190L94 189V190H93L94 192L96 191V194H95L94 192H92V190L90 191L91 194H90V193H87ZM89 190H88V192H89ZM107 190H109V189H107ZM110 190H111V189H110ZM110 190H109V191H110ZM120 190H121V189H120ZM123 190H124V189H123ZM136 190H139V188H137ZM136 190L134 189V190H131V191H136ZM170 190H171V189H170ZM170 190L168 189V192H167L169 195L166 194L165 197H164L163 199H166V197H167V199L170 198V197H168V196H170V194H172V196H171L170 199H171V200H172V199H173V200L175 199L174 196H175V195L177 196L178 193L175 194V193H176V192H175V189H174V190L172 189L173 191H170ZM220 190H219V191H220ZM243 190H244V188H243ZM263 190H264V189H263ZM0 191H1V190H0ZM10 191H11V189H10ZM47 191H48V190H47ZM65 191H66V190H65ZM71 191H72V190H71ZM71 191H70V192H71ZM97 191H98V192H97ZM109 191H108V192H109ZM162 191H163V190H162ZM169 191H170V192H169ZM186 191H188V190H186ZM211 191H212V190H211ZM215 191H216V189H215ZM215 191H214V192H215ZM223 191H224V190H223ZM223 191H222V192H223ZM240 191H241V190H240ZM260 191H262V189H261ZM8 192L10 193V196H9V193H8ZM48 192H50V191H48ZM72 192H74V191H72ZM75 192H76V191H75ZM124 192H126V191H124ZM173 192H174V193H173ZM224 192H225V191H224ZM226 192H225V193H226ZM241 192H242V191H241ZM241 192H238V194H240V196L244 195V191H243L242 193H241ZM11 193H12V194H11ZM53 193H54V192H53ZM66 193H67V192H66ZM68 193H69V192H68ZM92 193H93V194H92ZM131 193H132V194H131ZM145 193H146V194H145ZM180 193H181V191L179 190V194H178L179 198L176 197V196H175V197L178 198V199H182L183 197H181V196H183V194L181 193L182 195L180 196ZM219 193H220V192H219ZM228 193H229V191H228ZM230 193H231V192H230ZM234 193H235V192H234ZM234 193H233V194H234ZM54 194H55V193H54ZM69 194H70V193H69ZM69 194H68L67 196H69ZM154 194H155V195H154ZM159 194H160V193H159ZM186 194H187V192H186ZM194 194H195V193H194ZM199 194H202V193H199ZM199 194H197V193L195 194V196L198 195V196H196V199L200 197ZM210 194H211V192H210ZM233 194H227V195H228V196H230V195L232 196ZM241 194H242V195H241ZM246 194H247V193H246ZM256 194H257V193H256ZM44 195H45V193H44ZM52 195H53V194H52ZM70 195H71V194H70ZM151 195H154V196L152 197ZM173 195H174V196H173ZM188 195H189V194H188ZM191 195H192V194H191ZM221 195H222V194H221ZM234 195H235V194H234ZM254 195H255V194H254ZM0 196H1V195H0ZM41 196H42V195H41ZM47 196H48V195H47ZM53 196H54V195H53ZM65 196H66V194H65ZM148 196H147V198H148ZM155 196H156V197H155ZM184 196H185V195H184ZM186 196H187V195H186ZM186 196H185V197H186ZM218 196H219V195H217V197H218ZM222 196L225 197L226 195L224 196V194H223ZM231 196H230V197H231ZM236 196H237V195H236ZM236 196H235V197H236ZM238 196H239V195H238ZM238 196H237V197H238ZM240 196H239V197H240ZM259 196H260V195H256V196H254V197H252V196H251V197H248V195H246V196H242V197H240V198H239V197H238V198H237V197H236V198H235V197L233 198V196H232V199H229V200H227L228 197H227L226 199L224 198V200H223V197L221 198L222 200L220 199V197H218V198H219V200H218V198L216 199V198H215L216 196H214V194H213V198H214V200H211V199H213L211 196H210L211 198L208 197V196H205V197H204V196H201V197L204 198V199L201 198V200H204V201H205L206 199H207V200L210 199L211 202H208V203H207V206H208V207H209V206L212 207V206H215V205H216L215 210H214V209L212 210L213 213H215V214L210 216V214H212V213L209 212V211H211V210H209L210 208H208V209H207V212H208L207 215H208V216L206 217V218H208V217H209V218H210V217L212 218V217L214 216V217L212 218L213 220H210V221H214V223L219 222L222 218H224V217H223V213H224V211H225L226 208H227V210L229 209V206H230V205H232V207H233L232 210H236L234 213H237V215L234 214V216L239 217V216H240V213H241L242 211H240V213H239L237 210H239V209L242 210V208H244V206L246 207L247 203H250V202H251V204H252V203L254 202L255 204H257V205H256L257 207L253 205V206H254L253 209H249V208H248V209H249L248 211H247L246 209L243 210V212L241 213V216H240L239 218H236L237 220L232 221V220L230 219V221H231V224H232V222H234V223H233L234 225H235L236 223H238L237 225H239V223H241L242 221H244V223L247 222L246 224H248V223L250 222L249 224L251 225V223H255L256 221H258L259 223H256V225H257V224H260L261 222L264 221V220L261 221V219L264 218V204L261 205V206H258L257 199L259 198ZM1 197H2V196H1ZM74 197H75V196H74ZM118 197H119V198H118ZM157 197H158V199H160V201H158V203H157V199H154V198H157ZM185 197H184V198H185ZM193 197H194V196H192V198H191V196L189 195V197L187 196V197L183 200V202L187 204L186 207H188V205H189V207L191 206V207L194 208V210H192L193 208L191 209V207H190V208H189V207L186 208V210H187V209H189V210L191 209V212H192V211H195V210L198 211V210H197V207H198V205H200V204H197L196 202H194L196 199L193 198ZM207 197H208V198H207ZM2 198H3V197H2ZM44 198H45V196H43V199H42V200H44ZM53 198H54V197H53ZM59 198H60V195H59ZM66 198H68V197H66ZM66 198H65V200H66ZM142 198H141V199H142ZM205 198H206V199H205ZM10 199H11V198H10ZM51 199H52V198H51ZM170 199H169V201H170ZM0 200H1V202H3L2 199H0ZM28 200H29L30 202H29ZM74 200H75V201H74ZM142 200H143V199H142ZM142 200H139V201H142ZM201 200H200L199 203L202 204L204 201H201ZM207 200H206V201H207ZM4 201H5V200H4ZM51 201H52V200H51ZM53 201H54V200H53ZM83 201H84V202H83ZM176 201H177V200H174L175 205L173 204L172 207H170V206H171V205H170V204H171V201H170V204H169L170 206H168V205H167L168 203H167V204H165V206H164V205H156L157 208H156V206L153 207L155 210L158 209V210L160 211V212H158V213H156V214L158 215L159 213H161V215H162L161 217L166 216L167 213H168V220H167L166 218L164 219L165 221L167 220V222H168V223L166 222L167 225H165V224H166L165 221H163V223H162V224H164L165 228L168 229V230L170 229V226H169V225H171V224L173 223V220H171V221H172V222H171V221L169 220V217L171 216L172 219L174 218V219L176 220V218H175V213L180 212V211H179V210L181 209L180 207H181V206H184V207H185V205H186V204H185V205H180V207H179V205H178V203H176ZM181 201H182V200H181ZM208 201H209V200H208ZM47 202H48V201H47ZM116 202H117L118 205H119V203H122V204L124 203V206H122V207H124V208H126V206H128L127 208H129V207L132 208V206H134V205L136 206V204L138 203L139 205L137 204V205H138V206H137V209H136L135 206H134V209L131 210V212H132L133 210L136 209L134 212L139 213V212H138V210H139L140 213H141V215H140V214H137V213H136V215L133 214V215H135V216H138V217H137V220H138L137 223L140 224V223L143 222L142 224L144 225V223H146V222H144V221H145V217H146V219H147L146 221H148V220H149V221L152 220V222H151V223H152V226H150V224H149V225H148V224L145 225V230L143 231V233H144V232L146 231V229L149 227V228L147 229V231H148V232H149V230H151V231H150L149 233L146 231L148 234H146V232H145V235H146V236H145V235H144V236H145L146 238H150V237L153 236V235H157V237L155 236V237L157 238V239H156V240H157L156 242L154 241L155 238H153V237H152V238H153V241H154V242L152 241V239H146V238H144V237L142 236V235H143L142 230L144 229V226H143V227L140 226V228H141V232H140V228H139V231H138V232H137V230H136V229L138 228V227H137L138 224H137L136 226H132V228L134 227V228H133V232L136 230V232L138 233L137 235H138V236H142V237H137V238H139V239H138V240H139L138 243L142 240V238H144V241H142L143 243H148V240H149V241L151 240L153 243H155V244H152V242H149L152 246H150V244L148 243V246H150V248H151L150 250H149V249L147 250V249L145 248V247H147V246H145V245H147V244H143V245H142V242H140L142 246H141V245H138L137 243H134V244H137V245H136V246H137V249H136V251H137V255L134 254L135 251H134V253H133V250H132V253L130 252V246H132V247L134 248V246H133L134 244L129 246V242H130L131 244L133 243L132 240L135 239V234H136V232L133 233V234H130V233H129L128 237L130 238V241H129L127 238H124L123 241H122V244H119V243H121V242H119V241H121V238H122V237H121L120 235H118L120 238L115 237V236H117V235H116L117 232H115V233H114L115 235H113V236H114V238H117V241L120 239L118 242L115 241V239L107 240V239H108V238H107V237H108V234H109V232L111 231V230L109 231L108 229L111 227V229L114 230L113 226H109V225H108V223L111 222V221L114 219V218H112V220H111V218H110V219L108 218L109 215H110V214H108V213L113 212V211L109 212V207L112 206V204H110V203H113V204L115 203L113 206L117 208L118 205H116ZM150 202H151V201H150ZM164 202H165V200H164ZM183 202H182V203H183ZM212 202H213V204H212ZM214 202H215V203H214ZM41 203H43V202H41ZM44 203H45V202H44ZM148 203H149V204H148ZM209 203H211V204L209 205ZM254 203H253V204H254ZM18 204H19V205H18ZM30 204H31V203H30ZM48 204H50V203H48ZM70 204H71V203H70ZM83 204H82V206L84 207L85 204H84V205H83ZM180 204H181V203H180ZM229 204H230V205H229ZM22 205H23V206H22ZM38 205H39V204H38V200H37V203H36L37 208H38ZM46 205H47V204H46ZM57 205H58V204H57ZM115 205H116V206H115ZM151 205H150V206H151ZM226 205H227V206H226ZM228 205H229V206H228ZM30 206H31V205H30ZM113 206H112V207H113ZM150 206H149V207H146V210H147V208H148V210L150 211V209H149ZM159 206H160V207H159ZM177 206H178V207H177ZM202 206H203V205L199 206V208L203 209ZM247 206H248V205H247ZM21 207H22V208H21ZM27 207H28V205H27ZM32 207H33V206H32ZM32 207H31V208H32ZM43 207H44V206H43ZM58 207H59V206H58ZM114 207H113V209H114ZM158 207H159V208H158ZM166 207H167V208L170 207V208H172V210L176 207V208H175L176 211L173 210V211H175V213H174L172 210H168ZM230 207H231V206H230ZM31 208H30V209H31ZM60 208H61V206H60ZM60 208H59V209H60ZM63 208H64V207H63ZM124 208H122V209H124ZM178 208H179V209H178ZM44 209H48V208H44ZM54 209H56V208H54ZM75 209H76V210H75ZM165 209H166V210H165ZM201 209H199V210H201ZM26 210H27V209H26ZM32 210H33V209H32ZM34 210H35V209H34ZM50 210H51V208H50ZM61 210H62V209H61ZM63 210H64V209H63ZM66 210H68V209L66 208ZM66 210H65V211H66ZM69 210L71 211V208H70ZM80 210H82L83 212L80 211ZM115 210H116V209H115ZM124 210H125V209H124ZM126 210H127V209H126ZM152 210H153V209H151V211H152ZM155 210H154V213H155ZM158 210H157V211H158ZM186 210H184V212H180V213H183V215H181V218H182V217L184 216V214L188 211V210H187V211H186ZM17 211H18V210H17ZM17 211H16V212H17ZM27 211H28V210H27ZM39 211H40V210H39ZM39 211H38V210H37V211L35 210V212H38V213H39ZM47 211H49V210H47ZM57 211H58V209H57ZM78 211H80V212H78ZM121 211H123V210H121ZM129 211H130V210H129ZM157 211H156V212H157ZM165 211H168V212L165 213ZM177 211H178V212H177ZM215 211H216V212H215ZM13 212H14V209H13ZM31 212L33 213V211H31ZM53 212H54V211H53ZM66 212H67V211H66ZM124 212H125V211H124ZM124 212H123L122 214H124ZM134 212H133V213H134ZM169 212H170V216H169ZM172 212H173V213H172ZM198 212H199V211H198ZM202 212H203V210H202ZM244 212H245V213H244ZM6 213H5V214H6ZM41 213H42V210H41ZM46 213H47V212H46ZM70 213H71V212H70ZM113 213H114V212H113ZM113 213H111V214H113ZM115 213H116V211H115ZM115 213H114V214H115ZM120 213H121V212H120ZM171 213H172L174 216H173ZM195 213H196V212H194V214H195ZM199 213H200V212H199ZM209 213H210V214H209ZM238 213H239V214H238ZM2 214H3V215H2ZM23 214H24V213H22V215H23ZM35 214H36V213H35ZM72 214H75V213L72 212ZM114 214H113V216H114ZM125 214L128 215V212H126ZM125 214H124V215H125ZM130 214H131V213H130ZM147 214H150V215L152 214L153 216H155V217H157V218L154 217L155 219H154V221H153V219H151V218H153L152 215L150 216V219H149V215L146 216ZM164 214H166V215H164ZM178 214H179V213H178ZM186 214H187V213H186ZM197 214H198V213H197ZM205 214H206V213H203L202 216H201V218H202L203 215H205ZM224 214H225V213H224ZM230 214H231V213H230ZM232 214H233V212H232ZM232 214H231V215H232ZM16 215H17V214H16ZM19 215H20V214H19ZM25 215H27V214H25ZM51 215H52V214H51ZM64 215H65V214H64ZM64 215H63V216H64ZM69 215H71V214H69ZM69 215H68V216H69ZM115 215H116V214H115ZM144 215H145V217H144ZM163 215H164V216H163ZM198 215H199V214H198ZM200 215H201V214H200ZM20 216H21V215H20ZM40 216H42V214H41ZM46 216H47V215H46ZM68 216H67V217H68ZM72 216H73V215H72ZM110 216H111V215H110ZM135 216H134V220L136 219ZM140 216H141V217H140ZM185 216L187 217L188 215H185ZM195 216H197V215H194V216H193V215H192V216L190 215V216H189L190 220H191V218H192V219L195 218ZM228 216H230V215H228ZM234 216H233V217H234ZM17 217H19V216L17 215ZM23 217L26 218L27 216H24V215H23ZM23 217H21V219H22ZM42 217H43V216H42ZM49 217H50V216H49ZM67 217L64 216V219H66ZM123 217H124V216H123ZM127 217L130 218L129 215H128ZM132 217H133V216H132ZM139 217L141 218V220H140ZM147 217H148V218H147ZM171 217H170V218H171ZM186 217H183V219H186ZM198 217H199V216H198ZM43 218H44V217H43ZM46 218H47V217H46ZM46 218H45V219H46ZM68 218L70 219L71 217L69 216ZM77 218H79V219H77ZM107 218L109 219V222H108ZM125 218H126V217H124V218H122V219H124V220L126 221ZM142 218H144L143 221H142ZM181 218H180V220H181ZM199 218H200V217H199ZM199 218H196V219H199ZM201 218L199 219V221L201 220ZM211 218H210V219H211ZM230 218H232V216H231ZM115 219H116V217H115ZM196 219H195V220H196ZM224 219H225V218H224ZM228 219H229V217H228ZM42 220H43V219H42ZM49 220H50V219L48 218V221H49ZM137 220H136V221H137ZM190 220H185V222L187 221V223H188V221H189L188 224L186 223L187 225L190 224ZM193 220H194V219H193ZM203 220H204V221L201 220L202 222H200V225H199L200 227H202V226L204 225L203 222H206L205 216H204V219H203ZM225 220H226V219H225ZM225 220H224V223H225ZM259 220H260V221H259ZM8 221H9V219H8ZM11 221H12V220H11ZM15 221H16V223H17V222L20 221V220H17V219H16ZM69 221H70V220H69ZM114 221H117V220H114ZM140 221H141V222H140ZM155 221H156V224H155ZM176 221H177V220H176ZM182 221H183V220H181V222H182ZM191 221H192V220H191ZM199 221H194V223L196 222V226H197V223H198ZM221 221H222V220H221ZM221 221H220V222H221ZM41 222H42V221H41ZM50 222H51V221H50ZM52 222H53V221H52ZM54 222H55V220H54ZM123 222H124V221H123ZM127 222H130V221L127 220V221L125 222V224H127L126 226L128 227V224H131V223H127ZM153 222H154V223H153ZM169 222H171V223H169ZM192 222H193V221H192ZM192 222H191V223H192ZM228 222H229V221H228ZM12 223H13V222H12ZM19 223H20V222H19ZM68 223H69V222H68ZM113 223H115V222H112V225H113ZM117 223H118V222H117ZM176 223H177V222H176ZM176 223H175V222L173 223V225H174L173 228H175ZM194 223H192V224H194ZM201 223L203 224L202 226H201ZM211 223H212L213 226L216 225V224L214 225L213 222H211ZM211 223H210V224H211ZM229 223H230V222H229ZM229 223H228V227H226V224H225V227H226V228H224V227H223V224H222V228H218V229L216 228V230L213 229L214 227L210 226V227H212V228H209L210 230H207V231H206L207 233L205 232V234H207V235L204 237L203 240H202L201 236L199 237V239H201V240H199V239L196 238L197 240H199V242H197V243L195 242L196 244H195L194 246H192V247L190 246V247H191V248L194 247L195 251H196V252H200V253L198 254V257H197V260H196V261H195V259L193 260V259L191 258V259H192L191 264H203L205 261H206V263H207V260H208V259H206L207 256H206V255H205V256L203 255V254H205L207 248H209V252H211L210 249H212V252H211L212 259H209V260L216 261V263H215V262H211V261H209V262H211V264H240L242 261H243L244 264H246L247 262H248L247 264H249V260H251V258H254L253 256L256 257V260L254 259L256 262L253 261V259H252L250 262L253 261L254 264H264V224H261V226H259V228H258L257 226H255V228L257 227V229H253L252 227H250V228H251V229H250L249 227H247L249 224H248V225H245V226H246V229L249 228V229H247L248 231L246 230L247 233H245L244 231L240 232V231H241L240 229L244 226V225L241 226L242 223L240 224V226H241V228L239 227L240 229L238 228V226H237V228H236L233 224H232V225L234 226V228L231 226V227H232V229H231V227H230L231 224L229 225ZM244 223H243V224H244ZM39 224H41V223L39 222ZM42 224L45 225L44 221L42 222ZM50 224H51V223H50ZM55 224H56V223H55ZM119 224H120V223H119ZM125 224H124V225L121 224V226L126 227ZM135 224H136V223H135ZM186 224H184V226H185ZM206 224H207V223H205V225H204L205 227H206ZM23 225H24V228H23ZM80 225H81V226H80ZM131 225H132V224H131ZM140 225H141V224H140ZM177 225H178V224H177ZM182 225H183V224L181 223V226H182ZM187 225H186V227H184V231H187L189 228H191L190 226H192V225H189V228L187 229V227H188ZM194 225H195V224H194ZM208 225H209V224H208ZM19 226H20V224H19ZM31 226H33L34 228L32 229ZM49 226H52V225H49ZM66 226H68V224H67ZM79 226H80L81 228L83 227V228L86 230V234H87V235H86V236H87L86 238H85V235H84L85 233H83L84 237L81 236L82 234L80 233V227H79ZM107 226H109V228H108ZM116 226H117V225H116ZM119 226H120V225H119ZM146 226H147V227H146ZM159 226H163V225H159ZM159 226H158V227H159ZM164 226H163V227H164ZM166 226H167V227H166ZM168 226H169V228H168ZM171 226H172V225H171ZM199 226H198V227H199ZM204 226L202 227V229L204 228ZM252 226H254V225H252ZM45 227H46V226H45ZM47 227H48V226H47ZM68 227H70V226H68ZM124 227H122V230H121V228L116 227V228L120 229V231L117 229L118 232H119V234H124L123 232L120 233L121 231H124V230L127 229V228H124ZM136 227H137V228H136ZM150 227H151V228H150ZM176 227H177V226H176ZM192 227H193V226H192ZM198 227H197V229H196V227H195V229H194V227H193L189 233H193V232L196 231V230L199 232V230H200L199 228H200V227H199V228H198ZM48 228H49V227H48ZM106 228H107V229H106ZM130 228H131V227H130ZM132 228H131V229H132ZM135 228H136V229H135ZM165 228H164V230H165ZM177 228H178V227H177ZM182 228H183V227H182ZM235 228H236V229H235ZM244 228H245V227H243V230H245ZM40 229H41V228H40ZM46 229H47V228H46ZM55 229H57V227H56ZM162 229H163V228H162ZM175 229H176V228H175ZM193 229H194V230H193ZM198 229H199V230H198ZM202 229H201L200 231H203V232H204L205 229H204V230H202ZM212 229H213V231H212ZM229 229H230V230L238 231L239 233H237V235L239 234L240 236H241V234L243 233V234H244V237H242L243 234H242L241 237H242L243 239L245 238V239H244V242L241 243L240 245L238 244V245H236V246H232V247H234L233 249H230V248H232V247L229 248L230 250H232V251H230V252L228 251V252H229V255L231 254V256L233 257V259L231 258L232 261H230V259H227V257L225 258V259H227V260L221 258L220 256H222V254H221L220 252H222V250H221L220 252L217 251V250L220 249V248L218 249L217 247L222 246V243L220 242V239L222 238V236H223V237L225 236V237L227 238L228 235H230L229 240L227 239L228 242L233 241V239L235 238L234 235L236 234V232L232 235V236L234 237V238H232L231 234H232L234 231H233V232H230ZM238 229H239L240 231H239ZM252 229H253V230H252ZM50 230H52V229H50ZM82 230H83V229H82ZM85 230H84V231H85ZM106 230H107L108 232H106ZM168 230H167V231H164V232H169ZM176 230H177V229H176ZM176 230H174V231H176ZM189 230H190V229H189ZM192 230H193V231H192ZM60 231H61V230H60ZM84 231H82V232H84ZM174 231H172V232L175 234L176 232H174ZM178 231H179V228H178ZM184 231H182V232H184ZM197 231H196L195 233H197ZM208 231H210V233H209ZM211 231H212V232H211ZM43 232H44V231H43ZM111 232H112V231H111ZM151 232L153 233V235H152ZM170 232H171V231H170ZM107 233H108V234H107ZM139 233H142V235H140ZM179 233H181V232H179ZM230 233H231V234H230ZM63 234H65V232H64ZM63 234H62V232H58V233H57V236L60 237V236L63 235ZM80 234H81V235H80ZM95 234H96V235H95ZM112 234H113V233H112ZM158 234H159V232H158ZM181 234H182V233H181ZM181 234L179 235V236H181V237H180V238H181L180 240H183V239H184L183 241L186 243L185 239L187 240V238L190 236V235H188V231H187V233L185 232V234H186L188 237H187L185 234H184V235H181ZM201 234H202V233H201ZM97 235H98V236H97ZM125 235L127 236V234H125ZM125 235H124V237H125ZM192 235L195 236L196 234H194V233L191 234V236H190L191 239L193 238ZM198 235H199V234H198ZM198 235H196V237H197ZM237 235H235V236H237ZM53 236H54V235H53ZM63 236H64V235H63ZM63 236H62V237H63ZM80 236L82 237L83 242H84V240L86 239V240H85V243H82V239H81ZM130 236H131V237H130ZM147 236H148V237H147ZM168 236H170V235H168ZM176 236H177V235H176ZM176 236H174V237L172 236L174 239L171 238V239L174 240V242H173V240L170 241L169 239L165 240V241H167V244L169 243V241L172 242V243L168 244V245H170V248L167 247L168 245H167L166 243H165V244H166L165 246L168 248V251H170V249H171V251H173V253H172V254H173V258H172L171 260H167V261H169V262H167L166 264H173L175 258H176V257L179 255V253H180V250H181V249H179V251L176 250L175 248L172 250L173 243L176 244V245H174V247L176 246V248H179V247H177V246H178V245L180 246L181 243H183V245L180 247V248H182V249H183V246H184V244H185L183 241H181L180 244H177L178 242L176 243V241H175V237H176ZM184 236H185L186 238H185ZM202 236H203V235H202ZM240 236H239V238H240ZM58 237H57V238H58ZM79 237H80L81 240L79 239ZM111 237H112V236H111ZM111 237H110V238H111ZM170 237H171V236H170ZM183 237H184V238H183ZM84 238H85V239H84ZM99 238H100V239H99ZM137 238H136V239H137ZM168 238H169V237H168ZM231 238H232V239H231ZM77 239H79L81 243L78 242L79 240H77ZM98 239L101 240V241H98V243H97V240H98ZM56 240H57V239H56ZM61 240H62V238H61ZM61 240H60V242H61ZM87 240H88V241H87ZM189 240H190V239H189ZM192 240H193V239H192ZM235 240H236V238H235ZM235 240H234L233 242H230L231 244H227V245H228V246H229V245H230V246L233 245V244L235 243ZM237 240H238V237H237ZM240 240H241V241H240ZM240 240H238V243L242 242V239H240ZM86 241H87V242H86ZM131 241H132V242H131ZM135 241H136V240H135ZM195 241H196V240H195ZM44 242H46V241H44ZM162 242H163V240H162ZM187 242H188V240H187ZM219 242H220V244H219ZM61 243H62V242H61ZM64 243H65V242H64ZM66 243H67V242H66ZM79 243H80V244H79ZM163 243H164V242H163ZM203 243H204V245L207 243V245H209L210 247H209V246H207V248L204 247V249L206 248V249H205V252H204V251H198V249H200V250L203 249V245H202ZM232 243H233V244H232ZM53 244H54V240H53ZM53 244H52V245H53ZM81 244H83V245H81ZM171 244H172V245H171ZM236 244H237V243H236ZM48 245H49V244H48ZM62 245H65V244H62ZM80 245H81V248H80ZM154 245H155V247H154ZM159 245H160V244H159ZM188 245H189V244H188ZM192 245H193V244H192ZM200 245H201L202 248L199 247ZM217 245H218V246H217ZM219 245H220V246H219ZM234 245H235V244H234ZM60 246H61V244L59 243V244H58V247H60ZM136 246H135V247H136ZM143 246H145V247H143ZM185 246H186V244H185ZM205 246H206V245H205ZM215 246H217V247H215ZM228 246H227V247H228ZM190 247H189V248H190ZM54 248H55V249H58V248H56V245L54 246ZM141 248H143V249H141ZM189 248H188V249H189ZM214 248H216V250H215ZM221 248H222V247H221ZM42 249H43V248H42ZM46 249H47V248H46ZM55 249H54V250H55ZM59 249H61V251H62V249H65V248H62V247H61V248H59ZM160 249H161V248H160ZM204 249H203V250H204ZM229 249H228V250H229ZM1 250H2V251H1ZM11 250H14V251H11ZM250 250L254 253V254L252 253L253 255L250 254L251 252L249 253ZM6 251H8V253L11 251V252L9 253L10 255H8ZM17 251H18V253H16ZM42 251H44V250H42ZM51 251H52V250H51ZM56 251H58V250H56ZM65 251H66V250H65ZM80 251H82V256L79 254ZM153 251H154V250H153ZM159 251H160V250H159ZM175 251H176V252H175ZM5 252H6V253H5ZM12 252L16 253V255H14V253H12ZM63 252H64V250H63ZM186 252H187V251H186ZM196 252L194 253V255H196ZM201 252H204V253H201ZM207 252H208V249H207ZM207 252H206V254H207ZM209 252H208V254H209ZM129 253H131L132 255L134 254L135 259H134V256L131 257V256H130L131 254H129ZM139 253H140V255H139ZM156 253H155V254H156ZM218 253H220L221 255L218 256V255H219ZM153 254H154V252H153ZM182 254H183V253H182ZM208 254H207V255H208ZM227 254H228V253H227ZM248 254H249L250 256H249ZM79 255H80L81 258H79ZM124 255H125L127 258H126V257L124 258ZM164 255H169V254H165V253H164ZM183 255H184V254H183ZM194 255H193V256H194ZM7 256H9V257H7ZM17 256H18V257H17ZM39 256H40V255H39ZM54 256H55V255H54ZM151 256H152V255H151ZM153 256H155V255H153ZM226 256H228V255H226ZM251 256H252V257H251ZM32 257H33V258H32ZM136 257H138V258L136 259ZM156 257H158V255H157ZM179 257H180V256H179ZM219 257H220V260L223 259V261H219V260H218ZM229 257H230V256H229ZM235 257H237V258L239 257L242 261H238L239 263H238L237 261H235V262H236V263H235V262H234V260L236 259ZM246 257H248V258H246ZM250 257H251V258H250ZM12 258H13V257H12ZM26 258H27V259H26ZM37 258H36V259H37ZM131 258H133V259L131 260ZM194 258H195V256H194ZM207 258H208V257H207ZM210 258H211V257H210ZM234 258H235V259H234ZM31 259H30V262H31ZM155 259H156V258H155ZM155 259H154V260H155ZM159 259H160V257H159ZM162 259H163V258H162ZM245 259H246V262H245ZM25 260H24V262H26ZM28 260H29V259H28ZM34 260H35V259H34ZM188 260H190V258H189ZM236 260H237V259H236ZM247 260H248V261H247ZM0 261H1V260H0ZM2 261H4V260H2ZM13 261H14V259L12 260V262H11V260H10V262H11L12 264H13ZM158 261H159V260H158ZM160 261L162 262L161 259H160ZM160 261H159V262H160ZM8 262H9V261H8ZM28 262H29V261H28ZM30 262H29V263H30ZM1 263H3V262H1ZM31 263H33V262H31ZM31 263H30V264H31ZM149 263H150V262H149ZM155 263H156V262H155ZM206 263H204V264H206ZM243 263H241V264H243ZM4 264H7V262H5ZM14 264H15V263H14ZM25 264H26V263H25ZM150 264H151V263H150ZM177 264H178V262H177ZM180 264H190V262L187 261V260L185 259V260H182V261L180 262ZM250 264H252V263H250Z\"/></svg>",
  "mask_w": 264,
  "mask_h": 264
}]
</instances>
